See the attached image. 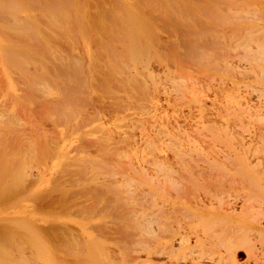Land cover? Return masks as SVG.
I'll use <instances>...</instances> for the list:
<instances>
[{
  "label": "bare ground",
  "instance_id": "1",
  "mask_svg": "<svg viewBox=\"0 0 264 264\" xmlns=\"http://www.w3.org/2000/svg\"><path fill=\"white\" fill-rule=\"evenodd\" d=\"M65 1H67V0H65ZM77 1V0H76ZM84 1V0H83ZM98 1V3H99V0H97ZM96 1V2H97ZM103 1V0H102ZM109 1H111V0H109ZM108 1V2H109ZM113 1V0H112ZM117 1H119V2H121L120 0H116V2L115 1H113L112 3L114 4V3H116L117 4ZM134 1H136V0H134ZM159 1V0H158ZM161 1V0H160ZM172 2V0H168L167 1V3L168 2ZM182 1V0H181ZM201 1V0H200ZM207 0H202L201 1V4H203V5H207V3L208 2H206ZM212 2L213 1H215V0H211ZM221 1V0H220ZM229 0H225V1H223L222 0V2H224V3H220V4H222V5H218L219 6V8H217V11L220 9L221 10V8H223L222 10H223V14L221 13V17H222V15H224L225 13H226V15H228V17L229 18H231V19H229L228 18V20H227V16L226 15H224L223 17H222V19L223 18H225L226 20H224L223 19V21H229V22H226V25H233V27H230L231 29H232V31L230 30V28H228L229 29V31L228 32H226L225 33V35L223 36V35H221V34H224L222 31V29L220 30L221 31V33H220V31H217V30H219L220 29V25H221V27L223 28L224 26H226L225 25V22H224V25L223 24H220V23H223V22H219V24H218V21H216L215 19L217 18V17H219L220 18V15L218 16L217 15V11L215 12V15H214V17L215 18H213V14H214V12H213V14L211 15L210 14V16H211V18H212V20H215L214 22H216L217 23V25H218V27H219V29H218V27L216 28L217 30L215 31V32H213L214 30H215V28L211 25V23H210V26L213 28L212 30H210L211 28H210V26H209V24H208V22H210V21H208V19H210V17H209V14L208 15H206L208 12L206 11V10H208V9H206L205 11L207 12H203V14H205V16L203 15H201L202 17H205V18H208L207 19V21L206 20H203L202 18V20L203 21H206L207 22V24L205 23V22H203V24H206L207 26H208V28L206 27V26H204V27H206V29H207V31H208V33H211V37H212V40H214V42L213 41H211L212 42V44H211V46L213 45V44H215V42H219V40H220V42H224L223 44L225 45V42H226V44H228L227 42L229 41V44L227 45V47L225 46L224 48H223V45H222V43L220 44V45H222L221 47H218V46H220V45H217V43H216V46L218 47H215V45H213L212 46V48L213 49H219L220 51H222L221 52V54L223 53V56L222 55H220L219 53L220 52H218V50H214V57H219V58H213L214 60H215V62H218V61H220V60H218V59H220L221 58V56H222V58L224 59V60H226V62L228 61L229 62V60H227V59H230V63H232V61L234 62V61H236L235 62V64H237L236 66H239V67H241V65H243V66H245L246 68L244 69L243 67H241V68H243V69H241V68H237V67H235V66H233L232 64H230V63H228V65L226 66V62H225V68L229 71V72H231V71H234L235 70V68L236 69H238V70H240V71H238L237 70V72H238V74H241V76L242 77H246V79L247 78H249V80H250V78L254 81V84L251 86V87H249V84L250 83H248L247 84V86L249 87L248 89L246 88V86H243L242 85V89H243V87H245L244 88V90H249L250 91V89H251V91L252 92H254V96H257V98L259 97L260 98V101H259V103L260 104H258L259 106L256 108L255 107V103H253L252 101H251V103H253L254 104V108H256L255 109V111L253 112V111H251V114H249V115H251V116H248V118L250 119V121L251 120H253L254 122V125L256 124L257 126L259 125V124H261L262 125V121H264V103L262 102L261 103V100H264V27H259L256 23H255V20H257V21H259L260 23H261V21H262V17H263V20H264V14L263 15H260V10L258 9V7L257 6H255L254 4H252L253 3V0H251L252 1V3L250 2V3H245L244 5H242V2H240L241 3V5L244 7H240L241 5H239V4H236L235 3V1L234 2H232V0H230L229 2H228ZM242 1V0H241ZM257 1V0H256ZM68 2L70 3V1L68 0ZM73 2H75V0H72V2L71 3H73ZM78 2V1H77ZM77 2H76V4H77ZM96 2H94V3H96ZM137 2H138V0H137ZM140 2V1H139ZM142 2H146V3H148V1H143V0H141V4H142ZM151 2H152V0H151ZM155 2V1H154ZM163 2V1H162ZM161 2V3H162ZM165 2V1H164ZM162 3V4H164L165 5V3ZM173 2H174V0H173ZM173 2H172V4H173ZM175 2H178V1H176L175 0ZM183 2V1H182ZM182 2H181V4L180 5H182ZM198 2V1H197ZM203 2V3H202ZM204 2H205V4H204ZM218 2V1H217ZM228 2V6H225L227 9H224V5L226 4ZM236 2H238V1H236ZM66 5H65V4ZM81 3V2H80ZM80 3H78L77 5H79ZM89 3V2H88ZM91 3V2H90ZM123 2H121V4H122ZM139 3V4H140ZM145 3V4H146ZM186 3H188V2H186ZM199 3V2H198ZM210 3V2H209ZM208 3V4H209ZM215 3V2H214ZM219 3V2H218ZM229 3H230V5H229ZM233 3V4H232ZM74 4V3H73ZM72 4V5H73ZM75 4V5H76ZM82 4H85V3H83L82 2ZM101 4V3H100ZM99 4V5H100ZM104 4H106V3H104ZM132 4H133V2H132ZM135 4V3H134ZM133 4V5H134ZM144 4V6H147V4L145 5ZM156 4V6L158 5L157 3H155ZM177 4V3H176ZM194 4V3H193ZM264 4V3H263ZM67 5H71V4H68L67 2H64V0H0V25H1V23H2V25H1V27H5L6 25V27H5V29H2L1 30V32H0V75H1V77H0V79H3V82L5 83L4 84V86L6 85V87L4 88L5 89V93H7V94H5V96L6 95H8V96H6V98H8V99H4V101H6V103L3 101V104L5 105H8V106H10L9 107V110H7L6 109V105H5V107H1L0 108V110H2L3 108H5V113H1L0 115H2V117H5L6 116V121L7 122H4L5 120L3 119L2 120V118H1V116H0V119L2 120H0L1 121V123H0V127H2V125H3V123L5 124H7L6 126H10V127H14V125H19L20 123H21V121H22V125H20V126H25V124H27L26 123V119H30V120H32V122H34L33 124H36L35 123V121H33V116L31 117V116H29L30 118H27L28 116V114H26V116L25 117H23L24 115H25V111H26V109L25 108H28V98H29V100L31 101H33L31 104H34V107H33V109L32 108H28L30 111L32 110V111H35L36 109V112L37 111H39V117L38 116H36L35 115V117H38V118H40L41 116H40V112H41V110H43V112H44V109H45V113L47 114L48 113V111L49 110H52V109H54L53 111H55L54 113H57L56 115H55V117H58L57 119L60 121H62V120H67V118H68V120H67V122L70 120L69 118L70 117H68L67 116V118H66V115H69V113H70V111L73 109H75V108H77V109H75L74 110V112L76 111V110H78L76 113H75V115L76 114H78L79 115V113L81 112V110L80 109H78V107L77 106H79V104L81 103V101H82V103H83V101L84 100H88L89 98L87 97V96H89L90 97V95H88L89 94V90L88 89H90L89 87L90 86H88V88L86 87L87 86V78L89 77L88 75H86L87 76V78H85V74H87L89 71H91V67H92V65L90 66V64H89V66H90V69H89V71L88 72H86L85 74H83L84 72L83 71H85L86 69H87V63H85L87 60H85L83 63H85L84 65H85V70H83L80 66L78 67V64L80 63L81 65H82V61L85 59V55H84V52L82 51V49H80V53H79V51L78 50H76L77 51V54L79 53L81 56H78L77 57V55L73 52V50L74 49H78L77 47L75 48V46H78L79 45V42L78 41H80V39H79V35H78V32H79V29L81 28V27H83V25H81V27L79 28V24H77V21L75 20V17L77 18L78 16H79V14H81V12H82V7L81 6H85V5H79V8L81 9V12L79 13V11L77 12L76 10V13H78V15H75L76 13H75V11H73V9L71 8L72 7V5L70 6V8L69 9H71L70 10V12L72 11V12H74L75 14H71V15H75V16H72L74 19V21L72 20V19H70V16H68L69 17V19H65V21H64V18H65V12L63 13L62 11H63V9L65 10L66 8L68 9V7H67ZM75 5L73 6V7H75ZM91 5V4H90ZM89 5V6H90ZM93 5V4H92ZM111 5V4H110ZM153 6L154 4L152 3V4H149V6ZM163 5V6H164ZM184 5H185V3H184ZM188 5H190V4H188ZM187 5V7H190L191 8V10L193 9L192 8V6H195L196 7V4H194V5H192V6H188ZM212 5V4H211ZM217 5V4H216ZM227 5V4H226ZM232 5H234V6H232ZM237 5V7H235ZM66 8H65V7ZM89 6H87V11L89 10ZM113 6V5H112ZM118 6V5H117ZM123 7V5H120L119 4V9H117L118 11H121V9H120V7ZM132 6V5H131ZM131 6H129V7H125L126 9L128 8V14H130V12H129V10H131L132 8H131ZM135 6V8H137V6L136 5H134ZM150 6V7H151ZM155 6V7H156ZM160 6V5H159ZM162 6V5H161ZM161 6H160V8H161ZM163 6H162V8H163ZM186 6V5H185ZM200 6V5H199ZM217 6V7H218ZM239 6V7H238ZM262 6V5H261ZM100 7V6H99ZM111 7V6H110ZM133 7V6H132ZM158 7V6H157ZM156 7V8H157ZM177 7V6H176ZM183 7V6H182ZM181 7V8H182ZM186 7V8H187ZM207 7V6H206ZM211 7V6H210ZM212 7H213V5H212ZM221 7V8H220ZM230 7V8H229ZM233 7V8H232ZM264 7V6H263ZM108 8H109V6H108ZM107 8V9H108ZM116 8V7H115ZM131 8V9H130ZM152 8V7H151ZM150 8V9H151ZM156 8L154 9L155 11H157L158 12V10H156ZM159 8V7H158ZM164 8H165V6H164ZM170 8H171V5H170ZM174 8V10H175V4H174V7L172 6V9ZM178 8H179V5H178ZM186 8H182L183 10H186ZM196 8H199V7H196ZM235 8V9H234ZM236 8H238V9H236ZM242 8H243V10H242ZM79 9V10H80ZM103 9V8H102ZM102 9H100V11L102 10ZM110 9V8H109ZM108 9V10H109ZM126 9H122V12H124L123 10H126ZM169 9V8H168ZM189 8H187V10H188ZM203 9H205V8H203ZM215 9H216V7H215ZM262 9V8H261ZM97 10V9H96ZM108 10H106V11H108ZM111 10L112 9H110L108 12L109 13H107L108 14V16H105V14H106V11H105V14H103V16H105L103 19H104V21H108V19H109V17H111V19H112V17L114 16V18H115V16L116 15H112V16H110L112 13H111ZM149 10V9H148ZM153 10V9H152ZM153 10V12H155ZM174 10H172L173 12H174ZM177 10V9H176ZM196 9L194 8L193 9V11H195ZM199 11H200V14H202V12H201V9L199 8L198 9ZM198 10H196V11H198ZM219 10V11H220ZM224 10H225V13H224ZM263 10H264V8H263ZM261 11V12H263L264 13V11ZM66 11V13L68 14V11L67 10H65ZM114 11V10H113ZM117 11V12H118ZM135 11H137L138 12V10H136L135 9ZM163 11V10H162ZM165 11H166V8H165ZM180 11V14H181V10H179ZM178 11V12H179ZM190 11V10H189ZM189 11L187 12V13H189ZM195 11V12H196ZM85 12H86V10H85ZM97 12H99V10L97 11ZM144 14H145V12H147V9L145 10V12L144 11H142ZM177 12V11H176ZM176 12H174V17H176L175 16V13ZM186 12V11H185ZM195 12H194V14H195ZM210 12V11H209ZM221 12V11H220ZM219 12V13H220ZM228 12H231V13H228ZM92 13V12H91ZM90 12H89V15L91 14ZM101 13V12H100ZM156 13V12H155ZM184 13V12H183ZM187 13H184L183 15H186L187 16ZM193 13V12H192ZM192 13H191V18H189V16H187L186 18L187 19H191V23L192 22H194V20L196 19V18H198V16H200V15H198V16H196V17H193L192 18ZM197 13V12H196ZM228 13V14H227ZM66 14V15H67ZM87 14V13H86ZM94 14V13H93ZM123 14V13H122ZM131 14H132V12H131ZM139 14H142L141 13V11H139ZM138 14V15H139ZM147 14V13H146ZM158 14V13H157ZM160 15H161V13H159ZM158 14V15H159ZM164 16H165V14L164 13H162ZM167 14H170L169 13V11H167ZM166 14V15H167ZM177 14V13H176ZM70 15V14H69ZM95 15V14H94ZM94 15H91V17L90 18H92V16H94ZM100 15V14H99ZM133 16H134V14H132ZM150 15H152V14H150ZM183 15H180V16H182L183 17ZM196 15V14H195ZM85 17H86V15H84ZM96 16V15H95ZM94 16V18H95V20H96V17ZM98 16V15H97ZM124 16V17H123ZM122 17L124 18V20L127 18V19H129L130 17H128L129 15H126L127 17L125 18V15H123ZM132 16V17H133ZM157 16V15H156ZM173 16H171V17H173ZM200 16V17H201ZM207 16V17H206ZM64 17V18H63ZM89 17V16H88ZM101 17V16H100ZM107 17V18H106ZM117 17V16H116ZM118 17H120V16H118ZM117 17V18H118ZM121 17V18H122ZM136 17V16H135ZM153 17V16H152ZM157 17H160V16H157ZM165 17H169V16H165ZM199 17V18H200ZM261 17V18H260ZM66 18H67V16H66ZM80 18V17H79ZM90 18H88V22H89V19ZM106 18V19H105ZM116 18V19H117ZM138 18V17H137ZM139 20H138V22L141 20V22L143 21L141 18L142 17H140L139 16ZM154 18V17H153ZM161 18V17H160ZM164 18V17H163ZM181 17H179L178 19H180ZM195 18V19H194ZM198 18V20H200L201 21V19H199ZM204 18V19H205ZM218 18V19H219ZM78 19V18H77ZM86 19V18H85ZM165 19V18H164ZM169 19V18H168ZM185 18H183V20H184ZM192 19H194V20H192ZM233 19V21H231ZM261 19V20H260ZM66 20H67V22H66ZM69 20V21H68ZM73 22H72V21ZM110 20V19H109ZM113 20V19H112ZM148 20V19H147ZM158 20V19H157ZM173 20V19H172ZM171 20V21H172ZM176 20V19H175ZM182 20V19H181ZM183 20H182V22H183ZM189 20H188V22H187V20H186V23L188 24V23H190L189 22ZM240 20H242V21H244V22H248V24L247 25H240ZM254 20V21H253ZM70 21H71V24L72 23H74V24H72V25H77L78 26V31H76V30H74V28H75V26H73L72 27V25L70 24ZM101 21H102V19H101ZM111 21V20H110ZM109 21V23H114V20L113 21H111L110 22ZM118 21H120L119 20V18L117 19V23H118ZM169 21H170V19H169ZM169 21H167L166 20V22L167 23H169ZM170 21V22H171ZM178 21V20H177ZM176 21V23L178 24L179 22H177ZM220 21H222L221 19H220ZM62 22H63V24H64V22H65V24H67V23H69V24H67V25H69V27H67L65 24V29L63 28V26L64 25H62ZM83 22V21H82ZM140 22V23H141ZM160 22V21H159ZM162 22V21H161ZM182 22H180L181 24H183ZM185 22V21H184ZM196 23H192V25H196V26H186L187 24H185L184 23V25L186 26V30H187V28H190L191 29V32H189V31H184L185 32V39L187 38V40L190 38V40H188V41H191V42H189V44H188V42H187V40L185 41V39L182 37L183 35V33L184 32H182V34L180 33L181 31H183V30H180L179 32H176V33H178V34H180L181 35V37L179 36V38H178V36H176L175 38L177 39V41H179V40H181V38H182V40L183 41H185V43L181 40L180 42H178L179 44H181L183 47H180L181 45H178V43H177V45L182 49V48H189V45L191 44V48L193 47L192 45H194L195 47H193L192 49H195V50H197V51H195L196 52V55H194V56H196L197 57V55H198V57L200 58V56H201V58L199 59V58H197V61L194 59V56L192 55V52L194 51V50H191L190 48H189V50H191L192 52H191V55H192V59L191 60H195L197 63H200V64H203L202 62L203 61H205L206 60V63H207V60L208 59H206V57L205 56H207V58H208V54H209V51H213V49H211L210 47H208L209 49H211V50H208V54L207 53H205V47H203L204 45H201L203 48H200L199 47V45L200 44H202V42H204V44H205V46H207V44L209 45V43H211V42H209L210 40H211V38L209 39V36L207 37L205 34H204V32L202 33L201 31H200V29L201 30H203L204 28H201V27H203L202 25V23H200L199 22V24L201 25V27L199 26V24H198V21H197V19H196V21H195ZM231 22V23H230ZM250 22V23H249ZM79 23V22H78ZM105 23V22H104ZM108 23V22H107ZM112 23L111 24H109V26H111L112 25ZM117 23H114L115 25H117ZM129 23H131V21L129 22ZM135 23H136V19H135ZM134 23V24H135ZM139 23V24H140ZM174 23V22H173ZM180 23H179V25L178 26H180L181 27V25H180ZM190 23V24H191ZM5 24V25H4ZM82 24H84V27H85V23H82ZM93 24V23H92ZM91 24V25H92ZM103 24V23H102ZM113 24V25H114ZM122 24V23H121ZM124 24V23H123ZM127 23H125V25H126ZM133 24V25H134ZM139 24H137V25H139ZM144 24V23H143ZM148 24V23H147ZM163 24H166V23H163ZM162 24V25H163ZM177 24H175L174 23V25L176 26ZM198 24V25H197ZM61 25H62V27H61ZM70 25H71V27H70ZM88 25H89V28L90 27H92V26H90V23H88ZM94 25V24H93ZM98 25V24H97ZM128 25V24H127ZM132 25V26H133ZM156 25V24H155ZM173 25V26H174ZM183 25V26H184ZM234 25H238V26H234ZM262 25H264V21H263V23H262ZM104 26V25H103ZM108 25H106V27H104L105 29L106 28H108L107 27ZM122 26V25H121ZM132 26H131V28H132ZM140 26H142V28L143 29H141V27H140V29L141 30H143L142 32H144V34H143V37L144 36H146V28L144 29V27H143V25L141 24ZM147 26V25H146ZM145 26V27H146ZM159 26H161V25H159ZM167 26H168V24H167ZM170 26H172L171 24H170ZM170 26H168V27H170ZM174 26V27H175ZM185 26L182 28H180V29H184L185 28ZM94 27V26H93ZM95 27H96V23H95ZM98 27V26H97ZM127 28V30H129V26H122V29H124V28ZM162 27V26H161ZM166 27V26H165ZM167 27V28H168ZM193 27V28H192ZM194 27H196V29L194 28ZM198 27V28H197ZM199 27H200V29H199ZM229 27V26H228ZM71 28H73V30H74V32H76L77 33V35H74L75 33L73 32V30H72V32L71 31H69L68 29H71ZM103 28V29H104ZM133 28H134V26H133ZM139 27H137V29H138ZM148 28H151V27H148ZM157 28V27H156ZM179 28V27H178ZM210 28V29H209ZM225 28V27H224ZM223 28V29H224ZM64 29V30H63ZM83 29V28H82ZM81 29V31H83L81 34H82V37H84L85 35H86V33L84 34V30H82ZM86 29V28H85ZM88 29V28H87ZM99 29V28H98ZM118 29H120V27L118 28ZM140 29H139V32H140ZM172 29V28H171ZM193 29V30H192ZM195 29V30H194ZM205 29V30H206ZM225 29H227V27L225 28ZM233 29H234V32H233ZM66 30H68L70 33H72L74 36H75V38H76V36H78L77 38L79 39V40H77L76 41V39L73 37V38H71L70 37V39H69V36H73V35H68V33L67 32H65ZM91 30V31H90ZM90 32H92V34H93V32L94 31H92V30H94V29H92V28H90ZM96 30V29H95ZM112 29H110V31H111ZM168 30V29H167ZM185 30V29H184ZM189 30V29H188ZM197 30V31H196ZM199 30V31H198ZM210 30V31H209ZM2 31L4 32V34L2 33ZM62 31V32H61ZM63 31L65 32V34H61V33H63ZM86 31V30H85ZM97 31V30H96ZM99 31V30H98ZM98 31H97V33H98ZM107 31H109V29L107 30ZM113 31V30H112ZM126 30L124 29V30H122L121 32V36H120V30H119V34L117 35V33H118V30L116 29V30H114V32H113V36H109V34L108 33H110V32H108V33H104L105 34V36H107V34H108V36L106 37V38H108V40H111L112 39V42H113V40H114V35L116 36V38H115V40L114 41H116V42H113L114 43V46L117 44H119V46H117L116 45V49H114V48H112V47H114V46H112L111 44H110V42L109 41H107V39H105V36H103V34L101 33L100 35H102V37L105 39V41H107V45H105L106 44V42H104L103 40H101V41H103L104 43H99V44H102L101 46L103 47V49L102 50H104L105 49V55H107V54H109L110 56L112 55V52H113V55H112V57H115L116 59H117V57L119 56L120 57V59L121 60H123V61H121L120 59H117V61L115 60V58H114V60H113V58L112 57H107V59H108V62H110V64L109 63H106L107 61L105 60V58H104V56H103V58H104V61H106L105 62V65H106V68H105V66H104V68L103 67H101L102 69H105L104 71H107L108 72V74H106L107 72H105V74L107 75H105V77H107V79L109 78V76L111 77V75H112V79H115V77L114 76H116L115 75V73H116V71H119L120 70V68H119V70H118V68L117 69H113V66L114 65H120V67H121V69H123L124 71H127V69H128V67H126L127 65H126V63H128V64H130L131 62H135L134 64L136 65L138 62H139V64H137L138 66H140V64H144L145 62H146V58L148 59V60H150L149 58H148V56H146V54H150L151 53V51H149L150 53H148V50L150 49V50H152L153 49V51H154V45H156L157 46V41H158V39L157 38H159V36L157 35V37L156 38H154L155 39V42H154V40L153 39H151V41L153 40V43H154V45H153V47L154 48H152V46H150L149 44H151L152 42L151 41H149L150 43L148 44L147 42H145V40L142 38V36H141V34L140 33H137V34H135L136 35V37H130L131 35L133 36V30L131 31V29H130V31H126L127 32V34L126 33H124ZM170 31V30H169ZM175 31H176V29H175ZM178 31V30H177ZM195 31V32H194ZM100 32V31H99ZM131 32V34H128V33H130ZM2 33V34H1ZM88 33V32H87ZM112 33V32H111ZM126 34V35H130V36H128V37H126V38H124L123 37V35L124 34ZM155 33V32H154ZM169 33H171V32H169ZM188 33V34H187ZM189 33L191 34V36L189 37ZM220 33V34H219ZM231 33H233V34H231ZM94 34H95V32H94ZM148 34V33H147ZM164 34H166V33H164ZM214 34V35H213ZM229 34V35H228ZM4 35H5V38H4ZM62 35L65 37L66 35L68 36V38H63V40H67V39H69L70 40V42H71V39L72 40H74V41H72L70 44L71 45H73V42H75L77 45H75V46H73V50H70V51H72V52H68V50L67 49H65L66 47H65V45H67V44H64L63 43V40L61 41V38H62ZM89 35V34H88ZM134 35V36H135ZM187 35V36H186ZM220 35V36H219ZM230 35H231V37H230ZM233 35V36H232ZM3 36V37H2ZM66 36V37H67ZM87 36V35H86ZM84 37L85 38V40L87 39V37ZM92 36V35H91ZM91 36L89 35L88 36V38L89 39H87V40H89V42H90V39L92 40L91 42H93V39L91 38ZM148 36H149V34H148ZM172 36H173V34H172ZM213 36H214V39H213ZM219 37L218 39V41H217V39H216V37ZM226 36V37H225ZM101 37V36H100ZM112 37V38H111ZM119 37H122V38H120L121 40H123V41H121L120 43L118 42L119 41ZM189 37V38H188ZM227 37H229V38H227ZM2 38H4V39H2ZM84 38H82V39H84ZM94 38V37H93ZM129 38V39H128ZM136 38V39H135ZM146 38V37H145ZM148 38V40H149V37H147ZM207 38V39H206ZM228 40H227V39ZM96 39V38H95ZM94 39V40H95ZM101 39V38H100ZM118 39V40H117ZM128 39V40H127ZM144 41H143V40ZM156 39H157V41H156ZM192 39V40H191ZM216 39V40H215ZM224 39H226V40H224ZM124 40H126V41H124ZM140 40H142L143 42L141 43L140 42ZM159 41H160V43H161V45L163 44V42L164 41H162V39L160 40V38H159ZM60 42H62L63 43V46H64V48L62 47L61 49H60V47H59V45L61 44ZM64 42H67V41H64ZM84 42H86V41H84ZM88 42V41H87ZM96 42V41H95ZM122 42H123V44H122ZM128 44V45H130V47L126 44V43ZM129 42V43H128ZM170 42H173V41H169V43ZM183 44H182V43ZM205 42H207V43H205ZM219 42V43H220ZM60 43V44H59ZM69 43H68V45H67V48H69V49H71V47H70V45H69ZM146 43V44H145ZM152 43V44H153ZM160 43H159V46H160ZM167 43V42H166ZM165 43V44H166ZM199 45H198V44ZM218 43V44H219ZM98 44V45H99ZM108 44H110V45H108ZM120 44H122V46H121V50H120ZM145 45L146 46V49L145 48H143V47H145V46H141V45ZM176 44V43H175ZM174 43L172 44L173 46L175 45ZM188 45V47L187 46H185V45ZM89 44L87 43V46H88ZM92 45V43L88 46V48L90 47ZM150 47H149V46ZM230 45V46H229ZM69 46V47H68ZM79 46H81V45H79ZM94 46V48H93V50H91V51H93L94 53H95V46H97V45H95V44H93L92 45V47ZM108 47L109 49H107V48H105V47ZM110 46V47H109ZM147 46H148V48H147ZM171 46V45H170ZM177 46V47H178ZM117 47H119V49L117 50ZM162 47L164 48V45H162ZM162 47H160L161 49H162ZM215 47V48H214ZM229 47H233L231 50H229ZM80 48H82V46L80 47ZM125 48V50H123ZM166 48H168V47H166ZM165 48V49H166ZM174 48H175V50H172V51H175V52H173L174 54L177 52V54L179 55V53L180 52H178V51H176V47L174 46ZM173 48V49H174ZM207 48V47H206ZM207 48V49H208ZM221 48H223V49H221ZM227 48V49H226ZM65 49V50H64ZM86 49V48H85ZM90 49H91V47L89 48V51H90ZM106 49H107V51H106ZM111 49H112V52H110L111 51ZM148 49V50H147ZM156 49V48H155ZM159 49V48H158ZM164 49V50H165ZM169 49V48H168ZM171 49H172V47H171ZM170 49V50H171ZM199 49V50H198ZM224 49H225V51H224ZM62 50H63V52L65 53H63L62 52ZM66 50H67V53H69V54H73V55H75V56H69V60H73L72 62L70 61V62H68L71 66H70V68H68L69 67V64H67L66 65V57L65 56H68L67 54H66ZM98 50V49H97ZM114 50V51H113ZM123 50V51H122ZM188 50V51H189ZM227 50V51H226ZM229 50V51H228ZM233 50V51H232ZM81 51L83 52L82 54L84 55H82L81 54ZM147 51V52H146ZM152 51V52H153ZM156 52H160L159 54H162V59H163V61H164V63H167L166 62V60H169V58L167 59L165 56H167L165 53L167 52H165L164 54H165V56H163V50H159V51H157V49L155 50ZM154 51V52H155ZM172 51H169V52H171L172 53ZM185 51H187V50H185ZM187 51V53L186 54H190V52H188ZM204 51V52H203ZM217 53H216V52ZM230 51H232L233 53H234V56L236 57V60H234L235 58H234V56H231V54L233 55V53H230ZM108 52V53H107ZM124 53V52H126V53H124V54H122V53ZM153 52V55L154 56H156V52L154 53ZM226 52V53H225ZM100 53V52H99ZM101 53H103V55H104V52H101ZM116 53V54H115ZM119 55H118V54ZM121 53V54H120ZM204 53V54H203ZM230 55H229V54ZM64 54V55H63ZM96 54H98V52L97 53H95L94 55H95V58H97V55ZM152 54V53H151ZM176 54V55H177ZM184 54V53H183ZM183 54H181L180 53V56L179 57H182V55ZM193 54H195L194 52H193ZM213 54V53H212ZM109 55H107V56H109ZM116 55V56H115ZM122 55H123V57H125V58H122ZM152 55V58H154V56ZM188 55L186 56V55H184L182 58H187L188 57ZM200 55V56H199ZM219 55V56H218ZM228 55V56H227ZM91 56L94 58V56L91 54ZM151 56V55H150ZM169 56V55H168ZM174 55L173 54H171L170 55V57L172 58ZM190 56V55H189ZM203 56H204V58H203ZM230 56V57H229ZM70 57H71V59H70ZM74 57H75V59H74ZM79 59V57L81 58H84L82 61H80L81 59H79V62H78V59ZM118 57V58H119ZM157 58H155L156 60H159L160 59V56L157 54V56H156ZM165 57V58H164ZM175 57H178V56H174V59L172 58V60H169L168 62H170V61H175L176 59H178V58H176L175 59ZM229 57V58H228ZM94 58V59H95ZM103 58H101V59H99L98 58V60L99 61H102V59ZM110 58H112V59H110ZM151 58V59H152ZM182 58H179V61L177 62V60L175 61V62H177L178 63V65L180 64V61H181V66L179 65V66H176L177 65V63L175 64V66L177 67V69H179L178 67H180V69L181 70H175V71H185V68H186V66H182V62H184V64H186V62L185 61H187L188 60V63H190L191 64V60H190V57L189 58H187L186 60H182ZM226 58V59H225ZM233 58V59H232ZM238 58V59H237ZM67 59V60H68ZM145 59V60H144ZM154 59V61H156ZM202 59H204V60H202ZM77 60V61H76ZM91 60V59H90ZM96 60L97 59H95V64H96ZM109 60H112V61H114V63L112 62V61H109ZM143 60L145 61V62H143ZM147 60V61H148ZM210 60V59H209ZM232 60V61H231ZM77 62V64H76V62ZM140 61H142L141 63H140ZM75 62V63H74ZM91 62H92V64H93V60H91ZM90 62V63H91ZM115 62L116 63H119V64H115ZM123 62V66H125V68H123V66H121V63ZM150 61H148V63H149ZM151 62H152V60H151ZM150 62V63H151ZM157 62V61H156ZM160 61H158V63H159ZM193 62V61H192ZM195 62V63H196ZM209 63H212V60L211 61H208ZM63 63V66H61V64ZM65 63V64H64ZM101 63H103L104 64V62H100V64ZM148 63L146 62V64H144V65H146L147 67H149L150 68V66H148ZM149 63V64H150ZM208 63V65H211V64H209ZM221 63V62H220ZM219 62H218V64H220ZM74 66H73V65ZM79 64V65H80ZM114 64V65H113ZM155 64V63H154ZM183 64V65H184ZM199 64V65H200ZM213 64V63H212ZM218 64H216V66L217 67H220L221 66V64L220 65H218ZM234 64V65H235ZM98 65V64H97ZM111 65H112V67H111ZM136 65V66H137ZM156 65H158V64H156ZM166 66H167V64H165ZM173 65V62H171V66ZM187 66H188V64H186ZM207 65V66H208ZM59 66V67H58ZM83 66V65H82ZM96 66V65H95ZM101 66V65H100ZM108 66V67H107ZM137 66V67H138ZM146 66H143V68H142V65H141V68L140 67H138L139 68V70L140 71H138V69L136 70V71H138V73L140 74V75H138V76H140L141 77V75H142V73H143V77L145 78L146 77V81L147 82H149V80H148V78L147 77H149L150 75V71H151V69H150V71L147 69V67ZM163 66V65H162ZM170 65H168V67H169ZM205 66H206V64H205ZM74 67H76L77 69H79V70H76V68L74 69ZM99 66H96V68L97 69H99L98 68ZM116 67V66H115ZM119 67V66H118ZM146 69H145V68ZM158 67V66H157ZM161 67V66H160ZM174 67V66H173ZM189 67V66H188ZM193 67H197V66H194L193 65V63H192V65H191V67H189V69L191 68V69H193L194 70V68ZM217 67H216V70H218L217 69ZM222 67V66H221ZM80 68L82 69V70H80ZM93 68H95L94 67V64H93ZM92 68V69H93ZM100 68V69H101ZM109 68V69H108ZM159 68V67H158ZM165 68H167V67H165ZM171 68V67H170ZM170 68H169V72H167L168 74H165L164 73V75H163V77L160 79V78H158L157 80H161V82H163L165 79H167V77H168V79L169 80H171V78L173 77V78H175L176 79V81H177V79H178V81H177V84H179V83H181L182 82V84H185V82L186 81H189V78H191L190 76H192V74L190 75V74H188L187 73V71L184 73V71L182 72V74H185L186 75V73L188 74L187 76H184L183 75V77L185 78V77H188V78H185L186 79V81L184 80V78L179 74V72L177 73V72H175V71H173V74L174 73H176L177 74V76H175L174 77V75L173 76H171L172 75V72L170 71ZM175 68V67H174ZM182 68H184L183 70H182ZM207 68H211V66H209V67H207ZM213 68H215L214 67V64H213ZM141 69L143 70V72H141ZM196 69V68H195ZM198 70H201V69H199V68H197ZM71 72H70V71ZM74 70H76V71H74ZM111 71L112 73H109V71ZM114 71V73H113V71ZM129 70H131V69H129ZM135 70V69H134ZM145 70L148 72V76L146 75L145 76V74H144V72H145ZM152 70H154V69H152ZM157 71H158V69H156ZM156 70H155V73H156ZM163 70H165L166 71V69H163ZM168 70V69H167ZM221 70H222V68H221ZM226 70V71H227ZM83 72L82 74L83 75H81V73H79V72ZM87 71V70H86ZM100 71H103V70H100ZM99 71V72H100ZM122 70H120L119 71V73L121 72ZM189 71V70H188ZM191 71V70H190ZM196 70H194V72H195ZM203 71V70H202ZM219 71V70H218ZM223 71V70H222ZM227 71V73H229ZM97 72V71H96ZM128 72V71H127ZM240 72V73H239ZM72 73V74H71ZM91 73H93V71L91 72ZM98 73V72H97ZM103 73V72H102ZM101 73V74H102ZM118 73V74H119ZM121 73H123V71L121 72ZM125 73V72H124ZM124 73L122 74V75H120V77L122 76V78L120 79V77H119V75H118V78H119V80L121 81V80H123V77L125 76L124 75ZM130 73H132V72H130ZM137 72H136V74H138ZM146 73V72H145ZM154 73V74H155ZM191 73V72H190ZM223 73V72H222ZM100 74V73H99ZM111 74V75H110ZM117 74V73H116ZM126 74V73H125ZM129 74V73H128ZM159 75H160V73H158ZM162 74V73H161ZM237 75V73H234V75ZM73 75H75V76H73ZM96 75V74H95ZM104 75V74H103ZM124 75V76H123ZM157 75V74H156ZM168 75V76H167ZM178 75L182 78H180V77H178ZM198 75H200V74H198ZM207 74H205L204 76H206ZM212 75V74H211ZM225 75H229V76H227V77H229L231 80H232V76H233V74H232V76L230 75V73L229 74H226L225 73ZM235 75V76H236ZM80 76V77H79ZM127 76H129V75H126V77ZM131 76V78H129ZM130 76L129 77H127V79H129V81L127 80V82L129 83H127L126 82V79H125V82L127 83V85H126V83H125V87H124V89H125V91H127L126 90V88L129 86V85H131V83H132V87L131 86H129L127 89H128V91L129 92H132V91H134V92H132V93H129V92H127V94H126V92H124L125 94H126V96H125V94H123L122 92V94L124 95V97H128V98H131L133 95V93H134V95H138V97L141 95V99L140 98H136L135 96V99H138V104H137V101H135L134 100V98L132 99L131 98V100H133L132 102L138 107H140V106H142V105H144V109L145 108H147V105L145 106V104L144 103H147L148 104V102H150V99L148 98V96H145L143 93H144V88H143V93L142 92H139L140 91V89L143 87V85H141V84H144V87H145V85L146 86H151L152 87V84L154 83V82H156V84L158 85L159 84V82L157 83V81H156V79L154 78V80H153V77H151L152 76V73H151V76L149 77V78H152L151 79V85H150V82H149V85L146 83V81H145V79H144V81H145V83H144V81H142L141 79H139V77H138V81H140L139 83H141L140 85H139V87H136L137 88V90L135 89L134 90V87L135 86H137L136 85V83H134V81L133 80H135L136 79V75H131L130 74ZM134 76V77H133ZM162 76V75H161ZM164 76H165V78H164ZM171 78H170V77ZM200 76H202V75H200ZM198 77V78H201V77ZM203 76V77H204ZM210 76V75H209ZM73 77V79H71ZM82 77V78H81ZM92 77V76H91ZM90 77V78H91ZM94 77V76H93ZM99 77V76H98ZM125 77V78H126ZM142 77V78H143ZM193 77H194V75H193ZM196 77V76H195ZM206 77H208V75L206 76ZM206 77H205V79H206ZM217 77V76H216ZM220 77V76H219ZM239 76L237 75V78H238ZM66 80H65V79ZM68 78V79H67ZM75 78H78L77 79V83L79 84V81L81 82L80 84H79V86L81 87V88H83V90H84V87H85V92L84 91H82V93H80V91H81V88L79 87H75V84H74V80L76 81V79ZM84 78V80H86L85 81V83H84V80L82 81V79ZM100 78V77H99ZM116 78H117V76H116ZM134 78V79H133ZM208 78H210V77H208ZM236 78V79H237ZM81 79V80H80ZM96 79H97V77H96ZM101 79H103V78H101ZM105 79V78H104ZM131 79H132V81H131ZM167 79V80H168ZM179 79L180 80H182L181 82L179 81ZM215 79V78H214ZM216 79H219V78H216ZM215 79V80H216ZM229 79V80H230ZM239 80H243V79H241V78H238ZM109 80H111V79H109ZM116 80V79H115ZM118 80V81H119ZM174 80V79H173ZM192 80V79H191ZM196 80V81H195ZM207 80V79H206ZM205 80V81H206ZM213 80V79H212ZM228 80V79H227ZM234 80V79H233ZM238 80V81H239ZM251 80V81H252ZM65 83V82H69V83H63V82ZM73 81V82H72ZM97 81V80H96ZM112 81V80H111ZM117 81V80H116ZM131 81V82H130ZM142 81V82H141ZM185 81V82H184ZM192 81H194V83H198V81H197V79H193ZM200 81H203L204 82V80H201L200 79ZM218 81V80H217ZM225 81V80H224ZM235 81V80H234ZM72 82V83H71ZM113 82H114V80H113ZM165 83H166V81H164ZM167 82H169V81H167ZM171 83V85H169L170 86V88H171V86H173V84L175 83L176 84V82H175V80H174V82L173 81H170ZM173 82V83H172ZM203 82H199V84L200 83H203ZM213 82V81H212ZM220 82H222V81H219V83L218 84H220ZM228 82V81H227ZM246 82H247V80H246ZM1 80H0V89H1V91L3 90L2 88H1ZM97 83V82H96ZM107 83H108V80H107ZM106 83V84H107ZM114 83H116V82H114ZM121 83H123V82H121ZM120 83V84H121ZM207 84V82H204L203 84ZM82 84V85H81ZM99 84H101V82L100 83H98V85ZM124 84V83H123ZM162 84V83H161ZM175 84H174V87H173V89L176 91V89H177V87H179L181 84H179V86H177V84H176V86H175ZM186 84H189V83H187L186 82ZM198 84V89H199V86H201V85H199ZM213 84V83H212ZM74 85V86H73ZM91 85V84H90ZM93 85V84H92ZM97 85V84H96ZM101 85H103V86H107V85H104V83L103 84H101ZM109 85V84H108ZM116 84H114V85H111L112 87H111V89H110V87L108 88V86L107 87H101L100 85H99V87L100 88H106V91H108V89H109V92L111 93V91H112V89L113 90H115L116 91V86H115ZM156 85V86H157ZM162 85H165V84H162ZM192 85H193V83H192ZM192 85L190 84V86L191 87H189V85H188V87H189V90H191L190 88H192L193 89V87H192ZM195 86H197L196 84H194ZM234 85V86H233ZM240 85V84H239ZM238 85V86H239ZM251 85V84H250ZM4 86H2V87H4ZM83 86V87H82ZM113 86H114V88H113ZM127 86V87H126ZM134 86V87H133ZM142 86V87H141ZM182 86V85H181ZM185 86V85H184ZM187 86V85H186ZM206 86V85H205ZM204 86V87H205ZM209 86H210V84H209ZM215 86V85H214ZM229 86H231L230 85V83H229ZM237 86V85H236ZM241 86V85H240ZM76 88V91L74 90V92H73V88ZM92 87V86H91ZM118 87V86H117ZM122 87H123V85H122ZM121 87V88H122ZM153 87L155 88V85L153 84ZM152 87V88H153ZM159 87V88H158ZM158 90L160 89V91H158V93H160L161 92V90H163L162 92H164V90L165 89H167V88H165V89H161V87L158 85ZM176 87V88H175ZM203 87V86H202ZM219 87H220V89H219ZM224 87V90H221L222 88ZM236 88L235 87V84H232V88ZM74 88V89H75ZM93 88H95V87H93ZM108 88V89H107ZM140 88V89H139ZM145 88H147V89H145L146 91H145V93L147 92V94H148V87H145ZM153 88V89H154ZM163 88V87H162ZM216 88V87H215ZM123 89V90H124ZM173 89H169L170 91H174ZM180 90H178V92L180 91L181 93L183 92H185L184 90H182L181 88H179ZM184 89V88H183ZM196 89V87L193 89V90H195ZM200 89H201V87H200ZM200 89L198 90L199 92H201V93H204V91H200ZM205 89V88H204ZM219 89V90H218ZM225 89H227L226 88V84L224 85V86H219L218 85V88H217V90H218V92H220V91H224V93L226 94V96L228 95V93H229V95L228 96H230V91H234V90H239V88H236V89H230V87H229V89H228V91L227 90H225ZM241 88H240V92H242L241 90H242ZM77 90H79V92L77 91ZM97 90V89H96ZM118 91L117 92H120L119 90H120V86H119V89H117ZM122 90V91H123ZM151 90V89H150ZM149 90V94L151 93V91ZM168 90V89H167ZM197 90V89H196ZM202 90V89H201ZM207 90V89H206ZM1 91H0V96L2 95V96H4L3 95V92L1 93ZM4 91V90H3ZM17 91H19L21 94H17ZM98 91V90H97ZM103 91H105V90H103ZM105 91V92H106ZM155 91H156V89H155ZM155 91L153 92V93H155ZM209 91H210V89H209ZM225 91H227V93L225 92ZM238 91V93L239 94H241V95H245L244 94V92H242V93H240ZM248 91V92H249ZM250 91V92H251ZM86 92H88V94L86 93ZM90 92H91V89H90ZM105 92H104V94H105ZM109 92H107V95L109 94ZM117 92H115V95L117 94ZM135 92H136V94H135ZM168 91H166V93H167ZM180 92H179V94H180ZM208 92V91H207ZM217 92V91H216ZM247 92V93H248ZM251 92V93H252ZM257 93V95H256V93ZM28 93H29V95H28ZM77 93L78 94H80V95H78V97L80 96V98H81V100L80 99H78V97L76 98V96H77ZM86 94L85 96H83V98H82V94ZM103 93V92H102ZM112 93H114V91L112 92ZM137 93H139V94H137ZM142 93V94H141ZM169 93V92H168ZM182 93V94H183ZM191 93H193V91L191 92ZM214 93V92H213ZM233 93V92H232ZM30 94H32L31 96V98H30ZM74 94V96L73 97H75L74 98V101L72 102L75 106V108L72 106L73 104L71 103V99H73V98H71L72 97V95ZM75 94H76V96H75ZM83 94V95H84ZM92 94H93V92L91 93V96H92ZM96 94V93H95ZM129 94V96H127ZM148 94V95H149ZM152 94V93H151ZM160 94H162V93H160ZM178 94V95H179ZM182 94H180L179 96L176 94V96H175V94H172V97H182V96H187V95H189V96H191L189 93H184V95H182ZM194 94H195V92H194ZM215 94H217V93H215ZM253 94V93H252ZM252 94H251V96H252ZM101 95V94H100ZM142 95H144V96H142ZM163 95V94H162ZM198 95H199V93H198ZM201 96H202V94H200ZM236 95V94H235ZM250 94H247V96H249ZM4 96V97H5ZM34 96H36V97H42L41 99H45L48 103H46V101L44 100V102H43V100H40V98H39V100L40 101H38V103L35 101V100H38V98H35ZM63 96H64V98H66V97H68V96H71V97H69V98H71V99H67L68 101H69V103H71L70 105H71V108L72 109H70V106H69V104L66 102V99H64L65 101H63L62 99H63ZM103 97H105V95H102ZM112 96V95H111ZM110 96V97H111ZM131 96V97H130ZM150 96V95H149ZM152 96V95H151ZM156 96V95H155ZM158 96V95H157ZM156 96V97H157ZM171 96V95H170ZM184 96V97H185ZM217 96V95H216ZM219 96L221 97V99L223 98L220 94H219ZM226 96H224L225 97V99H226V107H231V108H229L230 110H233V111H230L229 113H231L232 112V114L234 113V107H236V110H239V108L240 109H242V107H244L243 105L244 104H246V105H248L247 103H250V102H248V99L246 100V101H244V104L242 105V103H243V101H241L242 99H245V97L243 98V96H241L242 97V99H241V97H240V95L238 96V99H240V101L238 102V103H236V105H235V101L233 100V99H235V98H237V97H231V96H234V93H233V95L231 94V98L229 97V99L230 100H233V101H230V100H228L227 101V97ZM93 97V96H92ZM109 96H108V98H110ZM118 97H119V99L122 97V98H124L122 95H120V94H118ZM146 97V98H145ZM177 98V101H178V99H180L179 100V104H181L183 101H181L182 99H183V97L182 98ZM2 98V97H1ZM9 98H11L12 100H13V102L12 101H10L11 102V105H10V103H7V100H9ZM33 98H35L34 100H33ZM48 98V99H47ZM85 98H87V99H85ZM99 98V97H98ZM98 98H96V99H98ZM106 98H107V96H106ZM107 98V99H108ZM113 98H116L115 96H113ZM112 97H111V99H113ZM128 98H126V99H128ZM145 98V99H144ZM158 98V97H157ZM169 98V97H168ZM187 98H189L188 96H187ZM203 98V100L202 101H204V97H202ZM211 98V97H210ZM215 98V97H214ZM233 98V99H232ZM247 98V97H246ZM10 99V100H11ZM80 100V103L78 104L77 102H76V100ZM84 99V100H83ZM118 99V100H119ZM125 99V98H124ZM124 99L122 100V102H124ZM125 99V102H128V101H131L130 99H128V101ZM140 99V100H139ZM146 99H147V101H146ZM153 99V98H152ZM151 99V100H152ZM154 99H155V97H154ZM191 99L193 100V98L191 97ZM255 98H253V100H254ZM49 100V101H48ZM118 100H117V102L115 101V103H117L118 104ZM143 100H144V103H143ZM157 100V99H156ZM160 100V99H159ZM167 100V99H166ZM194 100H198V99H194ZM216 100H218V99H216ZM250 100V99H249ZM252 100V99H251ZM35 101V102H34ZM43 103H45V105L43 104L42 105V102ZM92 101V100H91ZM95 101H97V100H95ZM135 101V102H134ZM146 101V102H145ZM154 100H152L151 102H153ZM162 101H165V100H162ZM176 101V100H175ZM177 101H176V103H177ZM180 101H181V103H180ZM187 101H190V99H188ZM200 101V100H199ZM201 101V103H203ZM212 100H210V101H208V102H211ZM219 101V100H218ZM255 101L256 102H258L256 99H255ZM9 102V101H8ZM54 102V103H53ZM63 102L65 103V105H63ZM88 102H90V99H89V101ZM87 102V103H88ZM98 102V101H97ZM102 102V101H101ZM105 102H106V99H105ZM132 102H129V103H131L132 105H133V103ZM141 102H142V104H141ZM150 102V103H151ZM161 102V101H160ZM184 102H186V101H184ZM205 102V101H204ZM220 102V101H219ZM247 102V103H246ZM0 103H2L1 102V100H0ZM41 103V104H40ZM51 103H53V104H51ZM81 103V106L83 107V108H85L84 106H83V104H86V101L82 104ZM91 103H93V101L91 102ZM113 102L111 101V104H112ZM114 103V105H117V104H115ZM119 103H120V100H119ZM175 103V104H176ZM187 103V102H186ZM225 103V102H224ZM40 104V108H38V105ZM48 104V105H47ZM56 104V105H55ZM89 104V103H88ZM94 105H95V102L93 103ZM102 104V103H101ZM104 104H106V103H104ZM109 104V103H108ZM108 104H107V108H106V105H103L104 106V108H106V111L107 110H109L108 111V113L112 110H114L115 111V109H117V108H113V107H111V106H109L108 107ZM128 104V103H127ZM155 104V103H154ZM153 104V105H154ZM173 104V103H172ZM178 103H177V105H179ZM188 104V103H187ZM186 104V105H187ZM211 104H213L212 102H211ZM221 104V106L219 105V106H217V104H216V106H215V108L217 107H225L224 105H222L223 104V102H221L220 103ZM253 104H249L250 106L249 107H251V105L253 106ZM1 105V104H0ZM37 105V106H36ZM46 105H47V107H46ZM68 106V108H67V106ZM90 106H93L92 104H89ZM96 105H97V107H98V105L99 104H97L96 103ZM110 105V104H109ZM113 105V106H114ZM121 105V104H120ZM148 105H150V104H148ZM157 105V104H156ZM163 105V104H162ZM183 105V104H182ZM207 105H209V103L207 104ZM242 105V106H241ZM1 106H3V105H1ZM43 106H45V107H43ZM55 106H57V107H55ZM81 106H79L80 108H82ZM86 106V105H85ZM103 106L102 105H99V108H100V110L101 111H104V109H103ZM124 105H122V109L124 108L123 107ZM136 106H134V107H136ZM151 106V105H150ZM150 106H148V107H150ZM166 106V105H165ZM185 106V105H184ZM183 106V107H184ZM188 106H192L191 104L190 105H188ZM187 106V107H188ZM23 108L24 109V115L23 114H19L18 113V110H19V108ZM42 107H43V109H42ZM87 107V106H86ZM97 107H95V108H97ZM112 109H111V108ZM114 107H116V106H114ZM130 107V106H129ZM134 107H133V109H134ZM152 107V106H151ZM151 107L150 108H148V110L150 109L151 110ZM163 107V106H162ZM167 107V106H166ZM170 107V106H169ZM182 107V108H183ZM186 107V106H185ZM184 107V108H185ZM194 107V106H193ZM8 108V107H7ZM49 108V109H48ZM88 108H89V106H88ZM109 108V109H108ZM119 108V107H118ZM121 108V107H120ZM132 108V107H131ZM157 108V107H156ZM155 108V109H156ZM159 108V107H158ZM156 109L158 112H159V109ZM161 108V107H160ZM177 108H179L178 106H177ZM197 108V107H196ZM238 108V109H237ZM254 108L253 109H251V110H254ZM18 109V110H17ZM28 109H27V112H30V111H28ZM39 109V110H38ZM70 109V110H69ZM98 109V108H97ZM97 109H95V111H94V113L96 114L97 112H99V111H97ZM124 109H126V108H124ZM123 109V112L124 111H126V110H124ZM140 109V108H139ZM142 109V108H141ZM163 109V108H162ZM176 109V108H175ZM188 109H190V108H188ZM187 109V110H188ZM191 109H194L195 110V107L194 108H191ZM214 109V108H213ZM220 109V108H219ZM225 109H227V108H225ZM246 109V107H244V109H242V110H239L241 113L242 112H246L247 111V109ZM250 108H248V111H250L249 110ZM1 111V112H4V111ZM6 110L8 111L7 112V114H6ZM69 110V111H68ZM72 110V111H73ZM79 110H80V112H79ZM91 110V109H90ZM93 110H94V108H93ZM99 110V109H98ZM117 110H119V109H117ZM147 110V109H146ZM147 110V112H145V110H141V111H139L138 110V112L136 113V110H135V114H138V113H140V112H142V111H144L146 114H148V111ZM165 110H167V108L165 109ZM169 110V109H168ZM205 110H206V108H205ZM207 110L209 111V109L207 108ZM215 110V109H214ZM221 110H223L222 108H221ZM221 110H219V112L221 111ZM53 111H49L50 113H48V114H50V116L48 115V117H46L47 115L46 114H44L45 116H44V119H50L49 117H51V115L53 116V118L52 119H54L55 120V122L57 123V124H59V122H57L56 120L57 119H55V117H54V113H53ZM66 111H68V112H66ZM82 111H84V110H82ZM86 111H88V110H85L84 112H83V118L84 117H86L87 118V114H86ZM114 111H113V115H114ZM122 111V110H121ZM128 111H130L129 109H127V111L125 112V115L126 114H128L129 112ZM133 111V110H132ZM152 111V110H151ZM153 111H154V108H153ZM174 111V110H173ZM193 111V110H192ZM207 111V112H208ZM218 111V110H217ZM216 111V112H217ZM228 111V110H227ZM15 112V113H14ZM79 112V113H78ZM90 112V111H89ZM118 111H116V113H117ZM128 112V113H127ZM155 112V111H154ZM158 112H157V118L159 117L158 116ZM179 112V111H178ZM177 112V113H178ZM181 112H182V110H181ZM187 112V111H186ZM186 112H185V114H186ZM16 113H18L19 115H17ZM21 113H23V112H21ZM33 113V112H32ZM61 113H63V114H61ZM65 113H67V114H65ZM82 113V112H81ZM88 113V112H87ZM93 113V114H94ZM100 113V112H99ZM98 113V114H99ZM102 113H106L107 114V112H101V114ZM118 113H120V115H122L123 113L122 112H118ZM122 113V114H121ZM134 113V112H133ZM145 113H143V115L145 114ZM151 113V112H150ZM153 113V112H152ZM173 113V112H172ZM171 113V114H172ZM180 113V112H179ZM190 113V112H189ZM213 113V112H212ZM222 113H223V111H222ZM14 114H15V116H17V117H14ZM35 114V112L33 113V115ZM37 114V113H36ZM65 114V115H64ZM71 115H72V117L73 118H75L74 116H73V114H72V112L70 113ZM92 114V115H93ZM110 114H112V112L110 113ZM155 114V113H154ZM162 114V113H161ZM217 115H216V117H214V121L215 120H217L216 118L218 117V114L219 113H216ZM225 114H228V112H225L224 113V115ZM238 114H240V113H238ZM238 114H236V118H235V116L233 117V115H232V118L230 117V122H229V124H228V126L226 125V124H224V125H226L228 128H230L229 126H233V125H235V127L236 128H234V127H232V129L233 130H235V129H238V130H240L241 131V128H242V126L239 124H237V118L239 119V117L238 116H241V114L240 115H238ZM253 114H255L254 116H253ZM5 115V116H4ZM30 115V114H29ZM42 115V114H41ZM60 115V116H59ZM61 115H63L64 117H65V119L63 118V116H61ZM97 115V114H96ZM107 115H109V114H107ZM113 115H112V117H113ZM118 115V114H117ZM125 115L123 114L122 116H124L125 117ZM141 115H142V113H141ZM141 115H138L137 116V118H138V120H137V118L134 116V119H132L131 121L133 122L134 120H136V121H138V122H140L141 123V121L143 122V120H139V118L141 117ZM142 115V116H143ZM169 115H170V113H169ZM184 115V114H183ZM187 116L189 115V114H186ZM195 115H197V114H195ZM206 115H211L210 113L209 114H206ZM212 115H215V114H212ZM222 115V114H221ZM231 115V114H230ZM238 115V116H237ZM43 116V115H42ZM70 116V115H69ZM77 116V115H76ZM98 116V115H97ZM97 116H95V117H97ZM103 117H104V114L102 115ZM150 116V115H149ZM149 116H147L148 118H146L145 117V119H146V121H147V119H149V122H150V120H152V122H150V123H148V125L149 124H151L152 125V123H154L153 122V118L151 119ZM155 116V115H154ZM178 116V115H177ZM180 116V115H179ZM191 116H192V114H191ZM191 116H189V117H191ZM203 116H205V115H203ZM223 116V115H222ZM23 117V120H24V118H25V121L23 122V120H20V118H22ZM34 117V118H35ZM61 117V118H60ZM80 117H82L81 115H80ZM92 117V116H91ZM95 117H93V118H95ZM100 116H98L97 118H99ZM123 117V118H124ZM127 117H128V115H127ZM130 117H132L131 115H130ZM130 117H129V120H130ZM172 117H174L173 115H172ZM184 117H185V115H184ZM208 118L207 120H209V117L208 116H205V118ZM212 117V118H213ZM246 117V116H245ZM245 117H241L240 118V120H241V122L244 120H247ZM14 118H15V121H16V124H15V122L13 121L14 120ZM17 118V119H16ZM37 118V119H38ZM41 118H43V117H41ZM109 118H111L110 116H109ZM136 118V119H135ZM142 118H144V117H142ZM163 117H161V119H162ZM192 118V117H191ZM235 118V119H234ZM36 119V120H37ZM52 119H50V120H52ZM79 119V118H78ZM116 119V118H115ZM128 119V118H127ZM159 119V118H158ZM164 119L165 118H163L162 120H163V122H164ZM170 119V118H169ZM177 119V118H176ZM179 119V118H178ZM195 119V118H194ZM200 119V118H199ZM211 119V118H210ZM226 119V118H225ZM236 120V123H235V121L234 120ZM17 120H19V122L17 121ZM49 120V121H50ZM74 120V119H73ZM88 120H91L90 118H88ZM100 120V119H99ZM103 120V119H102ZM162 120H161V122H162ZM193 120V119H192ZM205 120V119H204ZM213 120H211V121H213ZM227 121H229L228 119H226ZM39 121V120H38ZM37 121V122H38ZM44 121V120H43ZM60 121V122H61ZM101 121V120H100ZM105 121H107V120H105ZM124 121H125V119H124ZM146 121H144V122H146ZM168 121V120H167ZM166 121V122H167ZM194 121V120H193ZM203 121V120H202ZM210 121V120H209ZM219 120H217V122L215 123V122H213V123H215V124H217L218 123V125H215L214 124V126H220V128L221 127H223L224 125L222 124V122H220L221 124H222V126H221V124L218 122ZM223 121V123L225 122L226 123V121H224V120H222ZM243 121V122H244ZM249 121V123H251ZM257 121H260V123L258 124V122ZM9 122H11V123H9ZM28 122V121H27ZM47 122V121H46ZM70 122L72 123V120H70ZM77 122V121H76ZM80 122V121H79ZM78 122V123H79ZM85 122V121H84ZM92 122V121H91ZM104 122V121H103ZM103 122H100V123H102L103 124ZM108 122V121H107ZM106 122V123H107ZM132 122H129V123H132ZM137 122V123H138ZM155 122H157L156 121V117H155ZM165 122V123H166ZM170 122V121H169ZM167 123V125L169 124V132H171L170 133V138L171 139H173V133H175V131L177 132L176 134H177V137L176 138H178V134L180 135L182 132H183V130H182V132H180V131H178V129H176V125H177V123L179 124V126H177L178 128L182 125V124H180L179 122H181V121H179L178 120V122H177V120H175L174 122H173V126L172 125H170V123ZM177 122V123H176ZM186 123H187V121H185ZM185 122H184V124H185ZM196 122V121H195ZM198 122V121H197ZM196 122V123H197ZM231 122H232V124H231ZM242 122V124H243V126L246 124V123H243ZM256 122V123H255ZM14 123V124H13ZM30 123H31V121H30ZM64 123V121L62 122V123H60V124H63ZM81 123H83L82 122V120H81ZM124 123V122H123ZM136 123V124H137ZM140 123H138V125H136L137 126V128L138 127H140L139 125H143V124H140ZM172 123V122H171ZM182 123V122H181ZM201 123V122H200ZM252 123V124H253ZM13 124V125H12ZM32 124V125H33ZM87 124V122L86 123H84L83 124V127H84V125H86ZM126 125H125V127L127 128V124H128V122H126L125 123ZM157 124L159 125V122H157ZM161 124V123H160ZM183 124V125H184ZM199 124V123H198ZM198 124H197V126H198ZM203 124V123H202ZM202 124H201V126H202ZM231 124V125H230ZM236 124L238 125V126H236ZM27 125H29V124H27ZM31 125V124H30ZM38 125V124H37ZM36 125V126H37ZM44 125V124H43ZM47 125H50L49 124V122H47ZM73 125V124H72ZM76 125H78L77 123H76ZM76 125H73L72 127L73 128H76ZM82 125V124H81ZM81 125L79 126V127H81ZM99 125V124H98ZM101 125V124H100ZM99 125V126H100ZM117 125V124H116ZM115 125V126H116ZM120 125H124V124H120ZM145 125V124H144ZM143 125V126H144ZM149 126V129H150V127H151V129H150V131H148V130H146L147 128H142L141 130H139V131H142L143 133H141V134H145L146 135V141L148 140V142L147 143H149V147L147 148V145L146 144H144V142L146 143V141H144L143 139H145V137L143 136H141L140 138H143V139H141L140 140V138H139V144L137 143V145L135 144V146H136V148L135 149H137V147H138V149H139V147L141 146L140 144H143V146L145 147V148H147V151H148V149H150V151L148 152L149 154H153V152H151V150H153L152 148H151V145H152V147H153V145H155V144H158V143H154V144H151L150 145V142L149 141H152V143H153V140L155 141V140H157V138L156 137H152L151 136V134L150 133H152V131H154L155 129V127L157 126L158 127V125H152V126ZM164 125H166V124H164ZM166 125V126H167ZM182 125V126H183ZM193 125V124H192ZM207 125V126H206ZM208 125H209V123L208 124H206L205 123V126L203 125L202 127H205L206 129H205V133L207 134L209 131L211 132V130L212 129H214V128H212L210 125H209V128L211 127L212 129H209L208 128ZM250 125V124H249ZM255 125V126H256ZM6 126H4L3 125V127H6ZM39 126H41V124L39 125ZM61 126H63V125H61ZM65 126H67V125H65ZM71 125H69V127H70ZM98 126V127H99ZM103 126H104V124H103ZM103 126L102 127H99V128H103ZM132 126H134V123H133V125H131L130 124V128L129 129H127V131H124V129L125 128H123L122 130L126 133V134H128L129 133V130H132V129H134V128H132ZM136 126H135V128H136ZM162 126V125H161ZM165 126V127H166ZM174 128V132H172V131H170V129L172 128V127ZM181 126V127H182ZM187 126V125H186ZM185 126V127H186ZM201 126H199L200 127V129H204V128H202ZM213 126V127H214ZM226 126H224V128L226 127ZM241 127V128H238V127ZM256 126V127H257ZM263 126V125H262ZM262 126H258V129H259V131H257V132H259L260 134H258L257 132L256 133H254V135H257V136H255V138L257 139L258 137H259V139H257L259 142H260V140H262V139H260V136H262L261 134H262V132H264V126L262 127ZM9 127V128H10ZM26 127V126H25ZM29 127V126H28ZM31 127V126H30ZM33 127L35 128V126L33 125ZM44 127H46L45 125H44ZM51 127V126H50ZM68 127V126H67ZM95 127H97V126H95ZM94 127V128H95ZM98 127H97V129H98ZM119 127V126H118ZM124 127V126H123ZM145 127H147V125L145 126ZM152 127H154V128H152ZM171 127V128H170ZM199 127L197 128L198 130H199ZM217 127V128H218ZM225 128L226 130L228 129V128ZM246 127H248V125L246 126ZM251 127V126H250ZM16 128H19V127H16ZM21 128V127H20ZM37 128V127H36ZM40 127H38V129H39ZM42 128V127H41ZM46 128H48V127H46ZM72 128V129H73ZM82 128V127H81ZM110 128V127H109ZM121 128V127H120ZM191 128V127H190ZM190 128H188V129H190ZM243 128H245V126L243 127ZM53 130H54V128H52ZM51 129V130H52ZM65 130H66V128H64ZM68 130H69V128H67ZM105 129V128H104ZM103 129V130H104ZM111 129V128H110ZM157 130H159V128H156ZM163 129V128H162ZM168 129V128H167ZM180 129V128H179ZM197 129H194L195 131L194 132H196V131H198ZM209 129V130H208ZM231 129V130H232ZM256 129V128H255ZM257 129V130H258ZM261 129H262V131H261ZM67 130V131H68ZM76 130V129H75ZM81 130V129H80ZM99 130H101V129H99ZM103 130H102V133H103V135L104 134H106L105 132H103ZM113 129H111L110 131H112ZM136 130V129H135ZM145 130V131H144ZM156 130V131H157ZM172 130V129H171ZM207 130H208V132H207ZM218 130H219V128H218ZM237 130V131H238ZM252 130V129H251ZM4 131V130H3ZM11 131V130H10ZM9 131V132H10ZM72 131V130H71ZM73 131H74V129H73ZM94 132H95V130H93ZM105 131V130H104ZM107 131H109V130H107ZM114 131V130H113ZM121 132L120 134H119V132H118V134H119V137L122 135V137H124L125 136V134H124V132ZM134 131V130H133ZM146 131H148V133H149V137L151 138H153V140L151 139L150 140V138H148V134H146L147 132ZM155 131V133L156 134H154V136H157L158 134H159V132H161L162 133V135H164L163 134V131H161V130H159V132H156ZM188 131V130H187ZM187 131H185L186 133H188V134H190L189 132H187ZM221 131H223L222 133H224V130H222L221 129ZM247 131H248V128H247ZM261 131V132H260ZM8 132V133H9ZM84 132H86V131H81V133H84ZM96 132H98V131H96ZM100 132V131H99ZM134 132H136V131H134ZM146 132V133H145ZM165 132V131H164ZM209 132V133H210ZM227 133L226 134H228V130L226 131ZM229 132H230V130H229ZM231 132H233V131H231ZM252 132V131H251ZM14 133V132H13ZM36 133V132H35ZM37 133H39V132H37ZM36 133V134H37ZM102 133L100 134L101 135V137H102V143H104L105 142V140H106V143H108V138H110L109 139V141H113V142H116L117 141V139L119 138H117V137H115V138H117L115 141L113 140V138L114 137H112V136H110L109 137V135L106 137V135H105V137H103L102 136ZM109 133V132H108ZM114 133H115V131H114ZM130 133H131V131H130ZM128 134L129 136H131V135H133V133L132 134ZM154 133V132H153ZM158 133V134H157ZM204 133V135H206ZM215 133V129H214V131H212L211 132V135L212 134H214ZM238 134L240 133V132H237ZM236 133V131H235V133H233V134H237ZM242 134H243V132H241ZM253 133V132H252ZM3 134V133H2ZM27 134V133H26ZM26 134L24 133L22 136L23 137H25L26 136ZM30 133H28V135H29ZM34 134V133H33ZM41 134V133H40ZM56 134H58V133H56ZM110 134H113V133H110ZM116 134V133H115ZM124 134V135H123ZM135 134V133H134ZM137 134H140V133H137ZM136 134V135H137ZM140 134V135H141ZM186 135V136H189V135ZM202 135V133H200V131H198V135ZM220 134H221V132H220ZM219 133H216V134H214V135H212V137L211 138H213L214 137V139L217 141V139H216V137H215V135H220ZM237 134V136H238V138H239V140L241 141V139H242V135L241 134H239V135H241V137H239V135ZM248 134H250L249 132H248ZM17 135V134H16ZM27 135V136H28ZM114 135V134H113ZM139 135V136H140ZM153 135V134H152ZM196 135H197V133H195V135H192V134H190V138H195V141H196ZM198 135H197V138H199L198 137ZM210 135V134H209ZM230 135H232L231 133H230ZM230 135H226V137H231V139H232V136H230ZM2 136V135H1ZM10 136V135H9ZM15 136V135H14ZM20 136H21V134H20ZM35 136V135H34ZM36 136H38V135H36ZM54 136V137H53ZM52 137L55 139V134L53 135ZM58 136V135H57ZM68 136V135H67ZM81 136V134L79 135V137ZM165 136V135H164ZM168 136V135H167ZM167 136H165V138L164 139H167L168 137ZM184 136V135H183ZM192 136H195V137H192ZM206 136H208V134L206 135ZM206 136H204L205 138H206ZM251 136H252V134H251ZM264 136V135H263ZM5 137H6V135H5ZM3 138V137H1L2 138V140L4 139L5 141H7L6 139L7 138H9V137H7V138ZM11 137H12V134H11ZM17 137V136H16ZM29 137V136H28ZM32 137V136H31ZM42 136H40L39 138H41ZM63 137H64V135H63ZM78 137V138H79ZM98 137H100V136H97V138H96V140L95 139H93L94 141H96V142H98L99 140H98ZM119 138L118 140H120V141H117L116 143H117V145H115V144H113V142H112V145H110V144H108L107 145V147H109L110 146V148H111V146L112 147H114V150H115V148H116V152H115V154H117L118 152H120V151H124V149L125 148H128L131 144H129V142L127 141V143L125 142L127 139L125 138L124 140H121V139H123V138ZM135 137H137V136H135ZM163 137V136H162ZM181 137V135L179 136V138ZM204 137H201L200 139L201 140H199V139H197L198 141V143L200 142L201 144H202V141H203V138ZM221 137H223L222 135H221ZM246 135H245V137L243 136V138H245L246 139ZM21 138V137H20ZM27 138V137H26ZM25 138V139H26ZM49 138L50 137H48V138H46L47 140H49ZM66 137H64L63 139H65ZM84 138V137H83ZM83 138H81L80 137V139H83ZM112 138V139H111ZM148 138V139H147ZM156 138V139H155ZM169 138V141H171V139ZM184 138H185V136H184ZM211 138L208 136V141L209 142H211L210 140H211ZM254 138V139H255ZM262 138H264V137H262ZM52 139V138H51ZM56 139H57V137H56ZM55 139V140H56ZM101 139V138H100ZM133 139H135V138H133ZM136 139H138V138H136ZM161 139H163V138H161V136H160V138H158V140H161ZM183 139V138H182ZM210 139V140H209ZM214 139H212V140H214ZM227 140H228V138H226ZM235 139H237L236 137H235ZM244 139V140H245ZM250 139V138H249ZM10 140H12V139H10ZM28 140H29V138H28ZM27 139H26V141H28ZM41 140H42V138H41ZM45 142L47 141V140H45V139H43ZM54 140V141H55ZM59 140V139H58ZM84 140H86L85 138H84ZM84 140H82V141H84ZM88 140V139H87ZM86 140V141H87ZM91 140V139H90ZM93 140H91V142L93 141ZM132 140V139H131ZM142 140H143V143H142ZM179 140V139H178ZM186 140V139H185ZM194 140V139H193ZM206 140V139H205ZM230 140V139H229ZM251 140V139H250ZM21 141V140H20ZM23 141V140H22ZM25 141V142H26ZM33 140H31V141H29V143H27V145H31L32 147H34L33 146V144L34 145H36L34 142H32ZM53 141V142H54ZM60 141V140H59ZM86 141H85V143H86ZM92 142V144H93V146H94V144L96 143V142ZM101 141H99V142H101ZM122 141H123V143H124V145L125 144H128L129 146H127V147H124V145H123V147H124V149L122 148ZM133 141V140H132ZM168 141V139H167V141L165 142V140L163 141L164 142V144L165 143H168L169 142ZM174 141V142H173ZM187 141V140H186ZM190 141V140H189ZM219 141H221V139H218V141L217 142H219ZM236 141V143H235V145H237V142H239L238 141V139L237 140H235ZM32 142V143H31ZM37 142V141H36ZM40 142H42V141H40ZM39 141H38V143H40ZM52 142V143H53ZM120 142V143H119ZM134 143H136L135 142V140L133 141ZM133 142H131V143H133ZM191 142V141H190ZM193 142V141H192ZM191 142V143H192ZM204 142V141H203ZM206 142V141H205ZM216 142V144H218ZM262 142H264V141H262ZM261 142V143H262ZM16 143V142H15ZM23 143L24 142H22V147L25 145H23ZM37 143V144H38ZM49 143V142H48ZM83 143V142H82ZM110 143V142H109ZM161 143V142H160ZM170 143V142H169ZM168 143V144H169ZM171 143H172V145H173V147L171 148V151H170V149H168L170 152H172L170 155H172L173 156V159L171 160V156L169 157L170 159H168L167 157L166 158H164V159H159V156L157 157V154L155 155V154H153L155 157H153V155L151 156V155H149V157L151 156V160H148V161H146L145 162V164H143V161H142V165L141 164H137V165H131V163H129V162H131V158L130 157H126L125 158V154H123L122 155V152H121V154L118 156V155H116V156H114L115 154H113L112 153V151L110 150V153L108 152L109 151V148H108V150L106 151V153H105V148L106 147H103L104 149H102V151L104 152V153H100V155L98 154V152H96L97 153V155L98 156H102V159L105 157V156H103V155H106L107 153V157L109 158V159H111V157L113 158V161H115L117 158L118 159H126L127 160V164L129 165L130 164V166L128 167V165L125 163V162H123L122 160L120 161L121 163L123 162V164L122 165H126L125 167H127L126 169L125 168H123L122 167V165H120L122 168L121 169H124L123 171H122V174H121V176H120V178H119V180L118 181H116L114 184H112L113 182H110V181H112L111 180V178H113V177H116V175L117 174H119V173H121V171L119 170V172L117 171L116 172V169H113V166L111 165V163L108 161V159H107V161L110 163V165L112 166V168H111V166H109L108 165V163H107V161H105L104 159H103V161L101 160V161H91V159H85V160H83L84 162H86L87 164H89L90 165V167H91V165H93V167H95V166H97V169H96V167L94 168V171H95V169H96V172L98 173H96L97 174V177H96V175H94V174H92V173H95V172H93V170H92V173H91V171H90V169H93V167L92 168H90L89 169V167H87V164L86 163H84L86 166L85 167H87V168H85V169H89V171H90V173L92 174V176H91V174H90V176H91V178H94V179H97V180H100V179H102V181H99V182H95V184H93V185H91V186H93L94 188H92L91 186V188H92V190L93 189H99V188H97V187H100V186H102V188H105L104 186H105V184H110L111 185V190H110V188H109V191L107 190V192H110V191H113V192H110L111 193V195H114V194H116L115 196L116 197H118V194L116 193V191H118L119 192V189L121 190L120 192L122 193V194H120V192H119V194H120V198L122 199H120L119 197L118 198H116L115 196L113 197L112 196V199L113 200H118V199H120V203L122 204V206H126L127 208H126V210L129 212H125V210L123 211L124 213H127V216L128 215H131L132 216V218L134 219V213H135V208L133 207L134 205L136 206H139V209L138 210H140V214H138L139 216H138V219H139V224H137V221H138V219H134V221H136L135 222V226H136V228H135V230H137V234L136 235H139L140 234V236H141V239H140V237H138L139 238V240H141L142 241V243L141 244H139V245H141V246H139L140 247V250L139 251H141V252H139L138 250H135V251H137L138 253H140V254H142V253H144V255H143V257L146 259L145 261H144V264H152V262H153V264H154V262L155 261H152L151 259L153 258V257H159V258H157L158 260L160 259V256H162V257H164L165 258V261H167V264H238L237 263V261H236V255H237V253L239 252V251H241V250H243L242 252L243 253H245V257H246V260H247V262L245 263V264H248V263H251L252 262V264H264V256H263V251L261 250L262 248V246L260 245V244H262L263 246H264V158H253V159H249L248 157H250L251 155H252V153L251 154H249L250 156H248V157H245L244 155L242 156L241 154H240V151H238L239 153L238 154H240V155H238L234 150H229L228 148L229 147H227V148H224V146H226L225 145V143H223V141H221V143H223V147H222V149H221V151H222V156H211V153L209 152V154H210V156H209V154H207V153H204L203 152V150H206L207 148H210V150L212 149V151H216L215 149H214V146H208V144H211V143H208V144H205L206 145V149H200L199 151L194 147L193 149H192V146H191V148H190V145H189V147H187L186 148V151L188 152H186L185 150H184V148L182 147L183 145L181 144V143H179L178 141H176V140H172L171 141ZM185 143V142H184ZM199 143V144H200ZM207 143V142H206ZM220 143V144H221ZM234 143H231V144H234ZM245 143V142H244ZM0 144H2V143H0ZM46 145H48L47 143H45ZM56 144V143H55ZM55 144H54V146H55ZM86 144H88V141H87V143ZM100 143H96L95 145L97 146V145H99ZM105 144V143H104ZM118 144H119V146H121V149H123V150H119V148L117 149V146H118ZM200 144V145H201ZM212 144H215V142H213L212 141ZM4 145H6V144H4ZM10 145H12V143H10ZM26 145V147H28ZM42 145H44L43 143H42ZM45 145V146H46ZM49 145H51V144H49ZM57 145H58V143H57ZM76 145H78V144H76ZM76 145H74V148H76ZM83 145H85V144H83ZM115 145V146H114ZM140 145V146H139ZM146 145V146H145ZM171 145V144H170ZM182 145V146H181ZM200 145H197V146H200ZM204 145V146H205ZM222 145V144H221ZM238 145H240V142L238 143ZM247 145V144H246ZM246 145H244L245 147H246ZM264 145V144H263ZM30 146V148H28V149H31L32 147ZM40 146V145H39ZM78 146H81L82 147V145H78ZM87 146V145H86ZM104 146V145H103ZM118 146V147H119ZM126 146V145H125ZM158 146V148H159V144L157 145ZM165 146V145H164ZM185 146H188V144H186ZM1 147V146H0ZM10 147V146H9ZM8 147V148H9ZM18 147V146H17ZM20 147V146H19ZM18 147V148H19ZM47 147V146H46ZM51 146H49V148H50ZM80 147V148H81ZM88 148H89V146H87ZM98 147H102V144L100 145V146H98ZM132 147H133V145H132ZM167 147V145L164 147V148H166ZM202 147H203V145H202ZM237 147V146H236ZM253 147V149H255L254 148V145L252 146ZM256 147V146H255ZM261 147V146H260ZM260 147H258V148H260ZM4 148H5V146H4ZM4 148H2V149H4ZM10 148H12V147H10ZM9 148V150H11ZM21 148V147H20ZM55 148V147H54ZM73 148V147H72ZM80 148L78 147V149L80 150ZM84 148H85V146L83 147V149L82 150H84ZM144 148V149H145ZM158 148L156 147V149L158 150ZM160 148H162L163 149V146L162 147H160ZM168 148H170L169 146H168ZM203 148H205V147H203ZM231 148V147H230ZM257 148V149H258ZM6 149V148H5ZM5 149H4V151H5ZM15 149H17L16 147H15ZM28 149H26V151H28ZM33 149V148H32ZM35 149V148H34ZM33 149V150H34ZM39 149H40V147H39ZM42 149V148H41ZM44 149H46L47 150V148H45L44 147ZM43 149V150H44ZM51 149V148H50ZM71 149V148H70ZM112 149V148H111ZM129 149H130V147H129ZM137 149V150H138ZM214 149V150H213ZM224 149H227V150H224ZM19 150H22V149H18V152H20ZM33 150H31V151H33ZM79 150H76L75 152L76 153H78V151ZM91 150V149H90ZM89 150V151H90ZM117 150H119L118 152H117ZM167 150V149H166ZM167 150V151H168ZM238 150V149H237ZM241 150L242 151H244V149H242L241 148ZM261 150H263V149H260L259 151H260V154L262 153L261 152ZM4 151H0V158H1V161L5 158V157H3V153H4ZM8 151V150H7ZM12 151H14V152H16L15 150H14V148H13V150ZM12 151H8L7 153H5V154H13V152ZM24 151H25V148H24ZM24 151H21L22 153L24 152ZM25 151V152H26ZM30 151V150H29ZM28 152L27 153V155L29 156V155H31L30 157H33V152ZM35 152H36V150H34ZM50 151V150H49ZM94 151L95 150H93V151H91V152H93L94 153ZM126 151V150H125ZM164 150H161V152H160V150H159V152L160 153H162ZM168 151V152H169ZM207 151V150H206ZM250 151V150H249ZM34 152V153H35ZM48 152V151H47ZM136 152V154H137V152L138 151H133L132 153H135ZM166 151H164V153H165ZM190 152V153H189ZM218 152H219V150H218ZM252 152H254L253 150H252ZM258 152V151H257ZM21 153V154H22ZM29 153H31V154H29ZM37 153H38V151H37ZM41 153H42V151H41ZM67 153V152H66ZM87 153H88V151H87ZM126 153L128 154V153H130L129 151L127 152L126 151ZM156 153V152H155ZM164 153H163V156L162 157H164ZM217 153V152H216ZM259 153V152H258ZM20 154V153H19ZM36 154V153H35ZM34 154V155H35ZM48 154H49V152H48ZM54 154V153H53ZM68 154V153H67ZM110 154H112L113 156H111L110 157ZM135 154V155H136ZM242 154H243V152H242ZM2 155V156H1ZM7 155H6V158H7ZM14 155H15V153H14ZM23 155H24V157H23ZM22 156H18V159L20 160L19 162L21 163H23V162H25L24 161V159L23 158H25V154H23ZM37 155V154H36ZM76 155V154H75ZM96 154H95V156H97ZM129 155V154H128ZM127 155V156H128ZM133 155V154H132ZM9 156V155H8ZM28 156H26L27 158H28ZM51 156H52V154H51ZM118 156V157H117ZM2 157H3V159H2ZM10 158L12 157V156H9ZM8 157V158H9ZM20 157V158H19ZM42 157V156H41ZM54 157V156H53ZM74 157V156H73ZM72 157V158H73ZM115 157V158H114ZM157 157V158H156ZM5 158V159H6ZM7 158V160L8 161H11V159L9 158L8 159ZM12 158H15V157H12ZM17 158V157H16ZM36 158V157H35ZM75 158V157H74ZM141 158V157H140ZM18 159L16 160V159H13V160H15L14 161V163L16 162V164L14 165V163H13V166H16V165H19V166H17V167H19V169H20V166L22 165H20V163L18 164L17 163V161H18ZM26 159V158H25ZM30 159V158H29ZM28 159V160H29ZM34 159V158H33ZM70 159V158H69ZM118 159L116 160L117 162H119L118 161ZM130 159V160H129ZM137 159H138V157H137ZM136 159V160H137ZM142 159V158H141ZM23 160V161H22ZM31 160H32V158H31ZM30 160V161H31ZM75 160V159H74ZM74 160H71L72 162L74 161ZM125 160V161H126ZM139 160V159H138ZM5 161V160H4ZM7 161V162H8ZM36 162H37V160H35ZM35 161L33 162V163H35ZM79 161V163L81 164V160H78ZM78 161H76V162H78ZM91 161V162H90ZM6 162V163H7ZM11 162H9V163H11ZM28 162V161H27ZM47 162V161H46ZM89 162V163H88ZM117 162H115V163H117ZM139 162V161H138ZM1 163V165H0V168L3 166L2 165V163H3V161L2 162H0ZM40 163V162H39ZM67 163V162H66ZM69 163H70V161H68V166H71V165H73L72 163H71V165H69ZM83 163V162H82ZM95 163H97V165H94ZM125 163V164H124ZM27 164V163H26ZM37 164H38V162H37ZM40 164H42V163H40ZM78 164V163H77ZM76 164V165H77ZM79 164V166L77 165V166H72L73 167V169L75 168V169H77V167H78V169H79V167H82V165H80ZM83 164V165H84ZM119 164V163H118ZM7 165V164H6ZM5 165V166H6ZM25 165V164H24ZM24 165H22L23 167H25ZM28 165H30V162H29V164H27V166ZM88 165V166H89ZM8 166V165H7ZM6 166V167H7ZM10 166V165H9ZM11 166H12V164H11ZM68 166L66 165V166H64V167H66V168H68ZM22 167V168H23ZM29 167V166H28ZM30 167H31V165H30ZM34 167V166H33ZM33 167H31V168H33ZM62 167V166H61ZM147 167V168H146ZM30 168V169H31ZM63 168V167H62ZM110 168L111 169H113L114 171H112V170H110ZM1 169H3V167L1 168ZM18 169V168H17ZM17 169H13V172L14 173H18V171H17ZM37 169H39V168H37ZM70 169V168H69ZM75 169H74V171L72 170V169H70V170H68L67 169V171H69V174H68V176L70 175V176H74V177H76V175L77 174H79V175H77V177H80L81 175V173H83L84 174V172H82L83 170H84V168H82V169H80V171H81V173H79V172H77L78 171V169H77V171L75 172ZM7 170V169H6ZM21 170V169H20ZM25 171H26V169H24ZM24 170L21 172L20 171V175H19V173L18 174H14V176H20V177H15V180L17 181H14L13 183H14V185H16L15 183H17V184H19L18 183V181L21 183L20 184V186L22 185V177H23V173L25 174L24 176H26L27 177V174H29V173H26V172H24ZM32 170V169H31ZM66 170V169H65ZM61 171V170H59V171H61V173H64V175L65 176H67V174H66V171ZM72 170V171H71ZM39 171V170H38ZM58 171V172H59ZM71 171V172H70ZM85 172H86V170H84ZM89 171H87V172H89ZM101 172L100 174H99V172ZM112 171V172H111ZM1 172V171H0ZM9 172H10V170L8 171V174H9ZM35 172V171H34ZM44 172V171H43ZM46 172V171H45ZM73 172H75V174H72ZM110 172H111V174H110ZM114 172H116V174L114 173ZM3 174H0V176H2L3 175V177H0V178H4V176H5V172L3 171L2 172ZM5 173V174H4ZM33 173V172H32ZM71 173V174H70ZM34 174V173H33ZM36 174V173H35ZM56 174V173H55ZM86 174V173H85ZM7 175V174H6ZM10 175V174H9ZM13 175V174H12ZM11 175V176H12ZM87 175H88V173H87ZM30 176H32L31 175V172H30V175H28V177H30ZM56 176V175H55ZM60 176H62V177H60ZM67 176V177H68ZM69 176V177H70ZM72 176V177H73ZM93 176H95V177H93ZM9 177V176H8ZM33 177V176H32ZM37 177H38V175H37ZM57 177H59L61 180H63L64 181V179H66V177L63 179V175H58V173H57V176H56V178H54L55 180H59V178H57ZM83 177V176H82ZM86 177V176H85ZM10 178V177H9ZM39 178V177H38ZM37 178V179H38ZM71 178V177H70ZM89 178V177H88ZM88 178H86V180L88 179ZM13 178H11V179H9L10 181H9V185L10 184H13L12 182H11V180H12ZM18 179H21V180H18ZM23 179H25V178H23ZM72 179H74V178H72ZM107 179V180H106ZM108 179H110L109 181H108ZM1 180V179H0ZM7 180V182H8V179H6ZM55 180H54V182H55ZM60 180V181H61ZM71 180V179H70ZM68 178H67V180H65V182L67 181L69 184L68 185H73V183L71 182V181H73V180H71L70 181ZM75 181H74V183L76 182V178L74 179ZM77 180H78V178H77ZM80 180V179H79ZM85 180V181H86ZM89 180V179H88ZM104 180V181H103ZM2 181V180H1ZM24 181V180H23ZM32 181L33 182H35L34 181V179L32 178ZM32 181H30L29 182V180H26V186L28 185V187L29 186H31V185H29V184H32L33 182ZM52 181V180H51ZM60 181H58V183L60 182ZM84 181V182H85ZM27 182H29V183H27ZM32 182V183H31ZM66 182V183H67ZM109 182V183H108ZM1 183V182H0ZM50 183H53V182H50ZM56 183V182H55ZM66 183H63V184H66ZM72 183V184H71ZM86 183V182H85ZM2 184V183H1ZM0 184V185H1ZM35 184V183H34ZM34 184H32L33 186H34ZM54 184V183H53ZM52 184V185H53ZM61 184H62V182H61ZM61 184H60V186H61ZM62 184V185H63ZM77 184V183H76ZM76 184H74L72 187L74 188V186L76 185ZM87 184V183H86ZM8 185V186H9ZM13 185V186H14ZM23 185H24V183H23ZM84 185V184H83ZM90 185V184H89ZM95 185L97 186V187H95ZM104 185V186H103ZM108 185H106V187L108 186ZM5 186H7L6 184H4L3 185V187H5ZM12 185H10L9 186V190L10 189H12V187H11ZM25 186V185H24ZM66 186V185H65ZM70 186V187H71ZM116 186V187H115ZM3 187H1V189L3 190L4 188ZM16 187H18V186H16ZM15 187V188H16ZM22 187V186H21ZM27 187V188H28ZM53 186H51V188H52ZM63 187V186H62ZM68 187V186H67ZM69 187V188H70ZM82 187V186H81ZM31 188V187H30ZM33 188V187H32ZM31 188V189H32ZM51 188H49V189H51ZM55 188V187H54ZM68 188V189H69ZM85 186H84V193L82 192V191H80L81 189H80V187H79V191H80V193L79 194H81V193H83L84 195H89V194H87L85 191ZM101 187H100V191L101 190H103ZM108 188V187H107ZM113 188H114V190L115 189H117V190H115V193H114V190H113ZM135 188H140V189H138L137 191H139V192H137L138 194L136 195V190H135ZM19 189V188H18ZM31 189H30V191H31ZM57 189V188H56ZM56 189H53L54 191L56 190ZM60 189H63V188H61L60 187ZM90 189V188H89ZM2 190L0 191V192H2ZM7 190H8V188H7ZM13 190V189H12ZM58 190H59V188H58ZM63 190H67L66 188L65 189H63ZM76 190V189H75ZM75 190L73 191V194L75 193ZM95 190V193L96 192H99V190L98 191H96ZM14 191V190H13ZM20 191V190H19ZM26 190H25V187H24V192H25ZM50 191V190H49ZM78 190H77V192H79ZM88 191V190H87ZM135 191V194L133 193ZM10 191H8V193H9ZM16 192V191H15ZM29 192V190H27L26 191V193H28ZM51 192H53V191H51ZM61 192V191H60ZM60 192H57V193H59V194H61V196L59 197L60 199H61V197H62V194H64V193H60ZM65 192V191H64ZM67 192V191H66ZM65 192V193H66ZM71 192V191H70ZM69 192V193H70ZM94 192V191H93ZM103 192H105V190H103ZM107 192H105V194L107 193ZM3 193H4V190H3ZM5 193H6V190H5ZM5 193L3 194L4 196H5ZM26 193H25V195H26ZM47 193V192H46ZM86 193V194H85ZM88 193H91V189H90V192L88 191ZM114 193V194H113ZM1 194V193H0ZM14 194V193H13ZM17 194V193H16ZM49 195L51 194V193H48ZM48 194H47V197H48ZM91 194H93V193H91ZM90 194V195H91ZM96 194H99V193H96ZM104 194V195H105ZM133 194H134V196H133ZM2 195V194H1ZM15 195V194H14ZM18 195V194H17ZM21 195L23 196V194H22V191H21ZM24 195V196H25ZM43 195V194H42ZM42 195H40L39 197H40V199H41V197H43ZM45 195V194H44ZM65 195V194H64ZM93 195H95V194H93ZM92 195V197H93V199L91 198V197H89V196H87V197H89V200H86L85 202H87V201H90V198L92 199V200H94V199H96V198H94L95 196H93ZM103 194H101V196H104ZM8 196V195H7ZM55 195H53V197H54ZM57 196H59V195H57ZM15 197V196H14ZM49 197H52V196H49ZM52 197V198H53ZM70 195L68 196V198L67 197H65V196H63V198H65V200L67 201V200H69L70 198ZM85 197V196H84ZM87 197H85V198H87ZM97 197V196H96ZM99 197V196H98ZM97 197V200H99V198ZM12 198H13V196H12ZM19 198V197H18ZM23 198H25V197H23ZM32 198V197H31ZM34 198V197H33ZM36 198V197H35ZM51 198V200H53ZM1 199V198H0ZM39 199V200H40ZM45 199V198H44ZM72 199H73V197H72ZM88 199V198H87ZM100 199H101V197H100ZM104 199V198H103ZM102 199V200H103ZM107 199V198H106ZM10 200V199H9ZM32 200V199H31ZM55 200H56V197H55ZM64 200V199H63ZM63 200L61 201V200H58L57 199V202L59 201L61 204L62 203H65L66 201L64 200V202H63ZM84 200V199H83ZM91 200V201H92ZM110 200V199H109ZM0 201H2V200H0ZM34 201H36V200H34ZM43 201H45V200H43ZM49 200H47V202H48ZM54 201V200H53ZM96 201V200H95ZM16 202V201H15ZM33 202V201H32ZM46 202V203H47ZM52 202V201H51ZM51 202H48V203H51ZM55 203V204H58V203ZM74 202V201H73ZM98 202V201H97ZM100 202H102V201H100ZM103 202H104V200H103ZM102 202V203H103ZM116 202V201H115ZM117 202H119V200L117 201ZM116 202V203H117ZM14 203V202H13ZM35 203V202H34ZM68 203H69V201H68ZM68 203H67V205H68ZM71 203V202H70ZM105 203H107V202H104V204ZM54 204V203H53ZM80 204V203H79ZM90 205L91 204H94V203H89ZM103 204V205H104ZM110 204V203H109ZM119 204V203H118ZM124 204V205H123ZM18 205V204H17ZM63 205V204H62ZM61 205V206H62ZM77 205V204H76ZM75 205V206H76ZM97 205H100V204H97ZM102 205V204H101ZM9 206H10V204H9ZM42 206H44L43 204H42ZM60 206V204L58 205V207H61ZM65 205H63V207H64ZM80 206V205H79ZM107 206H108V204H107ZM119 206V205H118ZM46 207H48V205H46ZM66 207V206H65ZM64 207V208H65ZM73 207V206H72ZM77 207H78V205H77ZM93 207H96V202H95V205L93 206ZM106 208V207H104V206H101V207H99V209L100 208ZM3 208V207H2ZM37 208H39V209H37ZM35 207V210H37V211H39L40 209H42V208H40V207ZM53 208V207H52ZM56 208V207H55ZM62 208V207H61ZM60 208V209H61ZM78 208H80V207H78ZM113 208H114V206H113ZM113 208H111V210H113ZM116 208V207H115ZM130 208V209H129ZM133 208V209H132ZM57 209V208H56ZM60 209H59V211H60ZM74 209V208H73ZM83 209V207L81 208V209H79V212L81 211ZM130 211H129V210ZM48 210H52V209H48ZM68 210H69V208H68ZM75 210V209H74ZM109 210V208H106V212ZM118 210V209H117ZM120 210V209H119ZM118 210V211H119ZM137 209H136V211H138ZM43 211V210H42ZM67 211V210H66ZM101 209H100V213H101ZM103 211H104V209H103ZM114 212H116V209L115 210H113ZM64 212V211H63ZM71 212V211H70ZM73 212V211H72ZM98 212V211H97ZM98 212V213H99ZM112 212V211H111ZM110 212V213H111ZM114 212H112V213H114ZM120 212V211H119ZM139 212V211H138ZM41 213V212H40ZM44 213V212H43ZM83 213V212H82ZM87 213H90V212H87ZM103 213V212H102ZM137 213V212H136ZM52 214V213H51ZM75 214V213H74ZM97 214V213H96ZM80 215V214H79ZM105 215H106V213H105ZM112 215V214H111ZM115 215H116V213H115ZM121 216L120 217H122V214H120ZM52 216H53V214H52ZM81 216L83 217V215L81 214ZM80 216V217H81ZM97 216H98V214H97ZM84 217H86V216H84ZM89 217V216H88ZM95 217H96V215H95ZM114 217V216H113ZM119 218V216H117L116 215V218L114 217V219H116V225H117V223H118V221H122V219L120 218V220L118 219ZM126 217V216H125ZM129 218V217H128ZM19 218H16L15 219V221H17V222H19V221H21V220H18ZM110 219H112V216H111V218ZM114 219H112V220H114ZM132 219V220H133ZM1 220V219H0ZM25 221L27 220V219H24ZM49 219H47V222L45 221V228L43 227V229H42V232H43V234H45L44 236V246L43 245H41V244H39L38 242V240L36 239V237H30L31 239H29L33 244H32V248L31 249H34L35 250V252L36 253H38L39 254V257L41 258L42 256L44 257V259L45 260H43V262H44V264H46V262L49 260V259H47V258H50L51 259V255L53 254L52 253V246L58 251V250H60V249H62L61 247L63 246V248L66 250H68L70 247V249L68 250V252L69 253H67L64 249H62V250H64V253H67V255L68 254H70V252H71V255H75L76 256V254L78 255V250H77V252L74 250V247L76 246L77 247V245H78V247H83L84 245H86L85 243H81V238H82V236H84V234L86 233V230H80V232H78L79 233V236H77V235H75L74 233H73V231H75V229L73 228V230H71V228L69 229V224L67 225L68 226V228L66 227V226H63L62 224H61V222H57V220H55V219H51L50 218V220L48 221ZM118 220V221H117ZM124 220H126V218H124ZM128 220H131V219H128ZM131 220V221H132ZM2 221V220H1ZM108 221V222H107ZM107 221H103V223H105L104 225L102 224H98L99 226H97L98 227V229H99V227H100V229H101V227L103 226L104 228H106V227H108V225H109V222L110 223H112L113 221H110V220H107ZM12 222H14V221H12ZM22 222H23V220H22ZM28 222H30V221H28ZM6 223H9L8 221L6 222ZM20 223V222H19ZM18 223V224H19ZM101 223H102V221H101ZM1 224V223H0ZM15 224V223H14ZM18 224H16V225H18ZM29 225H30V223H28ZM47 224V225H46ZM108 224V225H107ZM114 224V222L111 224V225H115ZM120 224H122V223H120ZM123 224H124V222H123ZM128 224V223H127ZM131 225V228L132 229H134V226L132 227V225L134 224H132V222L130 223ZM2 225V224H1ZM0 225V226H1ZM10 224H7V226H9ZM29 225H26V226H29ZM31 225H32V223H31ZM97 225V224H96ZM96 225H92V226H94L95 228H96ZM107 225V226H106ZM125 225H126V223H125ZM124 225V226H125ZM7 226H6V224H5V227L4 228H6L7 229ZM14 226V225H13ZM21 226V225H20ZM23 226H25V225H23ZM72 226V225H71ZM110 226V225H109ZM123 226V225H122ZM16 227V226H15ZM22 227V226H21ZM37 227V226H36ZM40 228H41V226H39ZM102 227V229H103V231H105L104 230V228ZM112 227V226H111ZM116 227V226H115ZM139 227V228H138ZM1 228H3V226H1ZM0 228V229H1ZM1 229V230H5L6 232H8V230H10V233L12 234V232H11V229ZM8 228H11L10 226L8 227ZM31 228V227H30ZM110 228V227H109ZM113 228V227H112ZM118 228H120V230H121V227L119 226ZM128 228H129V226H128ZM16 229H17V227H16ZM25 229V228H24ZM28 229H29V227H28ZM87 229V228H86ZM108 229V228H107ZM116 228H114L113 230H115ZM123 229V228H122ZM138 229H140V232H139V230ZM26 230V229H25ZM31 230H34V228H32ZM41 230V229H40ZM109 230H111V229H109ZM108 230V231H109ZM117 230V229H116ZM130 230V229H129ZM135 230H133L134 232H135ZM14 231V230H13ZM107 231V230H106ZM131 231V230H130ZM0 232H2V231H0ZM15 232V231H14ZM22 232H24V231H22ZM27 232H29V231H27ZM35 232V231H34ZM36 232H37V230H36ZM41 232V233H42ZM70 232V233H69ZM73 234H72V233ZM76 233H77V230L75 231ZM111 232H112V230H111ZM4 233V231L2 232V235L0 234V241H1V239L3 238L2 236L3 235H6V236H8V235H10L9 234V232H8V234H3ZM20 233V232H19ZM19 233L18 234H16V233H14V234H16L17 236L19 235ZM110 233V232H109ZM113 233H115V234H113V235H116V234H118V233H116V231L115 232H113ZM21 234V233H20ZM24 234H27V233H24ZM22 235V236H25V235ZM69 234V235H68ZM70 234H72V235H70ZM112 234V233H111ZM13 235V234H12ZM11 235V236H12ZM15 235V237H17ZM28 235V234H27ZM107 235H108V232H107ZM123 235V234H122ZM121 235V236H122ZM129 235H130V233H129ZM11 236H9V237H11ZM28 236H30V234L28 235ZM124 236V235H123ZM135 236V235H134ZM13 237H14V235H13ZM14 237V238H15ZM80 239H79V238ZM132 237H133V235H132ZM250 237H252V239H253V237L254 238H257V240H259L258 242H256L257 243V245H260L261 247H260V250L261 251H258V253L259 252H263L262 253V255L261 256H259V254H261V253H257L255 250H254V244L253 245H250V241L252 240ZM8 238V237H7ZM12 238V237H11ZM26 238V237H25ZM27 238H29V237H27ZM127 238V236L125 237V239ZM6 239V238H5ZM18 239V238H17ZM20 240V242H21V240H22V238L20 237L19 238ZM72 240V245L70 246V243H71V241L70 240ZM75 239H78V240H80L79 242L78 241H76ZM130 239L131 238H129V241H130ZM251 239V240H250ZM4 240V239H3ZM7 240V239H6ZM10 240V239H9ZM8 240V241H9ZM12 240V239H11ZM15 239H13V241H14ZM83 240V239H82ZM90 240V239H89ZM121 240H123L122 238H121ZM250 240V241H249ZM254 240V239H253ZM18 241V240H17ZM38 241V242H37ZM49 241V244L50 245H52L51 247H50V245L49 244H47V242ZM76 241V242H75ZM85 241V240H84ZM84 241H82V242H84ZM88 241V240H87ZM113 241V240H112ZM124 241V240H123ZM122 241V242H123ZM126 241V240H125ZM124 241V242H125ZM129 241H127V242H125L126 244L127 243H129ZM11 243H12V241H10ZM16 242V241H15ZM15 242H13V243H15ZM26 242H27V240H26ZM42 242V243H43ZM61 242H62V245L61 246H59L60 244H61ZM70 242V243H69ZM76 244V245H74V243ZM81 243V245L79 246V244L78 243ZM89 242V241H88ZM92 242V241H91ZM94 242V241H93ZM121 242V241H120ZM123 242V243H124ZM135 242V241H134ZM252 242V241H251ZM255 242V241H254ZM4 243H5V241H4ZM3 243V244H4ZM18 243V242H17ZM22 243H24L25 244V241L24 242H22ZM28 243V242H27ZM27 243L25 244V247H26V245H27ZM41 243V242H40ZM64 243H66V244H64ZM137 243V242H136ZM135 243V244H136ZM253 243V242H252ZM64 244V245H63ZM99 244V243H98ZM115 244H118V243H115ZM122 244V243H121ZM134 244V243H133ZM2 245V244H1ZM4 245H6V244H4ZM15 245H16V243H15ZM14 245V246H15ZM19 245H21V244H17L16 246L18 247ZM23 245V244H22ZM67 246L66 248L64 247V246ZM74 245V246H73ZM83 245V246H82ZM91 245H93V243L91 244ZM123 245V244H122ZM125 245V244H124ZM123 245V247H125ZM13 246V247H14ZM24 246V245H23ZM23 246H21V248L23 247ZM29 246V245H28ZM73 246V247H72ZM119 246V245H118ZM127 246V245H126ZM135 246V245H134ZM17 247H15V248H17ZM30 247V246H29ZM85 247V246H84ZM102 247V246H101ZM101 247H99V248H101ZM105 247V246H104ZM138 247V244H136V249H138L137 248ZM2 248V247H1ZM15 248H14V250H15ZM20 248V247H19ZM20 248V249H21ZM53 248V249H54ZM57 248H59V249H57ZM73 248V249H72ZM107 249H108V247H106ZM3 249V248H2ZM9 249V248H8ZM13 249V248H12ZM18 249V248H17ZM30 249V248H29ZM29 249H27V250H29ZM31 249H30V252H31ZM76 249V248H75ZM77 249H79V248H77ZM83 249V248H82ZM88 249V248H87ZM112 249H113V247H112ZM117 249V248H116ZM119 249V248H118ZM117 249V250H118ZM124 249V248H123ZM129 249V248H128ZM256 249V248H255ZM259 249V248H258ZM4 250V249H3ZM9 250H11V249H9ZM9 250H5L6 251V254H7V252L9 251ZM23 250V248L21 249V251ZM73 250V251H72ZM85 250V249H84ZM100 250H102V249H100ZM117 250L116 251H114V252H117ZM125 250V249H124ZM130 250V249H129ZM129 250H127L128 252H127V254H129L130 252H129ZM17 251V250H16ZM15 251V252H16ZM25 251V248H24V250L22 251V252H24ZM74 251H75V253L76 254H74ZM81 249H79V254L81 253V255L83 254V250L81 251ZM89 251V250H88ZM103 251V250H102ZM11 252V251H10ZM28 252V251H27ZM26 252V253H27ZM63 252V251H62ZM73 252V253H72ZM90 252V251H89ZM137 252H135V253H137ZM12 253H13V251H12ZM29 253V252H28ZM32 253H34V251L32 252ZM45 254V256H44V254ZM52 253V254H51ZM102 253V252H101ZM109 253V252H108ZM111 253V252H110ZM122 253V252H121ZM131 253H133V251L131 252ZM137 253V254H138ZM3 254H4V252H3ZM97 254H98V251H97ZM104 255L105 254H107V253H103ZM103 254H98V255H103ZM125 254H126V252L124 253V256H125ZM9 255H11V253L9 254ZM15 255V254H14ZM13 255V256H14ZM28 255V254H27ZM31 255V254H30ZM66 255V256H67ZM70 255V256H71ZM80 255V256H81ZM84 255H86V254H84ZM115 255H116V253H115ZM121 255H123V254H121ZM131 255V254H130ZM133 255V254H132ZM141 255V256H142ZM3 256V255H2ZM16 256H18V254L16 255ZM15 256V257H16ZM25 256V255H24ZM29 256V255H28ZM33 256H34V254H33ZM74 256V257H75ZM109 256V255H108ZM111 256H113V252H112V255ZM117 256H119L118 254H117ZM127 256V255H126ZM240 256V255H239ZM73 257V256H72ZM77 257V256H76ZM75 257V258H76ZM89 257V256H88ZM100 257H102V256H100ZM136 257V256H135ZM152 257V258H151ZM53 258V257H52ZM57 258H58V255H57ZM71 258V257H70ZM78 259L80 258V257H77ZM82 258V257H81ZM80 258V259H81ZM89 258H91V256L89 257ZM103 258V257H102ZM11 259V258H10ZM62 259V258H61ZM95 259V258H94ZM99 259V258H98ZM97 259V260H98ZM101 259V258H100ZM104 259V258H103ZM156 259V258H155ZM2 260V259H1ZM4 260H6V259H4ZM74 260V259H73ZM90 260V259H89ZM105 260V259H104ZM135 260V259H134ZM133 260V261H134ZM150 260H151V262H150ZM164 260V259H163ZM38 261V260H37ZM52 261V260H51ZM57 261H59V260H57ZM64 261V260H63ZM92 261V260H91ZM99 261V260H98ZM106 261V260H105ZM115 261V260H114ZM132 261V262H133ZM157 261V260H156ZM8 262H9V260H8ZM12 262H14V259H13V261ZM49 262V261H48ZM60 262V261H59ZM84 262V261H83ZM94 262V261H93ZM108 262H110L109 260H108ZM117 262V261H116ZM125 262V261H124ZM131 262V261H130ZM143 262V261H142ZM158 262V261H157ZM6 262H4L3 264H5ZM10 263V262H9ZM8 263V264H9ZM30 263V262H29ZM63 263V262H62ZM87 263H88V261H87ZM92 263V262H91ZM100 263V262H99ZM105 263H107V262H105ZM105 263H103V264H105ZM111 264H112V262H110ZM109 263V264H110ZM120 263V262H119ZM119 263H117V264H119ZM122 263V262H121ZM126 264H127V262H125ZM140 263V262H139ZM10 264H13V263H10ZM15 264H20L19 262L18 263H15ZM77 264V263H76ZM82 264H84V263H82ZM88 264H90V263H88ZM95 264V263H94ZM101 264H102V260H101ZM134 264V263H133ZM162 264H166V263H162ZM240 264V263H239Z\"/></svg>",
  "mask_w": 264,
  "mask_h": 264
},
{
  "label": "rangeland",
  "instance_id": "2",
  "mask_svg": "<svg viewBox=\"0 0 264 264\" xmlns=\"http://www.w3.org/2000/svg\"><path fill=\"white\" fill-rule=\"evenodd\" d=\"M69 1H70V3L68 2V0H67V1L64 0V2H67L68 4H71V5L74 3V4L72 5V7H71V8L73 9V11H75V10L77 11V10H78L79 13H80V12H81V9H82L81 14H79V16L77 17L78 19L75 17V20L77 21V24H79V25H78L79 28L81 27V25H83V27H81V28L79 29V32H78L79 39H80V41H78V42H79V45L82 46V48H80L81 46H79V45H78V46H75V45L78 44V43L76 44L75 42H73V45H71V44H72L71 42L74 41L75 39H76V41L79 40V39L77 38L78 36H76V38H75V36H74V35H77V33L74 32V30L78 31V26H77V25H72V24H74V23L71 24V21L74 19L72 16L78 15V13H76V11H75L76 14H75L74 12H72V11L70 12L71 9H69V8H70L71 5H70V6L67 5L68 9L64 6V7L66 8L65 10H67V11L69 10V11H68V14L66 13V11H65L64 9H63L62 12H63V13L65 12V13H64V14H65V18L63 17V18H64V21H65V19H69L68 16H70V19H72V20L70 21V24L72 25V27L75 26V28L73 27L74 30H73V28L68 29V30L71 31V32H72V30H73V32H74L75 34L73 35V34L70 33L68 30H66L65 32H67L68 35H70V34L73 35V36H69V39H70V37H71V38L74 37L75 39H74V40L71 39V42H70L69 39H67V40H63V38H68V36L66 35L67 37H66V36L64 37V36L62 35L61 41L63 40V43H64V44H67V45H68L69 42L71 43V44L69 43L71 49L67 48V45H65V47H66L65 49H67L68 52H72V51H70V50H73V49H74L73 46H75V48L77 47L78 49H74V50H73V52L77 55V57H78V56H81V55L79 54V53H80V49H82V51L84 52V55H85V56L82 54V53H83L82 51H81V54L85 57V59L82 58V57H81V58L79 57V59H81L80 61H82V60L84 59V60L82 61V65H83V66L79 63L80 65L78 64V67L80 66L83 70H85V65H84V64L87 63V64H86V65H87V69H86L87 71H86V70L83 71L84 73L80 71L79 73H81V75H83V74H85L86 72H88L89 69H90V66L92 65V67H91V71H89L87 74L84 75L85 78H87L86 75L89 76V77L87 78V82H86V83H87V86H86V87L88 88V86H90L89 88L91 89V92H90V89H88V90H89V91H88L89 94H88V92H86V93H87L88 95H90V97L87 96V97L90 99V102H88L89 99H88V100H84V99H83V100H84L83 103L86 101V104H83L82 101H81V103H82L83 106L85 107V108H83V107L81 106V103H80L81 98H80V96L78 97V95H80V94L77 93V96H76V94H75L76 98L78 97V99H80L79 101L75 99L76 102H77V103L79 102V103H80V104L78 103L79 106L82 107V108H80L79 106L76 105V106L78 107V109H80L81 112H82V113H81L80 110H79L80 113L78 112L79 115L76 114V115H77V116H76L75 113H76L78 110H76V111L74 112V110L77 109V108H75L76 106L72 103V102L74 101V98H75V97H73L74 94L72 95V97H71V96H68V97L64 98V96H63V99H62V100L65 101L64 99H66V102L69 104L70 109H72V108H71V105H70L71 103L73 104V105H72L73 107L75 106V107H74L75 109H74V110L72 109L73 111H72V110L70 111V113L72 112L73 116L75 115V116H74L75 118H73L72 115L69 113L70 116H69V115H66V118H67V116L70 117L69 119L72 120V123L70 122V120L67 122L68 118H67V120H62V121L60 120V121H61V122H60V121L57 119L58 117H55V115H56L57 113H54V112H55L56 110H55V111H53L54 109L49 110V111H53V113H54V117H55V119H57L56 121L59 122V124H57V123L55 122V120L52 119V118H53V116H52L53 114L51 115V117H49V118L52 119V120H50V119H48V118H47V119H44V116H45L44 114H46V113H45V112H46L45 109H44V112H43V110H41V112H40V113L43 115V116H42V115L40 114V116L43 117V118H41V117L38 118V117H39V111L36 112L37 109H36L35 111H32V110L30 111L29 109H30V108L33 109L34 104H31L33 101H32V100L30 101L29 98H28V108H29V109H28V108H25V109H26V111H25V115H24V109H23V108H19V107H18L19 110H18V109H17V110H18V113H19L20 111L23 112V113H21V112L19 113L20 115L23 114V115H24L23 117H25L26 114H28V115H27L28 117H27V116H26V117H27V118H30L29 116L32 115V116H33L32 119H33V121H35L36 124H33L34 122H32V120H30V119H31V118H30L29 120L26 119V120L28 121V122L26 121V123L29 124V125L25 124L26 127H25V126H20V125H22V124H21L22 121H21V123H20L19 120H17V121H18L20 124H19V125H18V124H17V125H14L13 128L10 127L11 125L9 126L10 128H9L8 126H6V125H7L6 123H5V124L3 123V125L6 126V127H3V125H2V127H0V143H2V144H0V146H1V147H0V151H4V149L6 148L5 151H4V153L2 154L3 157L6 158V155H7V154H5V153H7L8 151H9V152L12 151L13 148H14V150H15L16 152L12 151L13 154L10 153V154H8V155H9V156H12V157H15V158H12V157L10 158L8 155H7V158L9 157V158L11 159V161H12L13 159H16V160H17V159H18V156H22L23 154H25V158H26V159L23 158L24 161H25V162H23V163H22V162L20 163V162H19L20 160L18 159V161H17L18 164H19V163H20V165H21V164H22V165L25 164V165H24L25 167H23L22 165L20 166V169H21V170H20L19 167H17V166H19V165L13 166V163H14L15 160H13V161H12L13 163H12L11 161H8L7 158H6V159H5V158L3 159V157H2V159H3V160H2V161H3V163H2V165H3V166H2L3 169H1L2 167L0 168V171H1L0 174H3L2 172L4 171L7 175L4 173V174H5L4 178H3V179L0 178V179L2 180V181L0 180V182L2 183V184L0 183V184H1V185H0V191L2 190L1 187H3L4 184H6L7 186L3 187V188H4V189H3V190H4V193H5V190H6L5 196L3 195V194H4V193H3V190H2V192H0V193L2 194V195L0 194V198H1L0 200H2V201H0V219L2 220V221L0 220V223H1L2 225H1V224H0V225L3 226V228H4V227H5V224H6V226H7V224H10L9 226H10L11 228H8L9 226H7V229H11V232H12V234L14 235V237H15V235L18 234L19 232H20L21 234L19 233V235H18V236L16 235L17 237L14 238L13 235L10 233V230H8V232H9L10 235H8V236L3 235V236H2L3 238H2L1 241H0V264H3L4 262H6L5 264H8L9 262H10V263H13V264L18 263V262H19L20 264H44V262H43V260H45L44 257L42 256V257L40 258V257H39V254L36 253L34 249H31L33 243H32L29 239H31V238H30L31 236H32V237H36L37 240L39 239V240H38L39 242H38V241H37V242H38L39 244H41V245L44 246V242H43V241H44V237H45L44 235H45V234H43L42 229H43V227L45 228V224H44L45 221L47 222V219L50 220V218H51V219H55V220H57V222H61V224H62L63 226H66L67 228H68V226H69V229L71 228V230H73V228H74L75 231L77 230V233H76L75 231H73V233H74L75 235L78 234L77 236H79V233H78V232H80V230H86V233L84 234V236H82V238L80 237L81 239L78 237V238L81 240V243L83 244V243L86 242V243H85L86 245L83 244L85 247L82 245V246H83V247H82L83 249H82L81 247H78V245H77V247H76V246L74 247V250H75L76 252H77V250H78V255L75 253V251H74V254H76L77 257H80V258L82 257L81 259H80V258L78 259L75 255H71V252H70V254L67 255V253H69L68 250H69L71 247H70L68 250H67V249L65 250V249L63 248V246H62L61 248L64 249V250L67 252V253H64V250H62V249H60V250L57 251L52 245L49 244V241H48L47 244H49L50 247L52 246L51 248H52V250H53V251H52L53 254L51 253V254H52V255H51V259H50V258H47V259H49V260H48L49 262L47 261L46 264H76V263H77V264H82V263H84V264H88V263H90V264H94V263H95V264H101V260H102V264L105 263V262H107V263H105V264H109L110 262H112V264H117V263H119V262H120L119 264H126L125 262H127V264H133V263H134V264H144V261L146 260V259L144 258L145 256L143 257L144 253H142V254H143V255H142V254L138 253L137 251H135V250H138V251L140 250V247H139V246H141V245H139V244L142 243V241L139 240V238H138V237H140V239H141L140 234H139V235H136L138 232H137V230H135V228H136V226H135V222H136V221H134V219H135V220L138 219V216H139L138 214H140V210H138V209H139V206H137V205H136V206H135V205L133 206V207L135 208V213H134L135 216H134V219H133L131 215H128V216H127V213H124V212H123L124 210H125V212L127 211V210H126L127 207H126V206H122V204L120 203V199L122 198V197H121V198L119 197L120 194H122V193L120 192V191H121L120 189H119L120 194H119L118 191H116V193L118 194V197L120 198V199H118L119 202H117L118 200H113L114 198L112 199V196L114 197V196L116 195V194H114V193H115V190H117V189L114 190V188H113V190H114V193H113V194H114V195H111V193H110V192H113V191L107 192V190L109 191V188H110V190H111V188L113 187V186L111 187L110 184H109V185H108V184H105V186L103 185L105 188H102V186H100L103 190H105V192H107L106 194H105V192H103V190L100 191V187H97L96 185H95V187H97V188H99V189H97V190H96V189H93V190H92V188H94V187H93V186H94L93 184H95V182L102 181V179L97 180V179L91 178L92 174L96 175V177H97V174H98V173L96 172L97 166H95L96 169H95V171H94V168H95V167H93V165H91V167H90V165L87 164L86 162H84L83 160H85V159H91V161H93V160H94V161H95V160H96V161H101V160L103 161V159H104V160L106 159L105 161H107V159H108V161H109V162L111 163V165L113 166V169H116V172H117V171L119 172V170L121 171V173L117 174L116 177L111 178L112 181H110V182H113V181H114V182L112 183V184H114L116 181L119 180V178H120V176H121V174H122V171L124 170V169H121V168L124 166V165H122L123 162H125L126 164L128 163L127 160H126V159H127L126 157H130V158H131V162H129V163H131V165L134 163V164H133L134 166L137 165V164H141V165H142V161H143V164H145L146 161L151 160L150 158H151V156H152L153 154H155V155L157 154V157L159 156V159H164V158H166V157H167L168 159H170L169 157L171 156V157H172L171 160H172V159H173V156L170 155V154L172 153V152H170V151H171V148L173 147V145H172V143H171L172 140H176V141H178L179 143H181V144L183 145V146H182V145H181V146L184 148L185 151H186V148L189 147V145H190V148H191V146H192V149L195 147V148L199 151L200 149H202V150H203V149H206V145H205V144L211 143V144H208V146H209V145H210L211 147L214 146V149H215L216 151H212V149L210 150V148H207V149H206L207 151H206V150H203V152L205 151L204 153H207V154H209V152H210V153H211V156H212V155H213V156H222V154H223L222 151H223V150L221 151V149H222V147L224 146L223 143H225L226 146H224V148L229 147V148H228L229 150H234L237 154L239 153L238 151H240V154H241L242 156L244 155L245 157H248V156H250L249 154L252 153V155H251L250 157H248L249 159H253V158H264V145H263L264 142H262V141H264V138H262V137H264V136H263V135H264V132H262V134H261L262 136H260V139H262V140H260V142L257 140V139H259V137H258L257 139L255 138V136H257L258 134H260L259 132H257V131H259L258 126H259V125H260V126H262V125L264 126V121L261 122L262 125L259 124L260 121H257L259 125L257 126V125L255 124V125L257 126V127H256V126L254 125V123H253L254 121L251 120V121H252V122H251L250 119L248 118V116H251V115H249V114H251V111L254 112L255 109L259 106L258 104H260V103H259L260 98H259V97L257 98V96H254L255 94H254V92H252L253 90L251 91V89H250V91L253 93V94H252L249 90H247V91L244 90L245 87H243V89H242V85H243V86H246V88L248 89L249 87H251V86L254 84V81H253L254 79H253V78H252L253 80H252L251 78H250V80H249V78L246 79L245 76L242 77L241 74H238V72H237V70H238L239 68L243 67V68L245 69L246 67L243 66V65H241V67L236 66V65H237V64H235L236 61L233 62V61L231 60L232 63H230V59H227V60H229V62H228V61L226 62V60L223 59L224 57L222 58L224 52L221 54L222 51H220L219 49H217L218 47H221L222 45H223V48H224L225 46L227 47V45L229 44V41L227 42L228 44H226V42H225V45H224V44H223L224 42H223V43L220 42V40L218 39L219 37H216V36H215L216 39H217V41L219 40L220 43H219V42H215V44H213V45H215V47H217V46H216V43H217V45H220V44L222 43V45L218 46L216 49H213V48H212L213 45L211 46V44H212L211 41L214 42V40H212V37L210 36L211 33H208V31H207V29H206V27L208 28V26L206 25L207 22L210 21V22H208L209 26H210V23H211V25L215 28V30H214L213 32H215V31L217 30L216 28L218 27L217 23L214 22L215 20L218 21V24H219V22H223V23H220V24H223V25H224V22H225V25H226V22H229V21H223V19L226 20L225 18L222 19V17H223L224 15H226L225 10H224V13H225V14L222 15V17H221V13L223 12V10H222L223 8L220 7L221 10H220V9H219V10H220L221 12H220L219 10L217 11V8H219V6L222 5V4H220V3H224V2H222V0H221V1H220V0H215V1H213V2H212L211 0H207L206 2H208V3L210 2L209 4L207 3V5H203V4H201V1H202V0H201V1H200V0H182L183 2H182L181 0H176V1H178V2H175V0H174V2H173V0H172L173 4H172L171 1L167 3L168 0H161V1H160V0H159V1H158V0H152V2H151V0H145V1H148V3H146V2H142V4L140 3L141 0H138V2H137V0H136V1H134V0H120L121 2H123L122 4H121V2H119V1H117V4H116V3L113 4L112 2H113V1L116 2V0H113V1H112V0H111V1H109V0H103V1H102V0H99V3H98L97 0H84V1H83V0H77L78 2L75 0V2H73V3H71L72 0H69ZM96 1H97V2H96ZM108 1H109V2H108ZM139 1H140V2H139ZM143 1H144V0H143ZM154 1H155V2H154ZM162 1H163V2L165 1V2H164L165 5L162 4V3H163ZM197 1H198L199 3H198ZM203 1H204V0H203ZM217 1H218L219 3H218ZM223 1H225V0H223ZM229 1H230V0H229ZM229 1H228V2H229ZM234 1H235L236 4H239V5H241L240 2H242V5H244L245 3L248 4V3H250V2L252 3L251 0H242V1H241V0H234ZM234 1L232 0V2H234ZM236 1H238V2H236ZM76 2H77V4L81 2L80 4H81V5H85V6H81L82 8L80 9V8H79V5H80V4L77 5ZM82 2L85 3V4H82ZM88 2H89V3H88ZM90 2H91V3H90ZM94 2H96V3H94ZM132 2H133V4L135 3L134 5H136L137 8H135V6L132 4ZM161 2H162V3H161ZM181 2H182V5H180ZM186 2H188V3H186ZM214 2H215V3H214ZM228 2L226 3L227 5L225 4V5L223 6L224 9H227V8H228V7H227V8L225 7V6H228ZM100 3H101V4H100ZM104 3H106V4H104ZM139 3H140V4H139ZM145 3L147 4V6H144ZM152 3H153L154 5H153V6L150 5V6L152 7V8H151V7L149 6V4H152ZM155 3L158 4L157 6H158L159 8L156 6ZM176 3H177V4H176ZM184 3H185L186 6L184 5ZM193 3L196 4V7H199V8L201 9L202 14H200V11L198 10L199 8H196L195 6H192V5H194ZM202 3H203V2H202ZM263 3H264V0H257V1H256V0H253V3H252V4H254L255 6L258 7V9L260 10V15H263V14H264L263 12H261V11L263 10V8H264V7H263V6H264ZM64 4H65V3H64ZM75 4H76V5H75ZM90 4H91V5H90ZM92 4H93V5H92ZM99 4H100V5H99ZM110 4H111V5H110ZM119 4H120V5H123V7H122V6L120 7L121 11H118V10H117V9H119ZM146 4H145V5H146ZM174 4H175V10H174V8L172 9V6L174 7ZM188 4H190V5H188ZM204 4H205V2H204ZM211 4L213 5V7H212ZM216 4H217V5H216ZM232 4H233V3H232ZM65 5H66V4H65ZM74 5H75V7H73ZM89 5H90V6H89ZM112 5H113V6H112ZM117 5H118V6H117ZM131 5H132L133 7H132ZM159 5H160V6H161V5H162V6L164 5L165 8H166V11H165L164 6H163V8H162V6H161V8H160ZM170 5H171V8H170ZM178 5H179V8H178ZM187 5H188V6H192L193 9L195 8L196 10H198V11L195 10L197 13H196L195 11H193V9L191 10L190 7H187ZM199 5H200V6H199ZM218 5H219V6H218ZM229 5H230V3H229ZM242 5H241L240 7H243ZM261 5H262V6H261ZM87 6H89V10H88V11H87V9H88ZM99 6H100V7H99ZM108 6H109L110 9H112V10H111V13L113 12L110 16H112V15H116L117 17L120 16V17H118L119 20H120V21H118V23L116 22L118 18H117L116 16H115V18H114V16L112 17V19L114 20V23H117V25H115L114 23L111 22V21H113V20L111 19V17H109V19H110L111 21H110L109 19H108V21H107V20L104 21V19H103L105 16H108L107 13L110 12V11H109L110 9L108 8ZM110 6H111V7H110ZM124 6H125V7H129V6H131L132 9L130 8L131 10H129L130 14H128V12H127V11H128V8L126 9ZM155 6H156L157 8H156ZM176 6H177V7H176ZM182 6H183L184 8L187 7V8H189V9L187 10V8H186V10H183V9H182V8H183ZM206 6H207V7H206ZM210 6H211V7H210ZM217 6H218V7H217ZM232 6H234V5H232ZM115 7H116V8H115ZM181 7H182V8H181ZM215 7H216V9H215ZM235 7H237V5H236ZM238 7H239V6H238ZM102 8H103V9H102ZM107 8H108L109 10H108ZM150 8H151V9H150ZM155 8H156V10H158V12L154 10ZM168 8H169V9H168ZM203 8H205V9H203ZM229 8H230V7H229ZM232 8H233V7H232ZM243 8H244V7H243ZM243 8H242V10H243ZM261 8H262V9H261ZM79 9H80V10H79ZM96 9H97V10H96ZM100 9H102V10L100 11ZM122 9H126V10H123L124 12H122ZM135 9L138 10V12L135 11ZM146 9H147V12H145ZM148 9H149V10H148ZM152 9H153L156 13L153 12ZM176 9H177V10H176ZM206 9H208V10H206ZM234 9H235V8H234ZM236 9H238V8H236ZM85 10H86V12H85ZM98 10H99V12H97ZM106 10H108L109 12L106 11ZM113 10H114V11H113ZM162 10H163V11H162ZM172 10H174V12L177 11V12H176L177 14L175 13V16H176V17L173 16V15H174V12H173ZM179 10H181V14H180V11H179ZM189 10H190V11H189ZM205 10H206L208 13H207ZM78 11H77V12H78ZM105 11H106V14H105ZM117 11H118V12H117ZM139 11H141L142 14H139ZM142 11H144L145 14H144ZM167 11H169L170 14H167ZM178 11H179V12H178ZM185 11H186V12H185ZM188 11H189V13H187ZM209 11H210V12H209ZM214 11H215V12L217 11V15L219 14V15H220V18L217 17L215 20H212L210 14L212 15ZM263 11H264V10H263ZM89 12H90V13L92 12V13L89 15ZM100 12H101V13H100ZM131 12H132V14H134V16L131 14ZM183 12H184V13H187V16H189V15L191 16V13L193 12V13H192V18H193V17H196V16H198V15H200V16H201V15H202V16L204 15V16H205L206 13H207L206 15L209 14L210 19L205 18V17H202V16H201V17L198 16V18L200 17L199 19L202 18L203 20H206V21H207V19H208L207 22H206V21H203L202 19H201V21H200V20H198V18H196L197 21H198V24H199V22L202 23V24H203V22L206 23V24H203V25H202L203 27H201V25L199 24V26H200L201 28H204L203 30H201L200 27H199V29H200L201 32L203 31L204 34H205L207 37L209 36V39L211 38V40L209 41V42H211V43H209V45L207 44V46H205L204 42H202V44H200V45L197 43V44L199 45V47H200L201 45H204L203 47H205V50H206L205 53H207L208 50L213 49V51H212V50L209 51V54L207 53V54H208V58H207V56H205L206 59H208V60H207V63H206V60L202 62L203 64L197 63V62H198V61H197V58H199V57H198V55H197V57L194 56V55H196V52H195V51H197V50L192 49L193 47H195V46H194L195 44L192 45V46H193L192 48L190 47L192 43L189 45V48H190L191 50H194L193 52H194L195 54H193V52H192L191 50H189V48H188V49H187V48H185V49H184V48H182V49L180 48V47H183V46H182L181 44H179L178 42H180V41L182 40V38H181V40H179V41H177V39L175 38L176 36H178V38H179V36L181 37L180 34L176 33V32H179L180 30H183V31L180 32L181 34H182V32H184V31H185V32H186V31L191 32V29H190V28H187V30H186V26H188V27H189V26H196V25H192V23H193V24L196 23V22H195L196 19H195V18H194L195 20L192 19V20H194V22L191 23V22H190L191 19H190V20L187 19L188 17H187L186 15H183V14H184ZM194 12H195L196 15L194 14ZM203 12H206V13L203 14ZM215 12H214V14H213V18H215V17H214ZM219 12H220V13H219ZM72 13L75 14V15H71ZM86 13H87V14H86ZM93 13H94L96 16H95ZM122 13H123V14H122ZM146 13H147V14H146ZM157 13H158V14L161 13V15H160V14L158 15ZM162 13H164L165 16H169V17H165ZM228 13H231V12H228ZM228 13H227V14H228ZM66 14H67V15H66ZM69 14H70V15H69ZM99 14H100V15H99ZM103 14H105V16H103ZM138 14H139V15H138ZM150 14H152V15H150ZM166 14H167V15H166ZM188 14H189V15H188ZM222 14H223V13H222ZM84 15H86V17H85ZM91 15H94V16L96 17V20H95L94 16H92V18H90ZM97 15H98V16H97ZM123 15H125V18L127 17L126 15H129L128 17H130V18H129V19L126 18V19L124 20V18H123L124 16H123ZM156 15H157V16H160L161 18H160V17H157ZM180 15H183V17L180 16ZM219 15H218V16H219ZM228 15H229V14H228ZM228 15H226V16H227V20H228V18L230 17V16L228 17ZM66 16H67V18H66ZM88 16H89V17H88ZM100 16H101V17H100ZM122 16H123V17H122ZM132 16H133V17H132ZM135 16H136V17H135ZM139 16L142 17V18H141V19L143 20L142 22H141V20L138 22V20L140 19ZM152 16H153L154 18H153ZM171 16H173V17H171ZM190 16H189V18H191ZM79 17H80V18H79ZM121 17H122V18H121ZM137 17H138V18H137ZM163 17H164L165 19H164ZM179 17H181V18L178 19ZM186 17H187V18H186ZM206 17H207V16H206ZM224 17H225V16H224ZM85 18H86V19H85ZM88 18H90V19H89V22H88ZM106 18H107V17H106ZM106 18H105V19H106ZM116 18H117V19H116ZM168 18L170 19V21H171L172 19H173V20L170 22ZM183 18H185V19L183 20ZM204 18H205V19H204ZM218 18H219V19H218ZM231 18H232V17H231ZM231 18H229V19H231ZM260 18H261V17H260ZM101 19H102V21H101ZM135 19H136V23H135ZM147 19H148V20H147ZM157 19H158V20H157ZM175 19H176V20H175ZM181 19L183 20V22H182ZM220 19H221L222 21H220ZM166 20L169 21V23H167ZM177 20H178V21H177ZM186 20H187V22H188V20H189V22H190L191 24H190V23L187 24V23H186ZM260 20H261V19H260ZM68 21H69V20H68ZM73 21H74V20H73ZM73 21H72V22H73ZM82 21H83V22H82ZM109 21L112 23L111 26H109V24H111V23H109ZM130 21H131V23H129ZM159 21H160V22H159ZM161 21H162V22H161ZM176 21H177V22L180 21V22L183 23V24H181V23L179 22L182 28L185 26L184 23L187 24V25L185 26V28H184L185 30H184V29H180L181 27L178 26L179 23L177 24ZM184 21H185V22H184ZM202 21H203V22H202ZM231 21H233V19H232ZM240 21H241V22H240V25H247V24H248L247 21L244 22L245 20H244V21L240 20ZM253 21H254V20H253ZM263 21H264V20H263V17H262V21H261V23H260L259 21H257V20H255V23H256L259 27L262 28V27H264V25H262ZM66 22H67V20H66ZM78 22H79V23H78ZM104 22H105V23H104ZM107 22H108V23H107ZM140 22H141V23H140ZM173 22H174L175 24H177V25L175 26ZM82 23H85V24H86L85 27H84V24H82ZM88 23H90V26H92V27H90V28L94 29V30H92V31H94L95 34H94V32H93V34H92V32H90L91 30H90V28H89ZM92 23H93L94 25H93ZM95 23H96V27H95ZM102 23H103V24H102ZM121 23H122V24H121ZM123 23H124V24H123ZM125 23H127L128 25H127V24L125 25ZM134 23H135V24H134ZM139 23H140V24H139ZM143 23H144V24H143ZM147 23H148V24H147ZM163 23H166V24H163ZM230 23H231V22H230ZM249 23H250V22H249ZM64 24H65V22H64ZM64 24H63V22H62V25H64ZM67 24H69V23H67ZM67 24H65V25H66L67 27H69V25H67ZM91 24H92V25H91ZM97 24H98V25H97ZM113 24H114V25H113ZM133 24H134V25H133ZM137 24H139V25H137ZM141 24L143 25L144 29L146 28V33H145L146 36H144V37H143L144 32H142L143 30H141V29H143V28H142V26H140ZM155 24H156V25H155ZM162 24H163V25H162ZM167 24H168V26H170V24H171L172 26L168 27ZM198 24H197V25H198ZM220 24H219V25H220ZM1 25H2V23H1ZM1 25H0V32H1L2 29H5V27L7 26V25H6L5 27H4V26L1 27ZM4 25H5V24H4ZM62 25H61V27H62ZM65 25L63 26V28L65 27ZM71 25H70V27H71ZM103 25H104V26H103ZM106 25H108V26H107L108 28L105 29L104 27H106ZM121 25H122V26L124 25V26H126V27H127V26L130 27L129 30H127V28H124V27H123L126 31H130V29H131V31L133 30V36H132V35H131V36H130V35H126L127 32L125 31L124 33H126V34L123 33V34H124V35H123L124 38H126V37H128V36H130L131 38H132V37H136L135 34L140 33L141 36H142V38L145 40V42H147V43L149 44V43H150L149 41H151V39H153L154 42H155V39H154V38H156L157 35H158L159 38H160V40L162 39V41H164L163 44H162V45H164V48L162 47V45H161V43H160V41H159V38H157L158 41H157V39H156V41H157V46L154 45L153 40L151 41L153 44L151 43V44H149V45L152 46V48L155 47V48L157 49V51H159V50H163V52H162V53H163V56H165V54H166L167 56H165V57H166V58L168 57L169 60H172V58L174 59V56H178V57H175V59L178 58V59H176L177 62H178V61H179V58H182L184 55H186V56L188 55V54H186V53H187V51L189 50L188 52H190V54H189L190 56L188 55L187 58L190 57V60H191V59H192V55H193V56H194V59L197 61V62H196V61L193 59V60H191V64L188 63V60L185 61L186 64H188L189 67H191L192 63H193L194 66H197V67H193L194 70H196L195 72H194L193 69H191V68L189 69V67H188L186 64H184V62H182V66H186L185 71L183 70L184 68H182V70L184 71V73L187 71L188 74H190V75L192 74V76H190L191 78H189V81H186V79H185V78H188V77H185V78L183 77V75H184V76H187V75H188L187 73H186V75H185V74H182L183 71H175V70H181L180 67H178L179 69H177V67H176V66H179V65L181 66V61H180V64H179V65H178L177 62H175L176 60H175V61H170V62H168L169 60H166L167 63H164L165 60L163 61V59H162V54H159L160 52H159V53L156 52V51H155V50H156L155 48H154V51L160 56V59H159V60H156V59H155V58H157V57H156L157 54H156V56H154L155 54L153 55V52H154L153 49H152V50H150V49L148 50V49H147V50H148V53H150L149 51H151V53H152V54L150 53L149 55L146 54V56H148V58L150 57V58H149L150 60H148V59L146 58V62L148 63V61L151 62V60H152L151 63L149 62L150 64L148 63V66L151 65L150 68L146 66L147 64H146V62L144 61L145 59L143 60V62H145L144 64H146V65H144V64H140V66H138L137 64H139V62H138L136 65H137L138 67H140V68H141V65H142V68H143V66H146L147 69H148L149 71H150V69H151L150 72H149L148 70H147V71L150 73V74H149L150 76H151V73H152V76H151V77H153V80H154V78H155L156 81H157V83L159 82L158 85L161 87V89H165V88L168 89V90L165 89L164 92H162L163 90H161L160 93H162L163 95L160 94V93H158V91H160V89L158 90L159 87H158V85L156 84V82L153 83V84L155 85V88L153 87V84H152V87H153L154 89H153L151 86H146V85H145V87H148L149 90L151 89L150 91H151L152 94H151V93L149 94V90H148V94H149L150 96L147 94V92L145 93V91H146L145 89H147V88L144 87V84L139 83L140 81H138V80L141 79L142 81H144V79H145V81H146V77H145V78L143 77V76H144L143 73H142L143 76H142V75H141V77L138 76V75H140V74L138 73V71H140V70H139V68L134 64L135 62H131L130 64L126 63L127 66H126V65H125V66L128 67V69H127L128 72H127V71H124L123 69H121L120 65H118V66H119V67H118L117 65H114V64H113V65H114V66H113V69H117V68H118V70H119V68H120V70H122L123 73L125 72L126 74L124 73L125 76L123 75V76H124V77H123V80L120 81L119 78H118V75H119V77H120V75H122L123 73H121L122 71L119 73V71H120V70H119V71H116L117 74L115 73V75L117 76V78H116V76H114L115 79H116L117 81H116L115 79H112L113 77H112L111 74H110V75H111L112 78L109 76V78L107 79V77H105V75L108 74V72H107V71H104L105 69H102L101 67L104 68V66H105V68H106V65H105V62H106V61H107L106 63H109V64H110V62H108L107 57H112L113 52H112V49H111L110 52H112V55H111V56H110L109 54H107V55H109V56L105 55V49L102 50L104 46L102 47V46H101L102 44H99V43H100V42H101V43L106 42L105 45H107V41H109V42L111 41L110 44H111L112 46H114V43H113V42H116V41H114L115 38H116V36L114 35V40H113V42H112V39H111V40H108V38H106V37L108 36V34H109V36H110V35L113 36L112 34H113L114 30H116V29L118 30L117 35L119 34V30H120V36H121V35H122V34H121V33H122L121 31L124 30V29H122V26H121ZM132 25L134 26V28H133ZM146 25H147V26H146ZM159 25H161L162 27L159 26ZM173 25H174L175 27H174ZM183 25H184V26H183ZM93 26H94V27H93ZM97 26H98V27H97ZM131 26H132V28H131ZM145 26H146V27H145ZM165 26H166V27H165ZM204 26H206V27H204ZM228 26H229V27H228ZM234 26H238V25H234ZM119 27H120V29H118ZM137 27H139V28L137 29ZM140 27H141V29H140ZM148 27H151V28H148ZM156 27H157V28H156ZM167 27H168V28H167ZM178 27H179V28H178ZM219 27H220V29H219ZM219 27H218L219 30H217V31H220V30L222 29V30H223L222 32H223L224 34H221V35L224 36L225 33L229 31L228 28L233 27V25L231 26V25L229 24V25L224 26L225 28L227 27V29H225L224 27H223V28H224V29H223V28L221 27V25H220ZM82 28H83V29H82ZM85 28H86V29H85ZM87 28H88V29H87ZM98 28H99V29H98ZM103 28H104V29H103ZM171 28H172V29H171ZM192 28H193V27H192ZM194 28L196 29V27H194ZM197 28H198V27H197ZM210 28H211V29H210ZM210 28H209L210 30L213 29L211 26H210ZM233 28H234V27H233ZM64 29H65V28H64ZM64 29H63V30H64ZM81 29L84 30V34L86 33L87 36H86V35H85V36L87 37V39L90 38V37L88 38L89 35H90V36L92 35L91 38L93 39V42H91V41H92L91 39H90V42H89V40H87V39L85 40V38H84L85 36L82 37V34H81V33H82L83 31H81ZM95 29H96L97 31L99 30L100 32L98 31V33H97V31H96ZM108 29H109V31H107ZM110 29H112L113 31H112V30L110 31ZM139 29H140V32H139ZM167 29H168V30H167ZM175 29H176V31H175ZM188 29H189V30H188ZM195 29H194V30H195ZM205 29H206V30H205ZM263 29H264V28H263ZM85 30H86V31H85ZM89 30H90V31H89ZM169 30H170V31H169ZM177 30H178V31H177ZM192 30H193V29H192ZM210 30H209V31H210ZM226 30H227V31H226ZM230 30L232 31L231 28H230ZM196 31H197V30H196ZM198 31H199V30H198ZM225 31H226V32H225ZM61 32H62V31H61ZM65 32L63 31V33H61V34H65ZM87 32H88V33H87ZM105 32H106V33L110 32V33H108L107 36H105V34H106ZM111 32H112V33H111ZM136 32H137V33H136ZM154 32H155V33H154ZM169 32H171V33H169ZM185 32L182 34V35H183V36H182L183 38L185 37ZM194 32H195V31H194ZM203 32H202V33H203ZM233 32H234V29H233ZM2 33L4 34L3 31H2ZM2 33H1V34H2ZM101 33L103 34V36H105V39H107V41H105V39L102 37V35H100ZM104 33H105V34H104ZM114 33H115V32H114ZM147 33L149 34V36H148ZM164 33H166V34H164ZM220 33H221V31H220ZM220 33H219V34H220ZM88 34H89V35H88ZM128 34H131V32L128 33ZM172 34H173V36H172ZM187 34H188V33H187ZM231 34H233V33H231ZM134 35H135V36H134ZM213 35H214V34H213ZM228 35H229V34H228ZM0 36H1V35H0ZM100 36H101V37H100ZM186 36H187V35H186ZM190 36H191V34L189 33V37H190ZM219 36H220V35H219ZM232 36H233V35H232ZM2 37H3V36H2ZM93 37H94V38H93ZM145 37H146V38H145ZM147 37H149V40H148ZM189 37H188V38H189ZM225 37H226V36H225ZM230 37H231V35H230ZM0 38H1V37H0ZM4 38H5V35H4ZM4 38H2V39H4ZM82 38H84V39H82ZM95 38H96V39H95ZM100 38H101V39H100ZM111 38H112V37H111ZM120 38H122V37H119V38H118V39H119V41H118L119 43H120L121 41H123V40H121ZM227 38H229V37H227ZM227 38H226V39H227ZM94 39H95V40H94ZM118 39H117V40H118ZM128 39H129V38H128ZM128 39H127V40H128ZM135 39H136V38H135ZM143 39H142V40H143ZM184 39H185V38H184ZM184 39H183V40H184ZM206 39H207V38H206ZM213 39H214V36H213ZM216 39H215V40H216ZM226 39H224V40H226ZM101 40H103L104 42L101 41ZM142 40H140L141 43L144 41V40H143V41H142ZM170 40L173 41V42H170V43H169ZM183 40H182V41H183ZM186 40H187V38L185 39V41H186ZM188 40H190V38H189ZM188 40H187V42H188V44H189V42H191V41H188ZM191 40H192V39H191ZM227 40H228V39H227ZM64 41H67V42H64ZM84 41H86V42H84ZM87 41H88V42H87ZM95 41H96V42H95ZM124 41H126V40H124ZM185 41H183V42L185 43ZM166 42H167V43H166ZM60 43H61V44H60ZM60 43H59V44H60V45H59L60 49H61L62 47L64 48L63 43H62V42H60ZM87 43H88L89 45H90L91 43H92V45H93V44L97 45V46H95V49H94V50H95V53L98 52V54H96V55H97V58H95V55H94L95 53H94L93 51H91V50H93L94 46L92 47V45H91V46H90L91 49H90V51H89V48H90V47L88 48L89 45L87 46ZM125 43H126V42H125ZM128 43H129V42H128ZM155 43H156V42H155ZM159 43H160V46H159ZM165 43H166V44H165ZM173 43H174V44L176 43V44L174 45V46L176 47V51L180 52L181 54L184 53V54L182 55V57H179V56H180V53H179V55L177 54V52H176L175 54L173 53V52H175V51H172V50H175L174 46L172 45ZM177 43H178V45H181V46L179 47V46L177 45ZM181 43H182V42H181ZM205 43H207V42H205ZM218 43H219V44H218ZM98 44H99V45H98ZM110 44H108V45H110ZM122 44H123V42H122ZM122 44H120V50L122 49V48H121ZM126 44H127V43H126ZM145 44H146V43H145ZM182 44H183V43H182ZM116 45H117V44H116ZM116 45H115L114 47H112V48L116 49V48H115ZM127 45H128V44H127ZM149 45H148V46H149ZM153 45H154V47H153ZM170 45H171V46H170ZM117 46H119V44H118ZM128 46L130 47V45H128ZM141 46H145V45L143 44V45H141ZM148 46H147V48H148ZM150 46H149V47H150ZM177 46H178V47H177ZM185 46L188 47L187 44H186ZM229 46H230V45H229ZM68 47H69V46H68ZM109 47H110V46H109ZM160 47H162V49H161ZM166 47H168L169 49L166 48ZM171 47H172V49H171ZM203 47L201 46L200 48H203ZM206 47H207V48L210 47L211 49H209V48L207 49ZM215 47H214V48H215ZM72 48H73V49H72ZM85 48H86V49H85ZM101 48H102V49H101ZM105 48L109 49L107 46H106ZM143 48L146 49V46L143 47ZM158 48H159V49H158ZM165 48H166V49H165ZM173 48H174V49H173ZM223 48H221V49H223ZM230 48H231V47H229V50H231L233 47H232L231 49H230ZM65 49H64V50H65ZM97 49H98V50H97ZM107 49H106V51H107ZM118 49H119V47H117V50H118ZM164 49H165V50H164ZM170 49H171V50H170ZM203 49H204V48H203ZM226 49H227V48H226ZM67 50H66V54H67L68 56H65L66 58H67V57L69 58V56H71V57H72V56H75V55H73V54H74L73 52H72L73 54H72V53H71V54L67 53ZM76 50L79 51L78 54H77V51H76ZM123 50H125V48H124ZM123 50H122V51H123ZM185 50H187V51H185ZM198 50H199V49H198ZM214 50H218V52H220L219 54L222 55L221 58L218 59V60H220V61H218V62H219V63L221 62L220 64H221L222 67H221V66H220V67H217V66H216V64H218V62H215V60H214L213 58L216 59V58H219V57H214V56H213V55L215 54V53H214ZM229 50H228V51H229ZM113 51H114V50H113ZM152 51H153V52H152ZM166 51H167V52H166ZM169 51H172V53L169 52ZM224 51H225V49H224ZM226 51H227V50H226ZM232 51H233V50H232ZM232 51H230V53H233ZM62 52H63V50H62ZM99 52H100V53H99ZM101 52H104V55H103V53H101ZM146 52H147V51H146ZM155 52H154V53H155ZM165 52H166V53H165ZM191 52H192V55H191ZM203 52H204V51H203ZM215 52H216V51H215ZM63 53H64V52H63ZM107 53H108V52H107ZM121 53H122V52H121ZM121 53H120V54H121ZM124 53H126V52H124ZM124 53H122V54H124ZM164 53H165V54H164ZM212 53H213V54H212ZM216 53H217V52H216ZM225 53H226V52H225ZM64 54H65V53H64ZM64 54H63V55H64ZM91 54L94 56L95 59H97V60H96V64H95V62H94L95 59L91 56ZM115 54H116V53H115ZM117 54H118V53H117ZM171 54L174 55L172 58L170 57ZM176 54H177V55H176ZM203 54H204V53H203ZM228 54H229V53H228ZM118 55H119V54H118ZM150 55H151V56H150ZM152 55L154 56V58H152ZM168 55H169V56H168ZM229 55H230V54H229ZM103 56H104V58H105L106 61H104ZM115 56H116V55H115ZM199 56H200V55H199ZM218 56H219V55H218ZM227 56H228V55H227ZM231 56H234V53H233V55L231 54ZM71 57H70V59H71ZM77 57H76V58H77ZM118 57H119V56H118ZM118 57H117V59H120V57H119V58H118ZM165 57H164V58H165ZM229 57H230V56H229ZM229 57H228V58H229ZM236 57H237V56H236ZM236 57L234 56V58H235L234 60H236ZM68 58H67V59H68ZM98 58H99V59L103 58V59H102V61H99ZM112 58H113V60H114L115 57H112ZM112 58H110V59H112ZM122 58H125V57H123V55H122ZM151 58H152V59H151ZM168 58H167V59H168ZM184 58H185V57H184ZM184 58H182V60H183ZM187 58H185L184 60H186ZM200 58H201V56H200ZM200 58H199V59H200ZM203 58H204V56H203ZM67 59H66V62H67V61H68V62L71 61V60H69V59L67 60ZM74 59H75V57H74ZM77 59H78V58H77ZM79 59H78V62H79ZM90 59L93 60V64H94V67H95V68H93V64H92V62H91ZM117 59L115 58L116 61H117ZM154 59H155L157 62L154 61ZM204 59H205V58H204ZM204 59H202V60H204ZM209 59H210V60H209ZM225 59H226V58H225ZM232 59H233V58H232ZM237 59H238V58H237ZM85 60H87V61H86L85 63H83ZM120 60H121V59H120ZM147 60H148V61H147ZM184 60H183V61H184ZM211 60H212V63L214 64V67H215V68H213V64H212V63H209V62H208V61H211ZM216 60H217V59H216ZM72 61H73V60H72ZM72 61H71V62H72ZM76 61H77V60H76ZM76 61H75V62H76ZM109 61H112V60H109ZM121 61H123V60H121ZM158 61H160V62L158 63ZM192 61H193V62H192ZM68 62L66 63V65L69 64ZM75 62H74V63H75ZM90 62H91V63H90ZM100 62H104V64H103V63L100 64ZM112 62L114 63V61H112ZM141 62H142V61H140V63H141ZM143 62H142V63H143ZM171 62H173V65H172V66H171ZM195 62H196V63H195ZM225 62H226V66L228 65V63H230V64H232L233 66L237 67L238 69L235 68L234 71L229 72V71H228L229 69L227 70V69L225 68V66H224V65H225ZM120 63H121V62H120ZM154 63H155V64H154ZM174 63H175V64L177 63V65L175 66ZM208 63L211 64V65H208ZM64 64H65V63H64ZM76 64H77V62H76ZM89 64H90V66H89ZM97 64H98V65H97ZM115 64H119V63H116V62H115ZM156 64H158V65H156ZM165 64H167V66H166ZM183 64H184V65H183ZM199 64H200V65H199ZM205 64H206V66H205ZM220 64H218V65H220ZM234 64H235V65H234ZM72 65H73V64H72ZM95 65H96V66H99V67H98L99 69H97ZM100 65H101V66H100ZM103 65H104V66H103ZM162 65H163V66H162ZM168 65H170V66L168 67ZM207 65H208V66H207ZM61 66H63V63L61 64ZM67 66H68V65H67ZM70 66H71V65L69 64V67H68V68H70ZM73 66H74V65H73ZM115 66H116V67H115ZM121 66H123V62L121 63ZM125 66H123V68H125ZM157 66H158L159 68H158ZM160 66H161V67H160ZM173 66H174L175 68H174ZM209 66H211V68H207V67H209ZM58 67H59V66H58ZM107 67H108V66H107ZM111 67H112V65H111ZM135 67L138 69V71H136L137 69H136ZM165 67H167V68H165ZM170 67H171V68H170ZM216 67H217V69H218L219 71L216 70ZM75 68H76V67H74V69H75ZM81 68H80V70H82ZM92 68H93V69H92ZM100 68H101V69H100ZM144 68H145V67H144ZM169 68H170V71L172 72V75H171V76H173V75H174V77L177 76L176 73L173 74V71H175V72H177V73L179 72V74L181 73L182 75H181V74H180V75H181V76L184 78V80H185L187 83H189V84H186L185 81H184L185 84H182V82H181L182 80L179 79V81L181 82V83H179V84L182 85V86H181V85L179 86V84H177L178 79H177V81H176V79H175L176 77H175V78H173V77L171 78L170 76H169V77L171 78V80H169L168 77H167L168 80H167V79L164 80V81H166V83H165L164 81L161 82V80H162L161 78L163 77L164 73L166 72L165 74H168L167 72H169ZM195 68H196V69H195ZM197 68H199V69H201V70H198ZM221 68H222L223 71L221 70ZM243 68H241V69H243ZM70 69H71V68H70ZM106 69H107V68H106ZM108 69H109V68H108ZM129 69H131V70H129ZM134 69H135V70H134ZM145 69H146V68H145ZM152 69H154V70H152ZM156 69H158V71H157ZM163 69H166V71L163 70ZM167 69H168V70H167ZM76 70H79V69L76 68ZM76 70H74V71H76ZM100 70H103V71H100ZM155 70H156V73H155ZM188 70H189V71H188ZM190 70H191V71H190ZM202 70H203V71H202ZM226 70L230 73L231 76H232V74H233V76L231 77L232 80H231L229 77H227V76H229V75H225V73H226V74H229V73H227ZM69 71H70V70H69ZM92 71H93V73H91ZM96 71H97L98 73H97ZM99 71H100V72H99ZM108 71H109V70H108ZM112 71H113V70H112ZM147 71L145 70L146 73L144 72L145 76H146V75L148 76V72H147ZM238 71H240V70H238ZM70 72H71V71H70ZM76 72H77V71H76ZM102 72H103V73H102ZM105 72H107V73L105 74ZM130 72H132V73H130ZM136 72H137L138 74H136ZM141 72H143L142 69H141ZM190 72H191V73H190ZM222 72H223V73H222ZM77 73H78V72H77ZM82 73H83V74H82ZM99 73H100V74H99ZM101 73H102V74H101ZM109 73H112V72L109 71ZM113 73H114V71H113ZM118 73H119V74H118ZM128 73H129V74H128ZM154 73H155V74H154ZM158 73H160V75H159ZM161 73H162V74H161ZM169 73H170V72H169ZM234 73H237V75L239 76L238 78H241V79H243V80H239V79L237 78V75L235 74V75H236V76H235ZM239 73H240V72H239ZM71 74H72V73H71ZM95 74H96V75H95ZM103 74H104V75H103ZM130 74H131V75H132V74H133V75H136V79L133 80V81H134V83H136L137 86H135V87L133 86V87H134V90H135V89L137 90L136 87H139V85L141 84V85H143V87L141 86L142 88H141V89L139 88V89H140L139 92H142V91H143V88H144V93H143V92H142V93H143L144 95L146 94L145 96H148L149 99H150V98H151V99L153 98V99H152V100H154L153 102H151L152 100L150 99V102H151V103L148 102L149 100L147 101V99H146V101L148 102V104H150L152 107H151L150 105H148L147 103H144V100H143V103L145 104V106L147 105V108H145V109L143 108L144 105H142L143 107H142V106H140V107L138 106V107H137V106L132 102L133 100H131V98L133 97L134 100L137 101V104H138V99H135V97L137 96L136 98H140V99H141V95H140L139 93H137V94L140 95L139 97H138V95H134V93L132 94V95H133L132 97L130 96L131 98L124 97V95H123V94H125L124 92H126V94H127V92H129V91H128V89L130 88L129 86L132 87V83H133V82L131 83V85L128 86L129 88L126 86V87L128 88V89L126 88L127 91H125V89H124V87H125V83L127 82V80L129 81V79H127V77H129ZM156 74H157V75H156ZM198 74H200V75H202V76H200V75H198ZM205 74H207L208 77H210V78L206 77L207 75L204 76ZM211 74H212V75H211ZM126 75H129V76L126 77ZM161 75H162V76H161ZM168 75H169V74H168ZM168 75H167V76H168ZM193 75H194V77H193ZM209 75H210V76H209ZM73 76H75V75H73ZM91 76H92V77H91ZM93 76H94V77H93ZM98 76H99L100 78H99ZM106 76H107V75H106ZM150 76H149V77H150ZM195 76H196V77H195ZM199 76H200L201 78H198ZM203 76H204V77H203ZM216 76H217V77H216ZM219 76H220V77H219ZM0 77H1V75H0ZM79 77H80V76H79ZM90 77H91V78H90ZM96 77H97V79H96ZM125 77H126V78H125ZM133 77H134V76H133ZM138 77H139V79H138ZM142 77H143V78H142ZM149 77H147V78H148V80H149V82H150V85H151V79H152V78H149ZM178 77H180V76L178 75ZM205 77H206L207 80L205 79ZM1 78H2V77H1ZM81 78H82V77H81ZM101 78H103V79H101ZM104 78H105V79H104ZM121 78H122V76L120 77V79H121ZM129 78H131V76H130ZM158 78H160L161 80H160V79L157 80ZM164 78H165V76H164ZM180 78H181V77H180ZM214 78H215V79H216V78H219V79H216V80H215ZM236 78H237V79H236ZM64 79H65V78H64ZM67 79H68V78H67ZM71 79H73V77H72ZM75 79H76V81L74 80V84L76 83V84H75V87L77 86V87L79 88V87H80L79 84H80L81 82L79 81V84H78V83H77V82H78V81H77L78 78H75ZM109 79H111L112 81L109 80ZM125 79H126V82H125ZM133 79H134V78H133ZM173 79L175 80L177 86H179V87H177L176 84L174 83L178 90H180L179 88H181L182 90L185 91L184 93H189V94L191 95V96L187 95V96L189 97V98H187V96H185L183 92H182V93H183V94H182V93L179 91L180 94H182V95L185 96V97L182 96L183 99H182L181 101H183V102L181 103V101H180L181 104H179V100H180V99H178V101H177V98H180L181 96H180V97H172V94H175V96H176V94H177V95L179 94V92H178L177 89H176V91L173 89L174 84H173V86H171V88H170V86H169V85H171V84H170V83H171L170 81H173V82H174ZM181 79H182V78H181ZM191 79H192V80H193V79H197L198 83H194V81H192ZM200 79H201V80H204V82H207V84H206V83L203 84L204 82H203V81H200ZM212 79H213V80H212ZM227 79H228V80H227ZM229 79H230V80H229ZM233 79H234L235 81H234ZM0 80H1V82H2L1 85L4 86L5 83L3 82V79H0ZM65 80H66V79H65ZM80 80H81V79H80ZM83 80H84V78L82 79V81H83ZM96 80H97V81H96ZM107 80H108V83H107ZM113 80H114V82H116V83H114ZM118 80H119V81H118ZM205 80H206V81H205ZM217 80H218V81H217ZM224 80H225V81H224ZM238 80H239V81H238ZM246 80H247V82H246ZM251 80H252V81H251ZM85 81H86V80H84V83H85ZM131 81H132V79H131ZM131 81H130V82H131ZM142 81H141V82H142ZM145 81H144V83H145ZM167 81H169V82H167ZM195 81H196V80H195ZM212 81H213V82H212ZM219 81H222V82H220V84H218ZM227 81H228V82H227ZM62 82H63V81H62ZM72 82H73V81H72ZM72 82H71V83H72ZM96 82H97V83H96ZM100 82H101V84L104 83V85H107L108 88L110 87V89H111V87H112L111 85L116 84V85H115V86H116V87H115V88H116V91L112 89V91H111V93H110L108 88H107L108 91H106V88H105V89H104V88H100L99 85H100L101 87L103 86V85H101V84L98 85V83H100ZM121 82H123L124 84L121 83ZM149 82L146 81V83H147L148 85H149ZM173 82H172V83H173ZM199 82H203V83H200V84H199ZM63 83H64V82H63ZM65 83H69V82H65ZM65 83H64V84H65ZM106 83H107V84H106ZM120 83H121V84H120ZM127 83H128V82H127ZM127 83H126V85H127ZM161 83H162V84H165V85H162ZM192 83H193V85H192ZM212 83H213V84H212ZM229 83H230L231 86H229ZM248 83L251 84V85L249 84V87L247 86ZM90 84H91V85H90ZM92 84H93V85H92ZM96 84H97V85H96ZM108 84H109V85H108ZM128 84H129V83H128ZM190 84L192 85V87L194 86L193 89L196 87L197 90H196V89L193 90L192 88H190L191 90H189V87H191ZM194 84H196L197 86H195ZM198 84L201 85V86H199V89H200V87H201V89H202V90L200 89V91H204V90H205L204 93H201V92L198 91V90H199V89H198ZM209 84H210V86H209ZM225 84H226V88H227V89H225V90L228 91L229 87H230V89H233V90L236 89V88H239V90H240V88H241V89H242L241 91L244 92L245 95H241V94H239V93H238V91H239L238 89H237V90H234V91H230V92H231V93H230V96H231V94L233 95V93H234V96H231V97H234V98L237 97V98H235V99L232 98L235 102H234L233 100H230V99H229L230 96H228L229 93H228V95H227L228 97H227L226 94L224 93V91H223V92H222V91L218 92V90L220 89V87H219V89L217 90L218 85H219V86H224ZM232 84H235V87H236V88H234V87L232 88ZM239 84H240L241 86H240ZM81 85H82V84H81ZM122 85H123V87H122ZM156 85H157V86H156ZM184 85H185V86H184ZM186 85H187V86H186ZM188 85H189V87H188ZM205 85H206V86H205ZM214 85H215V86H214ZM236 85H237V86H236ZM238 85H239V86H238ZM2 86H1V88H2L4 91H3V90L1 91V89H0V91H1V93L3 92V95L5 96V94H7V93H5V89H4V88L6 87V85H5L4 87H2ZM73 86H74V85H73ZM91 86H92V87H91ZM107 86H103V87H107ZM117 86H118V87H117ZM119 86H120V90H119L120 92H117V91H118L117 89H119ZM202 86H203V87H202ZM204 86H205V87H204ZM233 86H234V85H233ZM75 87H74V88H75ZM82 87H83V86H82ZM93 87H95V88H93ZM121 87H122V88H121ZM157 87H158V88H157ZM162 87H163V88H162ZM164 87H165V88H164ZM176 87H175V88H176ZM215 87H216V88H215ZM74 88L72 89L73 92H74V90L76 91V88H75V89H74ZM80 88H81V87H80ZM113 88H114V86H113ZM183 88H184V89H183ZM204 88H205V89H204ZM96 89H97L98 91H97ZM123 89H124V90H123ZM155 89H156V91H155ZM169 89H170V90L173 89L174 91H170ZM206 89H207V90H206ZM209 89H210V91H209ZM84 90H85V87H84ZM84 90H83V88H81L80 93H82V91H84ZM103 90H105L106 92L103 91ZM122 90H123V91H122ZM141 90H142V91H141ZM221 90H224V87H223ZM77 91L79 92V90H77ZM113 91H114V93H112ZM154 91H155V93H153ZM166 91H168L169 93H168V92L166 93ZM192 91H193V93H191ZM207 91H208V92H207ZM216 91H217V92H216ZM227 91H225V92L227 93ZM248 91H249V92H248ZM84 92H85V91H84ZM92 92H93V94H92L93 97L91 96V93H92ZM102 92H103V93H102ZM104 92H105V94H104ZM107 92H109L108 95H107ZM115 92H117L116 95H115ZM121 92H122L123 94H122ZM132 92H134V91H132ZM132 92H129V93H132ZM194 92H195V94H194ZM213 92H214V93H213ZM232 92H233V93H232ZM239 92H240V91H239ZM242 92H240V93H242ZM247 92H248V93H247ZM4 93H5V94H4ZM95 93H96V94H95ZM142 93H141V94H142ZM198 93H199V95H198ZM215 93H217V94H215ZM255 93H256V92H255ZM17 94H21V93H20L19 91H17ZM83 94H84V93H83ZM83 94L81 95L82 98H83V96L86 95V94H84V95H83ZM100 94H101V95H100ZM118 94L122 95L125 99H126V98L130 99L131 101H128V99H126L128 102H125V99L122 98V97L119 99ZM126 94H125V96H126ZM135 94H136V92H135ZM180 94H179V95H180ZM200 94H202V96H201ZM219 94L223 97L222 99H221V97L219 96ZM235 94H236V95H235ZM247 94H250V95L247 96ZM251 94H252V96H251ZM28 95H29V93H28ZM31 95H32V94H30V98L33 96V95H32V96H31ZM102 95H105V97H103ZM111 95H112V96H111ZM144 95H142V96H144ZM151 95H152V96H151ZM155 95H156V96L158 95V96H157L158 98H157ZM170 95H171V96H170ZM179 95H178V96H179ZM216 95H217V96H216ZM239 95H240V97H241V96H243V98L245 97V99H242V97H241V99H242L241 101H243L242 105L244 104V101H246L247 99H248V102H250V103H247V102H246L248 105H246V104L243 105V106L246 107V109H247L246 112H242V113H241V112L239 111V110L244 109V107H242V109L239 108V110H236V107H234V113H233L234 115H233L232 112L229 113L230 111H233V110H230V109H229V108H231V107H229V108L226 107V106H227V105H226V99H225L224 96L227 97V101H228V100L233 101V102L235 103V105H236V103H238V102L240 101V99H238V96H239ZM256 95H257V93H256ZM4 96H2V95L0 96V100H1V102H2V103H0V104L3 105V106L0 105V108H1V107H5V105H6V104H5V105L3 104V101H4V99H5V100L8 99V98H6V96H8V95H6L5 97H4ZM106 96H107V98H108V96H109V97L111 96L112 98H113V96H115L116 98L111 99V97H110V98L107 99ZM127 96H129V94H128ZM134 96H135V97H134ZM1 97H2V98H1ZM8 97H9V96H8ZM34 97H35V98H38V97H36V96H34ZM69 97H71V98H73V99H71V98H69ZM98 97H99V98H98ZM154 97H155V99H154ZM168 97H169V98H168ZM182 97H181V98H182ZM191 97L193 98V100L191 99ZM202 97H204V101H205V102L202 101V100H203ZM210 97H211V98H210ZM214 97H215V98H214ZM231 97H230V98H231ZM246 97H247V98H246ZM35 98H33V100H34ZM39 98H40V100H43V102H44V100L46 99V98H45V99H44V98L41 99L42 97H39ZM39 98H38V100H35L37 103H38V101H40ZM68 98L71 99V103H69L70 100H69V101L67 100ZM96 98H98V99H96ZM133 98H132V99H133ZM145 98H146V97H145ZM145 98H144V99H145ZM253 98H255L258 102H256L255 99L253 100ZM10 99H11V98H9V100H7V103H10V105H11V102H10V101L13 102V100H12V99L10 100ZM47 99H48V98H47ZM85 99H87V98H85ZM105 99H106V102H105ZM118 99L120 100V103H119V100H118ZM123 99H124V102H122ZM140 99H139V100H140ZM156 99H157V100H156ZM159 99H160V100H159ZM166 99H167V100H166ZM188 99H190V101H187ZM194 99H198V100L196 101V100H194ZM216 99H218L220 102H219L218 100H216ZM249 99H250V100H249ZM251 99H252V100H251ZM91 100L93 101V103L95 102V105H94L93 103H91V102H92ZM95 100H97L98 102L95 101ZM117 100H118V104L115 103V101L117 102ZM141 100H142V99H141ZM162 100H165V101H162ZM175 100L177 101V103H178L179 105H177V103H176ZM199 100H200V101H199ZM210 100H212L211 102H212L213 104H211V102H208V101H210ZM8 101H9V102H8ZM35 101H34V102H35ZM45 101H46V100H45ZM48 101H49V100H48ZM101 101H102V102H101ZM111 101L113 102L112 104H111ZM135 101H134V102H135ZM146 101H145V102H146ZM160 101H161V102H160ZM184 101H186L188 104H187L186 102H184ZM201 101H202L203 103H201ZM237 101H238V102H237ZM251 101H252L253 103H255V107H256V108H254V104L251 103ZM4 102L6 103V101H4ZM41 102H42V101H41ZM43 102H42V105H43V104L45 105V103H43ZM74 102H75V101H74ZM87 102H88L89 104H92L93 106H90ZM129 102H132L133 105H132L131 103H129ZM221 102H223L222 105H224L225 107H218V108L216 107V108H215L216 104H217V106H219V105L221 106V104H220ZM224 102H225V103H224ZM262 102L264 103V100H261V103H262ZM46 103H48V102L46 101ZM53 103H54V102H53ZM53 103H51V104H53ZM96 103L99 104V105H102V106H103V105H106V108H107V104L109 103L110 105L108 104V107L111 106V107H113V108H117V109H119V110H117V109H115V111L113 110V111H114V115H113V111L111 110V111L108 113V111H109L110 109L108 108L109 110L106 111V108H104V106H103L104 111H101L100 108H99V105H98V107H97ZM101 103H102V104H101ZM104 103H106V104H104ZM114 103L117 104V105H114ZM127 103H128V104H127ZM154 103H155V104H154ZM172 103H173V104H172ZM175 103H176V104H175ZM208 103H209V105H207ZM40 104H41V103H40ZM40 104L38 105V108H40V107H39ZM120 104H121V105H120ZM139 104H140V103H139ZM139 104H138V105H139ZM141 104H142V102H141ZM153 104H154V105H153ZM156 104H157V105H156ZM162 104H163V105H162ZM182 104H183V105H182ZM186 104H187V105H186ZM190 104H191L192 106H188V105H190ZM249 104H253V106L251 105V107H249V106H250ZM47 105H48V104H47ZM47 105H46V107H47ZM55 105H56V104H55ZM63 105H65L64 102H63ZM85 105H86L87 107H86ZM113 105L116 106V107H114ZM122 105H124L123 107L126 108V109L123 108L124 110H126V111H127V109L130 110V111H128L129 113L127 112L128 114L125 115V112H126V111L123 112ZM165 105H166L167 107H166ZM184 105H185L186 107H185ZM214 105H215V106H214ZM242 105H241V106H242ZM36 106H37V105H36ZM66 106H67V105H66ZM88 106H89V108H88ZM129 106H130V107H129ZM134 106H136V107H134ZM148 106L151 107V110H152V111H151L150 109L148 110V108H150V107H148ZM162 106H163V107H162ZM169 106H170V107H169ZM177 106H178L179 108H177ZM183 106H184L185 108H184ZM187 106H188V107H187ZM193 106L195 107V110H194V109H191V108H194ZM7 107H8V108H7ZM9 107H10V106L6 105V109H7V110H9ZM43 107H45V106H43ZM43 107H42V109H43ZM55 107H57V106H55ZM95 107H97L99 110H98L97 108H95ZM111 107H110V108H111ZM118 107H119V108H118ZM120 107H121V108H120ZM131 107H132V108H131ZM133 107H134V109H133ZM156 107H157V108L159 107V108H158V109H159V112L156 110V109H157ZM160 107H161V108H160ZM182 107H183V108H182ZM196 107H197V108H196ZM67 108H68V106H67ZM93 108H94V110H93ZM139 108H140V109H139ZM141 108H142L143 110H145V112H147V110H148V111H149L148 114H146L144 111H142V112H140V113H138V114H135V110H136V113H137L138 110H139V111L142 110ZM153 108H154V111H155V112L153 111ZM155 108H156V109H155ZM162 108H163V109H162ZM166 108H167V110H165ZM175 108H176V109H175ZM188 108H190V109H188ZM205 108H206V110H205ZM207 108L209 109V111L207 110ZM213 108H214L215 110H214ZM219 108H220V109H219ZM221 108H222L223 110H221ZM225 108H227V109H225ZM248 108H250V109H249L250 111H248ZM253 108H254V110H251V109H253ZM3 109L5 110V108H3ZM3 109H2V110H3ZM27 109H28V111H30V112H27ZM40 109H41V108H40ZM48 109H49V108H48ZM70 109H69V110H70ZM90 109H91V110H90ZM95 109H97V111L100 112V113H99V112L96 113L98 116H100L99 118H97L98 116L94 113ZM111 109H112V108H111ZM146 109H147V110H146ZM168 109H169V110H168ZM187 109H188V110H187ZM237 109H238V108H237ZM246 109H245V110H246ZM2 110H0V114H1V113H5L4 110H3L4 112H1ZM7 110H6V114H7V112H8ZM38 110H39V109H38ZM69 110H68V111H69ZM82 110H84V111H85V110H88V111H86V114H87L86 116H87V118H86V117L83 118V116H84V115H83V112H84V111H82ZM121 110H122V111H121ZM132 110H133V111H132ZM173 110H174V111H173ZM181 110H182V112H181ZM192 110H193V111H192ZM217 110H218V111H217ZM219 110H221V111L219 112ZM227 110H228V111H227ZM256 110H257V109H256ZM49 111H48V113H50ZM68 111H66V112H68ZM89 111H90V112H89ZM116 111H118V112H122V113L125 115V117L122 116V115H123L122 113H121L122 115H120V113H118V112L116 113ZM178 111H179L180 113H179ZM186 111H187V112H186ZM207 111H208V112H207ZM216 111H217V112H216ZM222 111H223V113H222ZM32 112H33V113L35 112V114L33 115ZM56 112H57V111H56ZM87 112H88V113H87ZM101 112H107V114H109V115H107L106 113H102V114H101ZM111 112H112V114H110ZM133 112H134V113H133ZM150 112H151V113H150ZM152 112H153V113H152ZM157 112H158V116H159L158 118H159V119L157 118ZM172 112H173V113H172ZM177 112H178V113H177ZM185 112H186V114H189V115L187 116V115L185 114ZM189 112H190V113H189ZM212 112H213V113H212ZM225 112H228V114H225V115H224ZM255 112H256V111H255ZM14 113H15V112H14ZM18 113H16V114L19 115ZM36 113H37V114H36ZM43 113H44V114H43ZM48 113H47V114H48ZM93 113H94V114H93ZM98 113H99V114H98ZM141 113H142V115H143V113H145V114L142 116ZM154 113H155V114H154ZM161 113H162V114H161ZM169 113H170V115H169ZM171 113H172V114H171ZM209 113L211 114L210 116H209V115H206V114H209ZM216 113H219V114H218V117H217L216 119L219 120L220 122H222L223 125L226 124L227 126H228V124H229V122H230V120H231L230 117L232 118V115H233V117L235 116V118H236V114L240 113L241 116H238V115H240V114L237 115V116L239 117V119L237 118V121H238L237 124L239 123V124L242 126V128H241L240 126L238 127V128H241V131L238 130V129L233 130L232 127H234V128H236V127H235V125H233L234 123L232 124V122H231V124H232L233 126H232V127L229 126L230 128H228L226 125H224V126H226V127L228 128V129H227V130H228V134H226V133H227V132H226L227 130L225 129L226 127L224 128V126H223V127L220 128V126H219V127H218V126H214V124L217 122V120H215V121L213 120L214 117H216V115H217ZM29 114H30V115H29ZM47 114H46V115H47ZM61 114H63V113H61ZM65 114H67V113H65ZM65 114H64V115H65ZM92 114H93V115H92ZM103 114H104V117L102 116ZM117 114H118V115H117ZM183 114L185 115V117H184ZM191 114H192V116H191ZM195 114H197V115H195ZM212 114H215V115H212ZM221 114H222L223 116H222ZM230 114H231V115H230ZM20 115H19V116H20ZM35 115L38 116V117H35ZM48 115L50 116V114H48ZM48 115H47L46 117H48ZM80 115H81L82 117H80ZM112 115H113V117H112ZM127 115H128V117H127ZM130 115H131L132 117H130ZM138 115H141V117L139 118V120H140V119H141V120L144 119L143 122H142L141 120H140L141 123L138 122V121H136V120H134V121L132 122L131 120L134 119V116L137 118ZM149 115H150V116H149ZM154 115H155V116H154ZM172 115H173L174 117H172ZM177 115H178V116H177ZM179 115H180V116H179ZM203 115L208 116L210 121L207 120L208 118H207V117L205 118V116H203ZM254 115H255V114H253V116H254ZM0 116H1L2 120H3L4 118L6 119V116H5V115H4L5 117H2V115H0ZM32 116H31V117H32ZM56 116H57V115H56ZM59 116H60V115H59ZM61 116H63V115H61ZM91 116H92V117H91ZM95 116H97V117H95ZM109 116H110L111 118H109ZM147 116H149L151 119L154 117V118H153V122H154V123H152L153 126H154V125H158L157 122H159L158 127H157V126H156L155 128L152 127V128H154L155 130L152 131V133H150L151 136H152L153 138H154V137H156V138H157V137L160 138V136H161V138H163V139L158 140V138H157V140L154 141L152 137H151V138L149 137L150 135H149L148 131H150V129H151V127H150V129H149V126H150L151 124L148 125V123L152 122V120H150V122H149V119H147V121H146L145 117L148 118ZM189 116H191L192 118L189 117ZM213 116H214V117H213ZM245 116H246L248 119H247ZM14 117H17V116H15V114H14ZM23 117L20 118V120H23ZM34 117H35V118H34ZM93 117H95V118H93ZM123 117H124V118H123ZM129 117H130V120H129ZM138 117H139V116H138ZM142 117H144V118H142ZM155 117H156V121H157V122H155ZM161 117L165 118V119H164V122H163V120H162L163 118L161 119ZM212 117H213V118H212ZM241 117H242V118L245 117V118L247 119V120H245V121L243 120L244 122L242 121L243 123H246V124L244 125L245 128H243L244 126H243V124H242V122H241V120H240ZM37 118H38V119H37ZM60 118H61V117H60ZM63 118L65 119L64 116H63ZM78 118H79V119H78ZM88 118H90L91 120H88ZM115 118H116V119H115ZM127 118H128V119H127ZM136 118H135V119H136ZM169 118H170V119H169ZM176 118H177V119H176ZM178 118H179V119H178ZM194 118H195V119H194ZM199 118H200V119H199ZM210 118H211V119H210ZM225 118L228 119L229 121H227ZM235 118H234V119H235ZM5 119H4V120H5ZM16 119H17V118H16ZM36 119H37V120H36ZM73 119H74V120H73ZM99 119H100L101 121H100ZM102 119H103V120H102ZM124 119H125V121H124ZM192 119H193L194 121H193ZM204 119H205V120H204ZM234 119H233V120H234ZM0 120H1V119H0ZM2 120H1V121H2ZM38 120H39V121H38ZM43 120H44V121H43ZM49 120H50V121H49ZM81 120H82L83 123H81ZM105 120H107L108 122L105 121ZM137 120H138V118H137ZM161 120H162V122H161ZM167 120H168V121H167ZM175 120H177V122H178V120L181 121L182 123H181V122H179V123L182 124V125L184 124L185 121H187V123L185 122V124H184L183 126L181 125L182 127H181V126L179 127L180 129L177 127V126H179V124L176 122V123H177V125H176V129H178V131H180V132H182V130H183V132L180 134V135H181L180 138H179V136H180L179 134H178V138H176V137H177V134H176V133H177V132H176L177 130L175 129V130H176V131H175V130H174L175 127H174V128L172 127V126L174 125L173 122H174ZM202 120H203V121H202ZM211 120H213V121H211ZM222 120L226 121V123H225V122L223 123ZM1 121H0V123H1ZM13 121H14L15 124H16L15 118H14ZM24 121H25V118H24L23 122H24ZM30 121H31V123H30ZM37 121H38V122H37ZM46 121L49 122L50 125H47V122H46ZM63 121H64V123H63V124H60V123H62ZM76 121H77V122H76ZM79 121H80V122H79ZM84 121H85V122H84ZM91 121H92V122H91ZM103 121H104V122H103ZM144 121H146V122H144ZM166 121H167V122H166ZM169 121H170V122H169ZM195 121H196V122L198 121V122L196 123ZM219 121H218V122H219ZM234 121H235V123H236V120H234ZM249 121H250L251 123H249ZM4 122H7V121L5 120ZM78 122H79V123H78ZM86 122H87V124L84 125V127H83V124L86 123ZM100 122H103L104 126H103V124L100 123ZM106 122H107V123H106ZM123 122H124V123H123ZM126 122H128V124H127V128L125 127V125H126L125 123H126ZM129 122H132V123H129ZM137 122L140 123V124H143V125L145 124V125H144V126H143V125H139L140 127L137 128V126H136V125H138ZM147 122H148V123H147ZM165 122H166V123H165ZM168 122L170 123V125L173 124V125L171 126L172 128L170 127V128L172 129V130L170 129V131H172V132L175 131V133L172 134V135H173V139L170 138V136H171L170 133H171V132L168 131V130H169V124L167 125ZM171 122H172V123H171ZM200 122H201V123H200ZM213 122H215V123H213ZM220 122H219V123H220ZM9 123H11V122H9ZM76 123H77L78 125H76ZM133 123H134V126H132V128H134V129L129 130V133H130V131H131L130 134L133 133V135L129 136V135H128L129 133L126 134L124 131H127V129L130 128V124L133 125ZM136 123H137V124H136ZM160 123H161V124H160ZM174 123H175V122H174ZM198 123H199V124H198ZM202 123H203V124H202ZM205 123H206V124L209 123V125H210L212 128L215 129V133H214V134H216V133H219V134H220V132H221L220 135H215V137L217 136V137H216L217 141H218V139H221V141H223V143H221V141L217 142V141L214 139V137L211 138L212 135H214V134L211 135V132L214 131V129H212L211 127L209 128V125H208V128H209V129H212V130H211V132L209 131L210 133L208 132L209 129L207 130V132H208L207 134H208V136L211 138V140L209 139L211 142L208 141V139H207L208 136H206L207 134L205 133V129H206L205 127H206L207 125L205 126ZM252 123H253V124H252ZM255 123H256V122H255ZM13 124H14V123H13ZM13 124H12V125H13ZM30 124H31V125H30ZM32 124L35 126V128L33 127ZM37 124H38V125H37ZM40 124H41V126H39ZM43 124H44L46 127H48V128L44 127ZM72 124H73V125H76V128H73V127H72V126H73ZM81 124H82V125H81ZM98 124H99V125L101 124V125L99 126ZM116 124H117V125H116ZM120 124H124V125H120ZM164 124H166L167 126L164 125ZM192 124H193V125H192ZM197 124H198V126H197ZM201 124H202V126L204 125L205 127H202ZM220 124H221V123H220ZM222 124H221V126H222ZM231 124H230V125H231ZM237 124H236V126L239 125V124H238V125H237ZM249 124H250V125H249ZM36 125H37V126H36ZM61 125H63V126H61ZM65 125H67L68 127L65 126ZM69 125H71V126L69 127ZM80 125H81L82 128L79 127ZM115 125H116V126H115ZM146 125H147V127H145ZM152 125H151V126H152ZM161 125H162V126H161ZM186 125H187V126H186ZM215 125H218V123L215 124ZM247 125H248V127H246ZM28 126H29V127H28ZM30 126H31V127H30ZM50 126H51V127H50ZM95 126H97V127H98V126H99V127H102V126H103V128H99V127H98V129H97V127H95ZM118 126H119V127H118ZM123 126H124V127H123ZM135 126H136V128H135ZM165 126H166V127H165ZM185 126H186V127H185ZM199 126H201V127L204 128V129H200ZM213 126H214V127H213ZM250 126H251V127H250ZM263 126H262V127H263ZM16 127H19V128H16ZM20 127H21V128H20ZM36 127H37V128H36ZM38 127H40V128L38 129ZM41 127H42V128H41ZM94 127H95V128H94ZM109 127H110L111 129H113V130L115 131L116 134L114 133L113 130L110 131L111 129H110ZM120 127H121V128H120ZM128 127H129V128H128ZM190 127H191V128H190ZM198 127H199V130L197 129ZM217 127L219 128V130H218ZM52 128H54V130H53ZM64 128H66V130H65ZM67 128H69V130H68ZM72 128L74 129V131H73ZM104 128H105V129H104ZM123 128H125L124 131L122 130ZM142 128H144V129L147 128L146 130H148V131H146L147 133H146V132H145V133L148 134V138H150V140H151V139L153 140V143H152V141H149V142H150V145H151V144H154L156 141H157L156 143L159 144V148H158V146H157L158 144L153 145V147H152V145H151V148L153 149V150H151V152L154 151L153 154L151 153L152 155L148 153V152L150 151V149H148V151H147V148L149 147V143H147V142H148L149 139L147 138L148 140L146 141V135H145V134H141V133H143V132H142L143 130H142V131H139V130H141ZM156 128H159V130L163 131V134H164L165 136L168 135V136H167V137H168V138H167L168 141H169V138L171 139V141H169L170 143L168 142L169 144H168V143H165V144H164L163 141L165 140V142H166L167 139H164L165 136L162 135V133L159 132V130H157ZM162 128H163V129H162ZM167 128H168V129H167ZM188 128H190V129H188ZM247 128H248V131H247ZM255 128H256V129H255ZM51 129H52V130H51ZM75 129H76V130H75ZM80 129H81V130H80ZM99 129H101V130H99ZM103 129H104L105 131H104ZM130 129H131V128H130ZM135 129H136V130H135ZM194 129H197L198 131H200V133H202V135H200V134L198 135V131L194 132V131H195ZM221 129L224 130V133H222L223 131H221ZM231 129H232V130H231ZM251 129H252V130H251ZM257 129H258V130H257ZM263 129H264V128H263ZM3 130H4V131H3ZM10 130H11V131H10ZM67 130H68V131H67ZM71 130H72V131H71ZM93 130H95V132H94ZM102 130H103V132H105L106 134L103 135ZM107 130H109V131H107ZM133 130L136 131V132H134ZM151 130H152V129H151ZM156 130H157V131H156ZM187 130H188V131H187ZM229 130H230V132H229ZM237 130H238V131H237ZM9 131H10V132H9ZM81 131H86V132L81 133ZM96 131H98V132H96ZM99 131H100V132H99ZM122 131L124 132L125 136L122 137V135H121V136L119 137V134H120ZM144 131H145V130H144ZM155 131H156V132H159V134L157 133V134H158L157 136H154V134H156ZM164 131H165V132H164ZM185 131L189 132V133L192 134V135H195V133H197V135H198L199 138H197V135H196V141H195V138H193L194 140H193L192 138H190V137H191L190 134L186 133ZM231 131H233V132H231ZM235 131H236V133H237V132H240L239 134L242 135V139H241V141L239 140V138H238V136H237L238 133H237V134H233V133H235ZM251 131H252L253 133H252ZM261 131H262V129H261ZM261 131H260V132H261ZM8 132H9V133H8ZM13 132H14V133H13ZM35 132H36V133L39 132V133L36 134ZM108 132H109V133H108ZM118 132H119V134H118ZM150 132H151V131H150ZM153 132H154V133H153ZM241 132H243V134H242ZM248 132H249L250 134H248ZM256 132H257L258 134H257V135H254V133H256ZM2 133H3V134H2ZM24 133H25V134L27 133L25 137L22 136ZM28 133H30V134L28 135ZM33 133H34V134H33ZM40 133H41V134H40ZM56 133H58V134H56ZM101 133H102V136H103V137H105V135H106V137H107L108 135H109V137H110V136L114 137L113 140H114V139L116 140L118 137H119V138L122 137L123 139H121V140H124V139L126 138L127 140H126V141L124 140V141H125L126 143H127V141H128L129 144H131V145L129 146L128 144H125V145H126V146H125L124 143H123V141H122V144H121V145H122V148L124 149V147L129 146L130 149H129V147H128V148H125L124 151H120V152H118L119 150H123V149H121V146H119V144H118L119 147L117 146V149L119 148V150H117L118 153L115 154V152H116V148H115V150H114V147H112V146H113V145H112V142H113V141H112V140L109 141L110 138L107 137V138H108V139H107V140H108V143H106V140H105V142H104L105 144L102 143V141H101V140H102V137H101V135H100ZM110 133H113L114 135H113V134H110ZM134 133H135V134H134ZM137 133H140L141 135H140V134H137ZM204 133H205L206 135H204ZM230 133H231L232 135H230ZM11 134H12V137H11ZM16 134H17V135H16ZM20 134H21V136H20ZM54 134H55V139H56V137H57L56 140L53 138V137H54V136H53ZM80 134H81V136H80L81 138L84 137L86 140L88 139V140H87V141H88V144H86L87 141L84 140V138H83V139H80V137H79ZM124 134H123V135H124ZM136 134H137V135H136ZM152 134H153V135H152ZM187 134H188L190 137H189V136H186ZM209 134H210V135H209ZM239 134H238V135H239ZM251 134H252V136H251ZM1 135H2V136H1ZM5 135H6V137H5ZM9 135H10V136H9ZM14 135H15V136H14ZM27 135H28L29 137H28ZM34 135H35V136H34ZM36 135H38V136H36ZM57 135H58V136H57ZM63 135H64V137H66L65 139H63V138H64ZM67 135H68V136H67ZM139 135H140V136H139ZM169 135H170V136H169ZM183 135L185 136V138H184ZM221 135H222L223 137H221ZM226 135H230V136H232V139H231V137H230V138H229V137H226ZM241 135H239V137H241ZM245 135L247 136L246 139L243 138V136L245 137ZM16 136H17V137H16ZM31 136H32V137H31ZM40 136H42V137H41L42 140H41V138H39ZM52 136H53V137H52ZM97 136H100V137H98V140L101 141V142H99V141L96 142V141H97V140H96ZM135 136H137V137H135ZM141 136H142V137L144 136L145 139L140 138ZM162 136H163V137H162ZM204 136H206V138H205ZM1 137H3V138H4V137H5V138L9 137V138L6 139L7 141H5L4 139L2 140ZM20 137H21V138H20ZM26 137H27V138H26ZM48 137H50L49 140L46 139V138H48ZM78 137H79V138H78ZM115 137H117V138H115ZM192 137H195V136H192ZM201 137H204V138H203V141H204V142L202 141V144H201V143H200L201 141H200V142H199V143L201 144V145H200V144L197 142V141H198L197 139L201 140V139H200ZM235 137H236V138L238 139V141L240 142V145H238L239 142H237V145H235V143H236L235 140H237V139H235ZM25 138H26L27 140H28V138H29V140L26 141ZM51 138H52V139H51ZM100 138H101V139H100ZM119 138H118V139H119ZM133 138H135V139H133ZM136 138H138V139H136ZM139 138H140V140L143 139L144 141H146V143L144 142V144H146V145L148 144V145H147V148H145V147L143 146V144H140L141 146L139 145V146H140L139 149H138V147H137L138 150L135 149V148H136L135 144H136V145H137V143L139 144V141H140ZM156 138H155V139H156ZM182 138H183V139H182ZM226 138H228V140H227ZM249 138H250L251 140H250ZM254 138H255V139H254ZM10 139H12V140H10ZM43 139H45V140H47V141L45 142ZM58 139H59L60 141H59ZM90 139H91V140L95 139L96 141H94V140H93V141L96 142V143H100V144L96 146V145H95L96 143H95L94 146H93V144H92L93 141L91 142ZM111 139H112V138H111ZM118 139H117V141H120V140H118ZM131 139H132L133 141L135 140L136 143H134ZM178 139H179V140H178ZM185 139H186L187 141H186ZM205 139H206V140H205ZM212 139H214V140H212ZM229 139H230V140H229ZM244 139H245V140H244ZM20 140H21V141H20ZM22 140H23V141H22ZM31 140H33L32 142H34V143L36 144V145L33 144L34 147L31 146L32 144H31V145H30V144L27 145V143H29V141H31ZM54 140H55V141H54ZM82 140H84V141H82ZM115 140H114V141H115ZM138 140H139V141H138ZM143 140H142V143H143ZM189 140H190L191 142H192V141H193V142L191 143ZM25 141H26V142H25ZM36 141H37V142H36ZM38 141H39V142L42 141V142L38 143ZM53 141H54V142H53ZM85 141H86V143H85ZM117 141H116V142H117ZM205 141H206L207 143H206ZM212 141L215 142V144H212ZM15 142H16V143H15ZM22 142H24L23 145L25 144L23 147H22ZM32 142H31V143H32ZM48 142H49V143H48ZM52 142H53V143H52ZM82 142H83V143H82ZM109 142H110V143H109ZM116 142H113V144H115ZM131 142H133V143H131ZM160 142H161V143H160ZM173 142H174V141H173ZM184 142H185V143H184ZM216 142H217L218 144H216ZM234 142H235V143H234ZM244 142H245V143H244ZM261 142H262V143H261ZM10 143H12V145H10ZM37 143H38V144H37ZM42 143H43L44 145H42ZM45 143H47L48 145H46ZM55 143H56V144H55ZM57 143H58V145H57ZM117 143H118V142H117ZM117 143H116L115 145H117ZM119 143H120V142H119ZM220 143H221L222 145H221ZM231 143H234V144H231ZM4 144H6V145H4ZM49 144H51V145H49ZM54 144H55V146H54ZM76 144H78V145H82V147H81V146H78V145H76ZM83 144H85V145H83ZM101 144H102V147H98V146H100ZM108 144L112 145V146H111L112 149L110 148V146L107 147ZM170 144H171V145H170ZM186 144H188V146H185ZM246 144H247V145H246ZM26 145H27L28 147H26ZM39 145H40V146H39ZM45 145H46L47 147H46ZM74 145H76V148H74ZM86 145L89 146V148H88ZM103 145H104V146H103ZM115 145H114V146H115ZM123 145H124V147H123ZM132 145H133V147H132ZM146 145H145V146H146ZM164 145H165V146L167 145V147L164 148V147H165ZM197 145H200V146H197ZM202 145H203V147H205V148H203ZM204 145H205V146H204ZM244 145H246V147H245ZM253 145H254V148H255V149H253V147H252ZM4 146H5V148H4ZM9 146L12 147V148H10ZM17 146H18V147L20 146L21 148H20V147L18 148ZM30 146H31L33 149L35 148L34 150H36V152H35L32 148H31V149H28V148H30ZM49 146H51V147H50L51 149L49 148ZM84 146H85V148H84V150H82ZM162 146H163V149L160 148V147H162ZM168 146H169L170 148H168ZM210 146H209V147H210ZM221 146H222V147H221ZM236 146H237V147H236ZM255 146H256V147H255ZM260 146H261V147H260ZM8 147H9L11 150H9ZM15 147H16L17 149H15ZM39 147H40V149H39ZM44 147L47 148V150L44 149ZM54 147H55V148H54ZM72 147H73V148H72ZM78 147H79V148L81 147L80 150L78 149ZM103 147H106V148H105L106 150H105ZM156 147L158 148V150L156 149ZM230 147H231V148H230ZM258 147H260V148H258ZM2 148H4V149H2ZM24 148H25V151H26V149H28V151L25 152V151H24ZM41 148H42V149H41ZM70 148H71V149H70ZM108 148H109V151H108L109 153H110V150H111V151L113 150L112 153L114 152V153H113V154H115L114 156L118 155L119 153L121 154V152H122V155H123V154L126 155V156H125L126 159H121V160L123 161V162L121 163V162H120L121 160L118 159V158H117V159H118L119 162L116 161L117 159H116L115 161H113V158L111 157V156H113L112 154H110L111 159H109V158L107 157V154H108V153H107L106 155H103V156H105L103 159H102V156H98V155H97L96 152H98L99 155H100V153H101V154L104 153V152L102 151V149H104V150H105V153H106V151L108 150ZM144 148H145V149H144ZM149 148H150V147H149ZM241 148L244 149V151H242ZM257 148H258V149H257ZM18 149H22V150H19L20 152H18ZM43 149H44V150H43ZM90 149H91V150H90ZM166 149H167V150L170 149V151L168 150V151H169V152H168ZM214 149H213V150H214ZM237 149H238V150H237ZM260 149H263V150H261V152H262L261 154H260V151H259ZM7 150H8V151H7ZM29 150H30V151L33 150V151H31V152H33V157H30L31 155H29V156L27 155V153L30 152ZM49 150H50V151H49ZM76 150H79L78 153H76V152H77ZM89 150H90V151H89ZM93 150H95L94 153L91 152V151H93ZM125 150H126L127 152H128V151L130 152V153H128L129 155L126 153ZM159 150H160V152H161V150H164V151H166V152L164 153V151H163L162 153H160ZM218 150H219V152H218ZM224 150H227V149H224ZM249 150H250V151H249ZM252 150H253L254 152H252ZM21 151H24V152L22 153ZM37 151H38V153H37ZM41 151H42V153H41ZM47 151L49 152V154H48ZM75 151H76V152H75ZM87 151H88V153H87ZM133 151H138V152H137V154H136V152H135V153H132ZM257 151H258L259 153H258ZM34 152H35L37 155H36ZM66 152H67L68 154H67ZM155 152H156V153H155ZM186 152H187V151H186ZM216 152H217V153H216ZM242 152H243V154H242ZM250 152H251V153H250ZM14 153H15V155H14ZM19 153H20V154H19ZM21 153H22V154H21ZM53 153H54V154H53ZM163 153H164V157H162V156H163ZM187 153H188V152H187ZM189 153H190V152H189ZM0 154H1V153H0ZM29 154H31V153H29ZM34 154H35V155H34ZM51 154H52V156H51ZM75 154H76V155H75ZM95 154H96L97 156H95ZM120 154H119V155H120ZM132 154H133V155H132ZM135 154H136V155H135ZM240 154H238V155H240ZM2 155H1V156H2ZM119 155H118V156H119ZM127 155H128V156H127ZM149 155H151V156L149 157ZM26 156H28V158H27ZM41 156H42V157H41ZM53 156H54V157H53ZM73 156H74L75 158H74ZM118 156H117V157H118ZM123 156H124V155H123ZM209 156H210V154H209ZM16 157H17V158H16ZM23 157H24V155H23ZM35 157H36V158H35ZM72 157H73V158H72ZM137 157H138L139 160L137 159ZM140 157H141L142 159H141ZM153 157H155V156L153 155ZM157 157H156V158H157ZM9 158H8V159H9ZM19 158H20V157H19ZM29 158H30V159H29ZM31 158H32V160H31ZM33 158H34V159H33ZM69 158H70V159H69ZM114 158H115V157H114ZM28 159H29V160H28ZM74 159H75V160H74ZM136 159H137V160H136ZM4 160H5V161H4ZM30 160H31V161H30ZM35 160H37L38 164H37V162H36ZM71 160H74V161L72 162ZM78 160H81V161H80L81 164L79 163ZM125 160H126V161H125ZM129 160H130V159H129ZM2 161H1V158H0V162H2ZM7 161H8V162H7ZM22 161H23V160H22ZM27 161H28V162H27ZM32 161H33V162L35 161V163H33ZM46 161H47V162H46ZM68 161H70L69 165H71V163H72V164L74 163V164H73L74 166H77V165L79 166V164L82 165V167H79V169H78V167H77L78 171H77V169L74 168V169H75V172H76V171L79 172L80 169H82V168H84V170H86V172L82 169V170H83L82 172H84V174L81 173V171H80V172H79V173H81V174H80V175H81L80 177H77V175H79V174H77L76 177H74L73 175H72L73 177L69 175V176L71 177V178H70V177L68 176L69 171H67V169H68V170L72 169V170L74 171V169H73L74 166H73V165L68 166ZM76 161H78V162H76ZM91 161H90V162H91ZM94 161H93V162H94ZM108 161H107L108 165L111 166L110 163H109ZM138 161H139V162H138ZM6 162H7V163H6ZM9 162H11V163H9ZM29 162H30L31 167L34 166L33 168H31L30 165H28L29 167L27 166V164H29ZM39 162L42 163V164H40ZM66 162H67V163H66ZM82 162H83V163H82ZM115 162H117V163H115ZM132 162H133V163H132ZM26 163H27V164H26ZM77 163H78V164H77ZM84 163L87 164V167H89V169L93 167V169H90V171H91V173H92V170H93V172H95V173H92V174H91L90 171H89V169H85V168H87V167H85L86 165H85ZM88 163H89V162H88ZM118 163H119V164H118ZM125 163H124V164H125ZM6 164H7L8 166H7ZM11 164H12V166H11ZM15 164H16V162L14 163V165H15ZM76 164H77V165H76ZM83 164H84V165H83ZM0 165H1V163H0ZM5 165H6L7 167H6ZM9 165H10V166H9ZM66 165L68 166V168L64 167V166H66ZM88 165H89V166H88ZM94 165H97V163H95ZM120 165H122V167H121ZM127 165H128V164H127ZM133 165H132V166H133ZM61 166H62L63 168H62ZM72 166H73V167H72ZM112 166H111V168H112ZM125 166H126V165H125ZM125 166H124L123 168L126 169L127 167H125ZM129 166H130V164L128 165V167H129ZM22 167H23V168H22ZM130 167H131V166H130ZM14 168H15V169L18 168L17 171L19 170V171H18L19 175H20V171L22 172L24 169H26V171L24 170V172L29 173V174H27V177L24 176V175H25L24 173L22 174V175H23V177H22V185H21L22 187L20 186L21 183H20L19 181H18L19 184L15 183L16 185H14V183H13L14 181H16V180H15V177H20V176H17V175L14 176V174H18L17 172L14 173L16 170L13 172V169H14ZM30 168H31L32 170H31ZM37 168H39V169H37ZM69 168H70V169H69ZM111 168H110V170L114 171V170L111 169ZM146 168H147V167H146ZM6 169H7V170H6ZM65 169H66V170H65ZM9 170H10V172H9L10 175L8 174V171H9ZM38 170H39V171H38ZM59 170H61V171H62V170H63V171L65 170V171H66V174H67L68 177L65 176L64 173H61V171H59ZM72 170H71V171H72ZM34 171H35V172H34ZM43 171H44V172H43ZM45 171H46V172H45ZM58 171H59V172H58ZM71 171H70V172H71ZM87 171H89V172H87ZM112 171H111V172H112ZM30 172H31V175H32L33 177H32V176L28 177V175H30ZM32 172H33L34 174H33ZM75 172H73L72 174H75ZM98 172H99V171H98ZM101 172H102V171H101ZM101 172H99V174H100ZM111 172H110V174H111ZM116 172H114V173L116 174ZM123 172H124V171H123ZM35 173H36V174H35ZM55 173H56V174H55ZM57 173H58V175H63V176H64L63 179H64L65 177H66V179H64V181H63V180H61L62 178L60 179L59 177H57V178H59L58 181L61 180V181L58 183V181L54 179V178H56ZM85 173H86V174H85ZM87 173H88V175H87ZM89 173L91 174V176H90ZM96 173H97V174H96ZM12 174H13V175H12ZM70 174H71V173H70ZM11 175H12V176H11ZM37 175H38L39 178L37 177ZM55 175H56V176H55ZM8 176H9L10 178H9ZM82 176H83V177H82ZM85 176H86V177H85ZM0 177H3V175L0 176ZM60 177H62V176H60ZM88 177H89V178H88ZM93 177H95V176H93ZM11 178H13V179L11 180V182H12L13 184H10V185H12L11 187H12V189H13L14 191H13L12 189L9 190V186H10V185H9V181H10L9 179H11ZM23 178H25V179H23ZM32 178L34 179L35 182L32 181ZM37 178H38V179H37ZM67 178H68L69 180H70V179L73 180V181L70 180V181L73 183V185L77 183V184L74 186V188L72 187L73 185H72V186H71V185H68L69 183H68L67 181H66L67 183L65 182V180H67ZM72 178H74V179L76 178V182H75V183H74L75 180L72 179ZM77 178H78V180H77ZM86 178H88L89 180H88V179L86 180ZM6 179H8V182H7ZM79 179H80V180H79ZM18 180H21V179H18ZM23 180H24V181H23ZM26 180H29V182L32 181V182H33V183L31 182L32 184L35 183L34 186H33L32 184H29V185H31V186H29V187H28V185L26 186ZM51 180H52V181H51ZM54 180H55L56 183L54 182ZM85 180H86V181H85ZM106 180H107V179H106ZM109 180H110V179H108V181H109ZM84 181H85L87 184H86ZM103 181H104V180H103ZM16 182H17V181H16ZM29 182H27V183H29ZM50 182H53L54 184H53V183H50ZM61 182H62V184H63V183H66V184H63V185H62ZM23 183H24L25 186L23 185ZM72 183H71V184H72ZM108 183H109V182H108ZM52 184H53V185H52ZM60 184H61V186H60ZM83 184H84V185H83ZM89 184H90V185H89ZM8 185H9V186H8ZM13 185H14V186H13ZM65 185H66V186H65ZM91 185H93V186H91ZM106 185H108V186H107L108 188L106 187ZM114 185H115V184H114ZM16 186H18V187H16ZM51 186H53V187L51 188ZM62 186H63V187H62ZM67 186H68V187H67ZM70 186H71V187H70ZM81 186H82V187H81ZM84 186L86 187V188H85V190H86L85 192H86L87 194H89V195H87V196H89V197H91V198L93 199L92 195L95 194V195H93V196H95L94 198H96V199L92 200V199L90 198V201L85 202L86 200H89V197H87L86 195L83 194V193H84V190H83V189H84ZM90 186H91L92 188H91ZM15 187H16V188H15ZM24 187H25V190H26V191L29 190L28 193H26V191L24 192ZM27 187H28V188H27ZM30 187H31V188L33 187V188L31 189ZM54 187H55V188H54ZM60 187L63 188V189L66 188L67 190L60 189ZM69 187H70V188H69ZM79 187H80V189H81V188H82V189L80 190ZM115 187H116V186H115ZM7 188H8V190H7ZM18 188H19V189H18ZM49 188H51V189H49ZM56 188H57V189H56ZM58 188H59V190H58ZM68 188H69V189H68ZM89 188L91 189V193H93V194L88 193V191L90 192V189H89ZM30 189H31V191H30ZM53 189H56V190L54 191ZM75 189H76V190H75ZM138 189H140V188H135V190H136V195L138 194L137 192H139V191H137ZM19 190H20V191H19ZM49 190H50V191H49ZM74 190H75V193L73 194V191H74ZM77 190H78V191L80 190V191H82L83 193L79 194L80 191L77 192ZM87 190H88V191H87ZM95 190H96V191L99 190V192H96V193H99V194H96V193H95ZM8 191H10V192L8 193ZM15 191H16V192H15ZM21 191H22L23 196L21 195ZM51 191H53V192H51ZM60 191H61V192H60ZM64 191H65V192L67 191V192L65 193ZM70 191H71V192H70ZM93 191H94V192H93ZM46 192H47V193H46ZM57 192L64 193L65 195L62 194V197H61V199H60L59 197L61 196V194H59V193H57ZM69 192H70V193H69ZM13 193H14L15 195H14ZM16 193H17L18 195H17ZM25 193H26V195H25ZM48 193H51V194L49 195ZM86 193H85V194H86ZM133 193L135 194V191H134ZM42 194H43V195H42ZM44 194H45V195H44ZM47 194H48V197H47ZM90 194H91V195H90ZM101 194H103V195L105 194V195H104V196H101ZM134 194H133V196H134ZM7 195H8V196H7ZM24 195H25V196H24ZM40 195L43 196V197H41V199H40V197H39ZM53 195H55V196L53 197ZM57 195H59V196H57ZM69 195H70V197L72 196L73 199H72V197H71V198L69 197L70 199L66 201L65 198H63V196H65V197L68 198ZM12 196H13V198H12ZM14 196H15V197H14ZM49 196H52L54 199H53L52 197H49ZM84 196L87 197L88 199L85 198ZM96 196H97V197L99 196V197H98L99 200H97V197H96ZM18 197H19V198H18ZM23 197H25V198H23ZM31 197H32V198H31ZM33 197H34V198H33ZM35 197H36V198H35ZM55 197H56V200H55ZM100 197H101V199H100ZM115 197H116V196H115ZM118 197H116V198H118ZM44 198H45V199H44ZM51 198H52L54 201L51 200ZM103 198H104V199H103ZM106 198H107V199H106ZM9 199H10V200H9ZM31 199H32V200H31ZM39 199H40V200H39ZM57 199H58V200H61V201L64 199L66 202H65V203H62V204L65 205L66 207L64 206V207H65V208H64L63 205H62L59 201L57 202ZM83 199H84V200H83ZM102 199L104 200V202H107V203L104 204V202H103ZM109 199H110V200H109ZM122 199H123V198H122ZM122 199H121V200H122ZM34 200H36V201H34ZM43 200H45V201H43ZM47 200H49L48 202H51V201H52V202H51V203H48ZM64 200H63V202H64ZM91 200H92V201H91ZM95 200H96V201H95ZM15 201H16V202H15ZM32 201H33V202H32ZM68 201H69V203H68ZM73 201H74V202H73ZM97 201H98V202H97ZM100 201H102L103 203L100 202ZM115 201H116L117 203H116ZM13 202H14V203H13ZM34 202H35V203H34ZM46 202H47V203H46ZM56 202H57L58 204H55ZM70 202H71V203H70ZM91 202L94 203V204H91V205H90L89 203H91ZM95 202H96V207H93V206L95 205ZM53 203H54V204H53ZM67 203H68V205H67ZM79 203H80V204H79ZM109 203H110V204H109ZM118 203H119V204H118ZM9 204H10V206H9ZM17 204H18V205H17ZM42 204H43L44 206H42ZM59 204H60V206L62 205V206H61L62 208H61V207H58ZM76 204H77L78 207H80V208H78ZM97 204H100V205H97ZM101 204H102V205H101ZM103 204H104V205H103ZM107 204H108V206H107ZM46 205H48V207H46ZM75 205H76V206H75ZM79 205H80V206H79ZM118 205H119V206H118ZM123 205H124V204H123ZM72 206H73V207H72ZM101 206H104V207H106V208H109V210L106 212V208H103V207H102V208H100V209L102 210L101 213H100V212H99V211H100L99 207H101ZM113 206H114V208H113ZM2 207H3V208H2ZM35 207H36V208H37V207H40V208H42V209H40L39 211H37V210H35ZM52 207H53V208H52ZM55 207H56L57 209H56ZM82 207H83V209L79 212V209H81ZM115 207H116V208H115ZM60 208H61V209H60ZM68 208H69V210H68ZM73 208H74L75 210H74ZM111 208H113V210L116 209V212H114L113 210H111ZM37 209H39V208H37ZM48 209H52V210H48ZM59 209H60V211H59ZM103 209H104V211H103ZM117 209H118V210L120 209V210H119L120 212H119ZM129 209H130V208H129ZM129 209H128V210H129ZM132 209H133V208H132ZM136 209H137L139 212L136 211ZM42 210H43V211H42ZM66 210H67V211H66ZM63 211H64V212H63ZM70 211H71V212H70ZM72 211H73V212H72ZM97 211H98L99 213H98ZM111 211L114 212V213H112ZM129 211H130V210H129ZM40 212H41V213H40ZM43 212H44V213H43ZM82 212H83V213H82ZM87 212H90V213H87ZM102 212H103V213H102ZM110 212H111V213H110ZM127 212H128V211H127ZM136 212H137V213H136ZM51 213L53 214V216H52ZM74 213H75V214H74ZM96 213L98 214V216H97ZM105 213H106V215H105ZM115 213H116L117 216H119V218L117 217L119 220H120V218L122 219V221H121V220H120V221L117 220V221H118L117 225L115 224V223H116V219H114V217L116 218ZM128 213H129V212H128ZM79 214H80V215H79ZM81 214L83 215V217L81 216ZM111 214H112V215H111ZM120 214H122V217H120V216H121ZM95 215H96V217H95ZM80 216H81V217H80ZM84 216H86V217H84ZM88 216H89V217H88ZM111 216H112V219H114V220L110 219ZM113 216H114V217H113ZM125 216H126V217H125ZM128 217H129V218H128ZM16 218H19L18 220H21V221H19L20 223L17 222V221H15ZM124 218H126V220H124ZM24 219H27V220L25 221ZM128 219H131V220L133 219V220L131 221V220H128ZM22 220H23V222H22ZM49 220H48V221H49ZM107 220L113 221L115 225H111L113 222H112V223L109 222V225H110V226H109L108 224H107L108 227H106V228H104V227L102 226V227L104 228L105 231H103L102 227H101V229H100V227H99V229H98L97 226H99L100 224H101V225H102V224L104 225L105 223H103V221L105 222V221H107ZM7 221H8L9 223H6ZM12 221H14V222H12ZM28 221H30V222H28ZM101 221H102V223H101ZM107 222H108V221H107ZM123 222H124V224H123ZM131 222H132V224L134 223V224L132 225V227L134 226V229H132L131 226H130V225H131V224H130ZM14 223H15V224H14ZM18 223H19V224H18ZM28 223H30V225H29ZM31 223H32V225H31ZM120 223H122V224H120ZM125 223H126V225H125ZM127 223H128V224H127ZM16 224H18V225H16ZM68 224H69V225H68ZM96 224H97V225H96ZM98 224H99V225H98ZM137 224H139V219H138V221H137ZM13 225H14V226H13ZM20 225H21L22 227H21ZM23 225H25V226H23ZM26 225H29V226H26ZM46 225H47V224H46ZM67 225H68V226H67ZM71 225H72V226H71ZM92 225H96V228H95L94 226H92ZM107 225H106V226H107ZM122 225H123V226H122ZM124 225H125V226H124ZM1 226H0V228H1ZM15 226L17 227V229H16ZM36 226H37V227H36ZM39 226H41V228H40ZM111 226H112L113 228H112ZM115 226H116V227H115ZM119 226L121 227V230H120V228H118ZM128 226H129V228H128ZM28 227H29V229H28ZM30 227H31V228H30ZM72 227H73V228H72ZM109 227H110V228H109ZM3 228H1V229H3ZM24 228H25L26 230H25ZM32 228H34V230H31ZM86 228H87V229H86ZM107 228H108V229H107ZM114 228H116L117 230H116V229L113 230ZM122 228H123V229H122ZM138 228H139V227H138ZM1 229H0V231H2V232L4 231L3 234H8V232H6L5 230H1ZM4 229H6V228H4ZM7 229H6V230H7ZM40 229H41V230H40ZM109 229H111L112 232H111V230H109ZM129 229H130L131 231H130ZM13 230H14L15 232H14ZM36 230H37V232H36ZM106 230H107V231H106ZM108 230H109V231H108ZM133 230H135V232H134ZM138 230H139V232H140V229H138ZM22 231H24V232H22ZM27 231H29V232H27ZM34 231H35V232H34ZM115 231H116V233H118V234L113 235V234H115V233H113V232H115ZM2 232H0L1 235H2ZM41 232H42V233H41ZM107 232H108V235H107ZM109 232H110V233H109ZM14 233H16V234H14ZM24 233H27L28 235L30 234V236H28L27 234H24ZM69 233H70V232H69ZM71 233H72V232H71ZM73 233H72V234H73ZM111 233H112V234H111ZM129 233H130V235H129ZM23 234H24L25 236H22ZM72 234H70V235H72ZM122 234H123L124 236H123ZM11 235H12V236H11ZM68 235H69V234H68ZM121 235H122V236H121ZM132 235H133V237H132ZM134 235H135V236H134ZM9 236H11L12 238L9 237ZM126 236H127V238L125 239ZM0 237H1V236H0ZM7 237H8V238H7ZM20 237L22 238L21 242L19 241V240H20V239H19ZM25 237H26V238H25ZM27 237H29V238H27ZM5 238H6L7 240H6ZM17 238H18V239H17ZM121 238H122L124 241L126 240L125 242L129 241V238H131V239H130L129 243L126 244L123 240H121ZM250 238L252 239V237H250ZM3 239H4V240H3ZM9 239H10V240H9ZM11 239H12V240H11ZM13 239H15V240L13 241ZM82 239H83V240H82ZM89 239H90V240H89ZM251 239H250V240H251ZM253 239H254V240H253ZM253 239L251 240L253 243H252L250 240H249V241H250V245H253V244H254V245H253V246H254V250H255V251L257 250V251H256L257 253H258V251H261V250L264 252V246H263L262 244H260V245L262 246V247H261L260 245H257V243H256V242H258L259 240H257V238H254V237H253ZM8 240H9V241H8ZM17 240H18V241H17ZM26 240H27L28 243L26 242ZM69 240H70V239H69ZM75 240L78 241V242L80 241V240H78V239H75ZM84 240H85V241H84ZM87 240H88L89 242H88ZM112 240H113V241H112ZM4 241H5V243H4ZM10 241H12V243H11ZM15 241H16V242H15ZM24 241H25V244L27 243L26 247H25V244L22 243V242H24ZM70 241H71V243H70V242H69V243H70V246H71V245H72V240H70ZM76 241H75V242H76ZM82 241H84V242H82ZM91 241H92V242H91ZM93 241H94V242H93ZM120 241H121V242H120ZM122 241H123L124 243H123ZM134 241H135V242H134ZM254 241H255V242H254ZM13 242H15L16 245H17L18 243L21 244V245H19V246L17 247V246L15 245V243H13ZM17 242H18V243H17ZM40 242H41V243H40ZM42 242H43V243H42ZM78 242H77V243H78ZM136 242H137V243H136ZM140 242H141V243H140ZM3 243L6 244V245H4ZM73 243H74V242H73ZM81 243H78L79 246L81 245ZM92 243H93V245H91ZM98 243H99V244H98ZM115 243H118V244H115ZM121 243H122L123 245L125 244V245H124L125 247H123V245H122ZM133 243H134V244H133ZM135 243L138 244V247H137L138 249H136V244H135ZM1 244H2V245H1ZM22 244H23L24 246H23ZM64 244H66V243H64ZM64 244H63V245H64ZM14 245H15V246H14ZM28 245H29L30 247H29ZM61 245H62V242H61V244H60L59 246H61ZM74 245H76V244L74 243ZM74 245H73V246H74ZM118 245H119V246H118ZM126 245H127V246H126ZM134 245H135V246H134ZM13 246H14V247H13ZM21 246H23V247H22L23 250H24V248H25V251H24V252H22L23 250L21 251V249H22ZM67 246H68V245H67ZM67 246L65 245L64 247L66 248ZM73 246H72V247H73ZM101 246H102V247H101ZM104 246H105V247H104ZM1 247H2L4 250H3ZM15 247H17L18 249L15 248ZM19 247H20L21 249H20ZM99 247H101V248H99ZM106 247H108V249H107ZM112 247H113V249H112ZM260 247L262 248L261 250H260ZM8 248L11 249V250H9ZM12 248H13V249H12ZM14 248H15V250H14ZM29 248L31 249V252H30V249H29ZM53 248H54V249H53ZM67 248H68V247H67ZM75 248H76V249H75ZM77 248L81 249V251L83 250V254H82V255H81V253L79 254V249H77ZM87 248H88V249H87ZM116 248H117V249L119 248V249L117 250ZM123 248H124L125 250H124ZM128 248H129L130 250H129ZM255 248H256V249H255ZM258 248H259V249H258ZM27 249H29V250H27ZM57 249H59V248H57ZM72 249H73V248H72ZM84 249H85V250H84ZM100 249H102L103 251L100 250ZM5 250H6V251L9 250V251L7 252V254H6V251H5ZM16 250H17V251H16ZM70 250H71V249H70ZM88 250H89L90 252H89ZM116 250H117V252H114V251H116ZM127 250H129V252H130L129 254H127V252H128ZM10 251H11V252H10ZM12 251H13V253H12ZM15 251H16V252H15ZM27 251H28L29 253H28ZM33 251H34V253H32ZM62 251H63V252H62ZM72 251H73V250H72ZM81 251H80V252H81ZM97 251H98V254H103V253H107V254H105V255H104V254H103V255H98V254H97ZM132 251H133V253H131ZM242 251H243V250L239 251V252L237 253V255H236V261H237L238 264H239V263H240V264H245V263L247 262L246 257H245V253H243L244 251H243V252H242ZM3 252H4V254H3ZM26 252H27V253H26ZM101 252H102V253H101ZM108 252H109V253H108ZM110 252H111V253H110ZM112 252H113V256H111V255H112ZM121 252H122V253H121ZM125 252H126V254H125V256H124V253H125ZM135 252H137L138 254L135 253ZM139 252H141V251H139ZM263 252H262V253H263ZM10 253H11V255H9ZM72 253H73V252H72ZM115 253H116V255H115ZM259 253H261V252H259ZM259 253H258V254H259ZM262 253L259 254V256H261ZM14 254H15V255H14ZM17 254H18V256H16ZM27 254H28L29 256H28ZM30 254H31V255H30ZM33 254H34V256H33ZM43 254H44V253H43ZM84 254H86V255H84ZM117 254H118L119 256H117ZM121 254H123V255H121ZM130 254H131V255H130ZM132 254H133V255H132ZM2 255H3V256H2ZM13 255H14V256H13ZM24 255H25V256H24ZM57 255H58V258H57ZM66 255H67V256H66ZM70 255H71V256H70ZM80 255H81V256H80ZM108 255H109V256H108ZM126 255H127V256H126ZM141 255H142V256H141ZM239 255H240V256H239ZM15 256H16V257H15ZM44 256H45V254H44ZM72 256H73V257H72ZM74 256H75L76 258H75ZM88 256H89V257L91 256V258H89ZM100 256H102L106 261H105L102 257H100ZM135 256H136V257H135ZM263 256H264V253H263ZM52 257H53V258H52ZM70 257H71V258H70ZM10 258H11V259H10ZM61 258H62V259H61ZM94 258H95V259H94ZM98 258H99V259H98ZM100 258H101V259H100ZM151 258H152V257H151ZM155 258H156V259H155ZM157 258H159V257H153V258L151 259L152 261H155L154 264H162V263H166V264H167V261H165V258H164V257L160 256V259H159V260H158ZM1 259H2V260H1ZM4 259H6V260H4ZM13 259H14V262H12ZM73 259H74V260H73ZM89 259H90V260H89ZM97 259H98L99 261H98ZM134 259H135V260H134ZM163 259H164V260H163ZM8 260H9V262H8ZM37 260H38V261H37ZM51 260H52V261H51ZM57 260H59L60 262L57 261ZM63 260H64V261H63ZM91 260H92V261H91ZM108 260H109L110 262H108ZM114 260H115V261H114ZM133 260H134V261H133ZM151 260H150V262H151ZM156 260H157L158 262H157ZM83 261H84V262H83ZM87 261H88V263H87ZM93 261H94V262H93ZM116 261H117V262H116ZM124 261H125V262H124ZM130 261H131V262H130ZM132 261H133V262H132ZM142 261H143V262H142ZM29 262H30V263H29ZM62 262H63V263H62ZM91 262H92V263H91ZM99 262H100V263H99ZM121 262H122V263H121ZM139 262H140V263H139ZM10 263H9V264H10ZM110 264H111V263H110ZM152 264H153V262H152ZM248 264H252V262H251V263H248Z\"/></svg>",
  "mask_w": 264,
  "mask_h": 264
}]
</instances>
